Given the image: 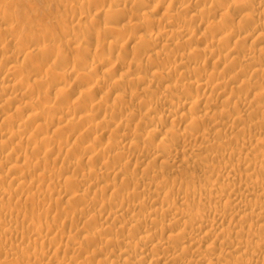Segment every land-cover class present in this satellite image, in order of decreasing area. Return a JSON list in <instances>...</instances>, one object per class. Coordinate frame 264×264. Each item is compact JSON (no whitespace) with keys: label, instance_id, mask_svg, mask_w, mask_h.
<instances>
[{"label":"rangeland","instance_id":"1","mask_svg":"<svg viewBox=\"0 0 264 264\" xmlns=\"http://www.w3.org/2000/svg\"><path fill=\"white\" fill-rule=\"evenodd\" d=\"M2 1V2H1ZM4 1V2H3ZM112 1V2H111ZM119 1V0H118ZM138 1V2H137ZM140 0H132V1H129V0H120L119 1V4H117V0H102V2H101V0H100V2L98 1V0H0V5H2V6H0V18H2V22H0V32H2V30H3V26H4V29H6L8 26H10V28H8V29H6V30H3L4 32H2V33H0V45H2V46H0V76H1V74H2V76L0 77V87H3V86H6V85H9V84H13V82H14V84L17 82V81H19L20 79H19V76H21L22 74H25V75H23L22 77H24V78H21V80H25V82H27L28 81V83H26L25 85L28 87V88H26V86L25 87H23V88H25V90H23L22 88V90H20V88H18V87H16V88H14V90H12L11 92H10V90L9 91H6V93L5 92H1V94H3V96H1V94H0V127L2 128V129H0V131L2 132V133H4L3 135H2V133L0 132V164H1V166H0V184L2 185H0L1 187H0V209H2V208H4L3 210H1L0 211V229H2V230H0V234H1V236H0V261H1V263L3 264V262H4V260H5V262H4V264H62L63 262V264H81L80 262H82V263H84V264H113L114 263V261H115V258H116V260H119V261H116L114 264H170V263H166L165 262V260L164 259H162L161 257H160V254H162L161 253V251H159V249H153V250H148V253L149 254H146V256L145 257H147V258H145L144 260H141V259H139V254L140 253H142V252H144L145 250H140V249H137L136 251H134L135 252V255L133 256V257H135V258H131V260H133V261H125L124 262V257L123 256H121L122 255V251H123V248L125 249L126 247V245L127 244H125V241H126V238H128L130 235H133V233L132 232H134V230H135V233H137V234H135V235H133L132 237H129L130 239L128 240L129 242H131V243H133L134 244V242L136 243L137 241H136V239H137V237H140L141 236V234L143 235L145 232H144V229H142V228H138V227H131V230H132V232H130V224L129 223H127L128 221H125V220H127L130 216H129V214L131 215V212H132V214H135V215H138L139 213H140V215L139 216H143V215H151V214H149V213H153V211H152V209H149V207H151V205H150V203L152 204V203H157L158 201V205L156 206V207H167L166 205H168L169 203L170 204H174V203H176V204H178V206L180 207V204L181 203H185V204H182L181 205V207H183V208H188V210H190V212L191 213H197V210H195L194 208H196V207H198V203H200V200H201V198L199 199V196H203V194L200 192V191H202V192H204V189H200L201 188V185H203V187H210V186H207L208 184H211V183H208L207 184V182H212V184L215 186H217V188L215 187L214 188V186H213V188L214 189H219L220 187H221V189H219L220 191L222 190V186L224 185V186H226L227 187V185H225L226 183L228 184V180H230V178H233L234 176L233 175H236L237 176V180H235L236 182H238V183H240V178L241 179H244V177H246V176H240V174H244V173H241V172H243L244 170H246L247 168L246 167H241V165H242V163L243 162H246V161H257V158L256 157H259L258 159H263V160H261V161H259L258 160V162L260 163H262L261 164V167H260V170L258 169V168H256L257 170L256 171H254L253 170V167H250V170H251V168H252V170L251 171H253L254 172V174L249 170V171H244V172H246L244 175H252L253 176V178H257V173L256 172H258V176L259 177H261V179L262 180H264V166H262V165H264L263 163H264V158H262V156L264 155L263 154V152L261 151L262 150V148L264 149V139H262L263 138V136H264V125H261V127H262V129H259V125L261 124V123H263V121H262V119H264V109L262 110L261 109V107L262 108H264V93L262 94L261 92H264L263 90H264V74H263V72H264V65H263V63H264V52H263V50H264V36H261V35H264V20H263V16H264V0H249V1H252V2H250V3H252L251 4V6H250V4L248 5V7H247V9L246 10H243L241 7H240V5L242 4L241 2H237L236 3V1L235 0H229V1H227V0H225L226 1V6H224L225 4V1L224 0H222V1H224V2H221L220 0L218 1V2H215L214 0H141V2H139ZM160 3H159V2ZM163 1V2H162ZM206 1V2H205ZM208 1V2H207ZM231 1V2H230ZM239 1V0H238ZM263 1V2H262ZM9 2V3H8ZM13 2V3H12ZM82 2V3H81ZM86 2V3H85ZM92 2H94L93 3V5H92ZM115 2H116V4H115ZM126 2V3H125ZM130 2H132V3H130ZM205 2V3H204ZM220 2V3H219ZM229 4H228V3ZM234 2L236 3L235 4V6L233 5L234 4ZM260 2V3H259ZM74 3V4H73ZM84 3V4H83ZM141 3V4H140ZM181 3V4H180ZM185 3L188 5V6H186L185 5ZM191 5H189V4ZM204 3V4H203ZM206 3H208V4H206ZM211 3V4H210ZM230 3H231V5H230ZM240 3V4H239ZM257 3V4H256ZM73 4V5H72ZM78 5V6H75V5ZM96 4V5H95ZM132 4V5H131ZM135 4V5H134ZM186 6L185 8H184V5ZM220 4H221V7H220ZM237 4H238V6H237ZM81 5V6H80ZM97 5H99V6H97ZM115 5H117V7H118V5H121V6H119V7H122L123 9H124V14H122V16L121 15H114V14H111V15H108L107 16V18H106V13L104 14V12H105V10H114V8L116 9V6ZM134 5V6H133ZM142 5V6H141ZM169 5V6H168ZM205 5V6H204ZM222 5L224 6L223 8H222ZM70 6V7H69ZM114 6V7H113ZM168 6V7H167ZM213 6V7H212ZM217 6H219V7H217ZM227 6H228V8H227ZM250 6V7H249ZM67 7V8H66ZM81 7V8H80ZM102 7V8H101ZM125 7H126V9L127 10H125ZM190 7V8H189ZM239 7L241 8V9H239ZM3 8V9H2ZM8 8V9H7ZM10 8H11V10H10ZM13 8V9H12ZM99 8V9H98ZM103 8H105V9H103ZM166 8H168V9H166ZM202 8H207L206 10L205 9H203L202 10ZM210 8H212V9H210L211 11H210V13L208 12V14H205L206 13V11L208 10L209 11V9ZM220 8V9H219ZM226 8V9H225ZM251 8V9H250ZM2 9V10H1ZM184 9V10H183ZM237 9V10H236ZM249 9V10H248ZM167 10V11H166ZM199 12H198V11ZM200 10H202V11H200ZM255 10V11H254ZM14 11V12H13ZM85 11V12H84ZM99 11V12H98ZM5 12V13H4ZM9 12V13H8ZM13 12V16L12 15H10L11 13ZM169 12V15H174L175 17H177L176 18V20H175V18H173V19H168V17H169V15H167V13ZM198 12V13H197ZM201 12V13H200ZM215 13V15H214V13ZM222 12H225V13H222ZM247 12V13H246ZM19 13V14H18ZM97 13H99V14H97ZM195 13L196 14H198V17L195 15ZM204 13V14H203ZM253 13V14H252ZM104 14V15H103ZM199 14H201V16L199 15ZM218 14V15H217ZM123 15H125L124 17H123ZM207 15V16H206ZM209 15V16H208ZM120 16H121V18H120ZM192 16H194V17H192ZM196 16V17H195ZM203 16V17H202ZM243 16V17H242ZM250 16V17H249ZM5 17V18H4ZM10 17V18H9ZM23 17V18H22ZM109 17V18H108ZM249 17V18H248ZM12 18V19H11ZM14 18V19H13ZM117 18H119V19H117ZM123 18V19H122ZM207 18H208V20H207ZM9 19H10V21H9ZM22 19V20H21ZM91 19V20H90ZM95 19V20H94ZM105 19H108L109 21H107V20H105ZM115 19H116V21H115ZM184 19V20H183ZM200 19H202V20H200ZM206 19V20H205ZM210 19V20H209ZM220 19V20H219ZM224 19H225V21L228 23H225V21H224ZM258 19V20H257ZM261 19V20H260ZM5 20V21H4ZM6 20H8V21H6ZM13 20V21H12ZM15 20V21H14ZM93 20L95 21V22H93ZM97 20V21H96ZM112 20V21H111ZM118 20H121V21H118ZM144 20V21H143ZM147 20V21H146ZM171 20V21H170ZM212 20V21H211ZM213 20H215V21H213ZM256 22H255V21ZM17 21V22H16ZM118 21V22H117ZM157 21V22H156ZM203 21V22H202ZM224 23H223V22ZM261 21V22H260ZM8 22V23H7ZM11 22V23H10ZM16 23V24H13V23ZM90 24H89V23ZM138 22V23H137ZM151 22V23H150ZM208 22L210 23V24H208ZM220 22V23H219ZM260 22V23H259ZM4 24V25H2V24ZM69 23V24H68ZM110 23V24H109ZM127 23V24H126ZM142 23V24H141ZM217 23V24H216ZM261 23H263V24H261ZM7 24V25H6ZM9 24V25H8ZM89 24V25H88ZM125 24V25H124ZM184 25L185 26V30H184V26L182 25V27L180 28V26H178V25ZM224 26H223V25ZM2 25V26H1ZM93 25V26H92ZM105 25V26H104ZM108 25V26H107ZM119 25V26H118ZM218 25V26H217ZM229 25H230V27H229ZM11 26H13L12 28H11ZM90 26V27H89ZM126 26V27H125ZM209 26H211V27H209ZM29 27V28H28ZM86 27H87V29H86ZM119 27V28H118ZM121 27V28H120ZM123 27V28H122ZM217 27V28H216ZM220 27V28H219ZM221 27H224V28H221ZM258 27V28H257ZM68 28V29H67ZM72 28V29H71ZM104 28V29H103ZM109 28H110V30H109ZM125 28V29H124ZM128 28H129V30H128ZM169 28L170 29H180L181 30V32H182V29L186 32H182L181 33V35L180 34H177V35H170V34H168V30H169ZM229 28L231 29V30H229ZM2 29V30H1ZM10 29H12L11 31L13 32V33H11L10 32ZM47 29H48V31H47ZM69 31V33H68V31ZM108 31H107V30ZM124 29V30H123ZM72 30H73V32H72ZM79 30V31H78ZM103 30V31H102ZM106 30V31H105ZM151 30V31H150ZM222 30V31H221ZM228 31V33L226 34V32ZM7 31H8V33H9V35L7 34ZM15 31V32H14ZM44 31V32H43ZM78 31V32H77ZM96 31H98L97 33H95ZM124 31H125V34H123L124 33ZM230 31V32H229ZM234 31H235V33H234ZM22 32V33H21ZM42 32V33H41ZM46 32V33H45ZM80 32V33H79ZM82 32V33H81ZM83 32H85V34L83 33ZM88 34H87V33ZM108 32V33H107ZM150 32V33H149ZM222 32V33H221ZM245 32V33H244ZM261 32V33H260ZM5 33V34H4ZM33 33H34V35H33ZM67 33V34H66ZM79 35H78V34ZM93 33V34H92ZM106 35H105V34ZM119 33V34H118ZM130 35H129V34ZM185 33V34H184ZM217 33H218V35H217ZM224 33V34H223ZM234 33V34H233ZM240 33V34H239ZM19 34V35H18ZM24 34V35H23ZM41 34H44V36H42ZM72 34V35H71ZM74 34H75V36H74ZM83 34V35H82ZM96 34V35H95ZM100 34H102V36L100 35ZM122 34V35H121ZM128 34V35H127ZM145 34V35H144ZM149 34H150V36H149ZM152 34V35H151ZM228 34H229V36H228ZM232 36H231V35ZM246 34V35H245ZM260 36H259V35ZM5 35V36H4ZM14 35H16L15 37H14ZM38 35H40V36H38ZM68 35H69V37H68ZM70 35H71V38H72V40H75V37H77V35H78V37L76 38V43H75V41H72V43H71V45H70V41H71V38H70ZM100 35V36H99ZM105 35V36H104ZM108 35V36H107ZM122 37H125V38H122ZM125 35V36H124ZM140 35V36H139ZM157 37H156V36ZM185 35V36H184ZM210 35H211V37H210ZM217 37H216V36ZM229 37L228 38V40H227V36ZM234 35V36H233ZM4 36V37H3ZM7 36V37H6ZM8 36H12V37H8ZM17 36H19L18 38H16ZM32 36H35V37H32ZM67 36V37H66ZM81 36V37H80ZM90 36V37H89ZM93 36H94V38H93ZM129 36V37H128ZM152 37V38H155L156 39V41L158 42V43H156V45H158V46H153V47H147L148 45H144V44H146L145 42H143V40H141V41H139V38L140 37ZM158 36H159V38H158ZM178 36H180V37H178ZM182 36V37H181ZM214 36V37H213ZM222 37V39H221V37ZM223 36H224V38H223ZM225 36H226V38H225ZM237 36V37H236ZM256 36H258L257 37V39H255L256 38ZM6 37V38H5ZM14 37V38H13ZM42 39H41V38ZM98 37H101V38H99V40H98ZM120 37V38H119ZM181 38V39H178V38ZM235 37V38H234ZM262 37V38H261ZM3 38V39H2ZM12 38V39H11ZM24 38V39H23ZM35 38V39H34ZM37 38L39 39V40H37ZM80 40H79V39ZM93 38V39H92ZM134 38V39H133ZM212 38V39H211ZM233 38V39H232ZM259 38H261V39H259ZM1 39H2V41H1ZM9 39H11V40H9ZM13 39H15V41L13 40ZM16 39H18V40H16ZM56 39V40H55ZM67 39V40H66ZM120 39V40H119ZM122 39V40H121ZM130 41H129V40ZM223 39H225V41L223 40ZM238 41H237V40ZM36 40V41H35ZM41 40H42V42H41ZM44 40H45V42H44ZM80 42H79V41ZM88 40V41H87ZM97 40V41H96ZM101 40V41H100ZM128 40V41H127ZM136 40V41H135ZM138 40V41H137ZM241 40V41H240ZM7 41V42H6ZM39 42V44H38V42ZM68 41V42H67ZM115 41H117V44H118V42L119 41H121V43L119 42V44H121L120 46L121 47H119V44H118V46H116L115 47V45H113V43H115ZM126 41V42H125ZM175 41V42H174ZM176 41H177V43H176ZM215 41V42H214ZM219 41H222V44L223 45H221V43H219L218 44V42ZM229 41V42H228ZM260 41V42H259ZM262 41H263V43H262ZM33 42H35V43H33ZM48 42V43H47ZM52 44H55V45H52ZM98 42V43H97ZM127 42H129V44L127 43ZM181 42V43H180ZM211 42H213L214 43V45H213V43H211ZM238 42V43H237ZM8 43V44H7ZM11 43V44H10ZM21 43V44H20ZM41 43V44H40ZM46 43V44H45ZM67 43V44H66ZM88 43V44H87ZM110 43H111V45H110ZM135 43V44H134ZM141 43H144L143 44V47H142V45H140ZM173 43V44H172ZM176 45H175V44ZM260 43V44H259ZM25 44V45H24ZM26 44H27V46H26ZM30 44V45H29ZM42 44H44V45H42ZM64 44V45H63ZM69 44V47L71 48H67L66 46ZM80 44V45H79ZM124 44V45H123ZM138 44H139V46H138ZM162 44H163V46H162ZM164 44H165V46H166V44H169L168 46H166V47H164ZM178 44V45H177ZM241 44H242V46H241ZM11 47H10V46ZM28 45L30 46V47H28ZM45 45H47V46H45ZM175 45V46H174ZM207 45V46H206ZM209 45V46H208ZM237 45V46H236ZM257 45H259V47H262L261 49L257 46ZM15 46V47H14ZM20 46V47H19ZM24 46H25V48H24ZM45 46V48L47 49L48 47V50L50 51V49L52 48V50L50 51V53H52L51 55L48 53L49 51L48 50H46L45 52L43 51V49H45V48H43V47ZM51 46V47H50ZM65 46V47H64ZM146 48H145V47ZM226 46V47H225ZM228 46V47H227ZM239 46V47H238ZM9 47H10V49H9ZM18 47H19V52H18ZM26 49V51L23 49ZM33 47V48H32ZM41 47V48H40ZM56 49V50H54V48ZM74 47V48H73ZM84 47H85V49H84ZM87 47V48H86ZM94 47V48H93ZM98 47V48H97ZM133 49H132V48ZM162 47V48H161ZM170 47H171V49H170ZM213 47H215V48H217V49H215V48H213ZM220 47H221V49H220ZM7 48V49H6ZM28 48V49H27ZM37 48L39 49V50H37ZM128 50H127V49ZM142 48V49H141ZM145 48V49H144ZM151 48V49H150ZM164 48V49H163ZM205 48V49H204ZM210 48V49H209ZM243 48V49H242ZM8 50L9 49V51L7 52L6 50ZM13 49V50H12ZM16 49V50H15ZM33 49H35V50H33ZM41 49H42V51L44 52L42 55V57H41ZM58 49V50H57ZM65 49H66V51H65ZM104 49V50H103ZM110 49H112V51L110 50ZM125 49V50H124ZM143 52H141L140 50ZM148 49V50H147ZM161 49H162V51H161ZM211 50V53L213 52V49H214V51L215 50H217V51H215L214 53H210L209 52V54H207V50ZM233 49V50H232ZM250 49V50H249ZM2 50V51H1ZM22 50V51H21ZM29 50V51H28ZM82 50V51H81ZM99 50V51H98ZM110 50V51H109ZM155 50V51H154ZM166 50V51H165ZM190 50H191V52H192V54H188V52L189 53H191L190 52ZM202 50H204V52L202 51ZM221 52H220V51ZM228 50V51H227ZM231 50H232V52H231ZM244 50V51H243ZM260 50H262V51H260ZM5 51V52H4ZM12 51H13V54H14V56L15 57H12V58H10L12 55H10V53H12ZM27 51L28 52H30V54H31V61H30V59L28 58V60H26V59H24L25 58V56H26V54L25 53H27ZM35 51H37V52H35ZM56 51V52H55ZM122 51V52H121ZM141 53H140V52ZM149 51V52H148ZM198 51H200V52H198ZM206 51V52H205ZM226 51V52H225ZM251 51V52H250ZM257 51V52H256ZM259 51V52H258ZM15 52V53H14ZM33 54H35V55H32V53ZM38 52H40V54L38 53ZM48 54H47V53ZM55 52V53H54ZM69 52V53H68ZM71 52V53H70ZM82 52H83V55H82ZM85 52V53H84ZM146 52V53H145ZM156 52H160L159 54L158 53H156ZM162 52V53H161ZM187 52V54H184V53H186ZM247 54H246V53ZM254 52H256V53H254ZM62 53V54H61ZM65 53V54H64ZM81 53V54H80ZM135 53V54H134ZM139 53H140V55H139ZM151 53V54H150ZM155 53V54H154ZM163 53H165V55L163 56L162 54ZM166 53H169L168 55L169 56H167V54ZM178 53V54H177ZM203 53V54H202ZM206 53V54H205ZM216 53H217V55H216ZM223 53V54H222ZM229 53H230V55H229ZM249 53H250V55H249ZM262 53V54H261ZM7 54V55H6ZM16 54V55H15ZM22 54V55H21ZM24 54V55H23ZM37 54L40 56V58L39 59H37L38 58V56H37ZM45 54H46V56H45ZM62 56H61V55ZM68 54V55H67ZM71 54V55H70ZM73 54V55H72ZM85 54V55H84ZM182 55V57H181V55ZM193 54H195V55H193ZM210 54H211V56H210ZM2 55H3V57H2ZM18 55H20L21 57H19ZM65 55H66V57H65ZM88 55V56H87ZM108 55V56H107ZM127 55V56H126ZM138 55V56H137ZM157 55V56H156ZM161 55V56H160ZM203 55V56H202ZM220 55V56H219ZM228 55V56H227ZM236 55V56H235ZM238 55V56H237ZM240 55H242L243 56V59H242V57L240 56ZM9 58H7V57ZM17 56V57H16ZM33 56H35L34 58H36V59H34V58H32ZM61 56V57H60ZM64 56V58H66V61H65V59L64 58H62ZM70 56V57H69ZM80 56V57H79ZM107 56V57H106ZM126 56V57H125ZM188 56V57H187ZM189 56H190V58L192 57L193 58V61H192V58L190 59L189 58ZM194 56V57H193ZM197 56H199V57H197ZM222 56V57H221ZM241 58H240V57ZM250 58H252V60L250 59V63H251V66H250V64H249V57ZM257 56V57H256ZM259 56H261L260 58H259ZM50 57V58H49ZM71 58V59H69V61H68V58ZM104 57V58H103ZM145 57V58H144ZM181 59H180V58ZM187 57V58H186ZM207 57V58H206ZM229 57V58H228ZM253 57H254V59H253ZM18 60H17V59ZM27 58V57H26ZM41 58L43 59V61H41ZM50 60H49V59ZM61 58H62V60H61ZM84 58V59H83ZM121 58V59H120ZM169 58H171V59H169ZM179 58V59H178ZM183 58V59H182ZM186 58V59H185ZM188 58L190 59V60H188ZM212 58V59H211ZM227 58V59H226ZM1 59H2V61H1ZM12 59V60H11ZM21 61H20V60ZM46 59V60H45ZM98 59V60H97ZM105 59V60H104ZM115 59V60H114ZM118 59V60H117ZM152 59V60H151ZM163 59V60H162ZM186 60V62H185V60ZM235 59H237L236 61H235ZM11 60V61H10ZM27 62H25V61ZM36 60V61H35ZM37 60H39V61H37ZM53 60V61H52ZM60 60V61H59ZM171 60V61H170ZM175 60V61H174ZM179 60V61H178ZM181 60V61H180ZM240 60V61H239ZM246 60H248V61H246ZM259 61V63L260 64H262V65H260V64H257L258 63V61ZM7 62L6 64L4 63V62ZM13 61V62H12ZM33 61H35V62H33ZM52 61V62H51ZM62 61H65V62H62ZM113 61V62H112ZM124 61V62H123ZM133 61H135L136 63H134ZM219 61V62H218ZM252 61V62H251ZM255 61V62H254ZM257 61V62H256ZM261 61V62H260ZM263 61V62H262ZM17 62V63H16ZM33 63V64H31V63ZM44 64H43V63ZM181 62V63H180ZM189 62H190V65H189ZM204 62V63H203ZM226 62V63H225ZM236 62H239V63H236ZM245 62L249 65H247V64H245ZM14 63V67H12V64ZM38 63V64H37ZM41 65H40V64ZM51 63H53V64H51ZM63 63V64H62ZM67 63V64H66ZM84 63V64H83ZM94 63V64H93ZM98 63V64H97ZM134 64V66H133V64ZM170 63V64H169ZM241 63V64H240ZM5 64V65H4ZM16 64V65H15ZM19 64V65H18ZM26 64V65H25ZM36 64H37V66H36ZM43 64V65H42ZM49 64V65H48ZM104 64V65H103ZM123 64V65H122ZM158 64V65H157ZM175 64V65H174ZM180 64V65H179ZM238 64V65H237ZM253 64V65H252ZM257 64V65H256ZM2 65H4V66H2ZM21 65H23V66H21ZM27 65H28V68H25V67H27ZM32 65V66H31ZM33 65H35V66H33ZM93 65V66H92ZM114 65V66H113ZM131 65V66H130ZM141 65V66H140ZM170 65H172L171 67H169ZM174 65V66H173ZM189 65V66H188ZM197 65V66H196ZM240 65V66H239ZM243 65V66H242ZM255 65H256V67H255ZM259 65V66H258ZM11 66V67H10ZM43 66H45V67H43ZM49 66H51L50 68H49ZM53 66V67H52ZM65 66V67H64ZM97 66V67H96ZM100 66V67H99ZM108 66V67H107ZM139 66V67H138ZM166 66H168L167 68H166ZM181 68H179V67ZM191 66H193V67H191ZM203 66V67H202ZM242 66V67H241ZM246 66V67H245ZM252 66H254L253 68H251ZM261 66V67H260ZM4 67V68H3ZM9 67L11 68L10 70H9ZM35 67V68H34ZM39 67H41L42 69H40V70H42V72H41V74L43 73H45L44 75L42 74H40V70H38L39 69ZM99 67V68H98ZM131 67V68H130ZM174 69H173V68ZM184 67V68H183ZM186 67V68H185ZM187 67H191V70L192 69H197L198 70V72H196L195 74L194 73H192L193 72V70L191 71L190 70V68H188V70H187ZM196 67V68H195ZM201 67V68H200ZM21 70V71H19V69ZM24 68V69H23ZM35 70H34V69ZM45 68V69H44ZM63 68H64V70H63ZM84 68V69H83ZM113 68V69H112ZM135 68V69H134ZM175 68H177V70H179V73H178V71H176V69ZM255 68H257V69H255ZM259 68V69H258ZM1 69H3L2 71H1ZM13 69H16V70H18V72H23L24 71V73H22V74H20V73H18L16 70L14 71ZM25 69H26V71L28 72V75H26V71H25ZM29 69H32V71L29 73ZM68 69V70H67ZM92 69V70H91ZM95 69V70H94ZM96 69H98V71L96 70ZM107 69V70H106ZM163 69V70H162ZM171 69V70H170ZM199 69H201V70H199ZM242 69H245L244 71V73H243V70ZM251 69V70H250ZM261 69H262V71H261ZM36 70H38V71H36ZM49 72H48V71ZM66 70V71H65ZM74 71V73H73V71ZM82 70H84V71H82ZM87 70H89V72L87 71ZM159 70V71H158ZM169 71V73H171L172 74V76H171V74H168V75H170L169 76V81L171 82H169L168 80L165 82V80H163V78L161 77L160 78V75L162 74L161 72L163 71ZM176 71V73L174 72L173 73V71ZM181 70H183V71H181ZM204 70V71H203ZM208 70V71H207ZM242 70V71H241ZM255 70H256V72L258 73L259 72V74H257V73H255ZM260 70V71H259ZM7 71H8V73H12L11 74V76H7V75H9L8 73H7ZM10 71V72H9ZM45 71H47V72H45ZM108 71V72H107ZM142 71V72H141ZM153 71H157L156 73L155 72H153ZM168 71H167V73H168ZM184 71H185V73H186V71H187V73L186 74H191V75H189L187 78H186V76L184 77L183 76V74H185L184 73ZM190 73H189V72ZM212 71V72H211ZM254 71V72H253ZM18 74H17V73ZM26 72V73H25ZM39 72V73H38ZM85 72V73H84ZM262 72V73H261ZM5 73H7V75H5ZM15 73V74H14ZM34 73V74H33ZM58 73V74H57ZM66 73H67V75H66ZM75 73H76V75H75ZM84 75H83V74ZM89 73V74H88ZM125 73V74H124ZM157 73L159 74L160 73V75H158L159 77H154V74H155V76L157 75ZM182 73V74H181ZM200 73H202V75L200 74ZM248 73V74H247ZM253 73V74H252ZM32 74V75H31ZM40 74V75H39ZM57 74V75H56ZM85 74H87L88 76L86 77V75ZM139 74V75H138ZM213 74V76L211 77V75ZM251 74V75H250ZM263 76H262V75ZM31 75V76H30ZM79 75V76H78ZM81 75H83V77L85 78H83V77H81ZM92 75V76H91ZM127 75H128V80H127ZM130 75V76H129ZM178 77H177V76ZM201 76L200 78H198V76ZM218 75V76H217ZM5 76V77H4ZM8 77V80H7V77ZM14 76H15V78H14ZM16 76H17V78H16ZM25 76H27L29 79L27 80V79H25V78H27V77H25ZM39 76V77H38ZM40 76H42V78L44 79V80H39V81H42V83H45V85H46V87L44 86V85H41V84H39L40 86H37L36 88H35V84H38L39 83V81H38V79L40 78ZM56 76V77H55ZM124 76H126V77H124ZM153 76V77H152ZM191 76V77H190ZM195 76H197V77H195ZM252 76H257V78L256 77H254V80H253V77ZM3 77H4V79H3ZM9 77H10V80H9ZM78 77H80V78H78ZM91 77V78H90ZM107 77V78H106ZM171 77V78H170ZM179 77H181V78H179ZM211 77V78H210ZM262 77V78H261ZM13 78L15 79L14 81H13ZM60 78V79H59ZM69 78V79H68ZM88 78H90V79H88ZM117 78V79H116ZM126 78V79H125ZM132 78V79H131ZM134 78V79H133ZM142 80H140V79ZM155 78V79H154ZM160 78V79H159ZM189 78V79H188ZM190 78H191V80H193V81H191L190 80ZM196 78H198V79H196ZM202 78L204 79V80H202ZM207 78V79H206ZM215 78V79H214ZM218 78V79H217ZM250 78V80L252 79V81H250V80H248ZM19 79V80H18ZM34 79H37V81H38V83H37V81L35 80L34 81ZM51 79V80H50ZM59 79V80H58ZM66 79V80H65ZM75 79V80H74ZM92 79H93V81H92ZM106 79H108V80H106ZM113 79H115V80H113ZM125 79V80H124ZM130 79V80H129ZM146 79V80H145ZM148 79H149V81H148ZM154 79V80H153ZM184 79V80H183ZM220 79V80H219ZM222 79V80H221ZM244 79V80H243ZM263 79V80H262ZM12 80V81H11ZM30 80V81H29ZM83 80V81H82ZM107 81V82H104V84H102L100 81ZM119 80H121V81H124V82H126V83H124L123 84V86H122V84H121V86H119V87H117V85H116V81H119ZM136 80V81H135ZM163 80V82L161 83V81ZM180 80V81H179ZM183 80V82L182 83H179V82H181ZM186 80H189L190 81V84H192L191 82H194V84L196 83L195 81H197L198 83H199V81H200V84H202V81H203V83H204V81H206V82H210V84L212 83V86H214V83H216V85H218V83H220V81H221V83H223L222 85H219V86H214V90L213 89H211L210 91H208V90H204L203 89V86H201V88H200V85H194V84H192V86H189L188 85V83H189V81H186ZM256 80V81H255ZM52 81V82H51ZM64 81H67V82H64ZM72 81V82H71ZM85 81V82H84ZM100 83H99V82ZM108 81H110L111 82V84H109V82ZM112 81L114 82L113 84H112ZM120 81V82H121ZM151 81V82H150ZM153 81V82H152ZM218 83H217V82ZM223 81V82H222ZM247 81H249L248 83L249 84H247L246 82ZM255 81V82H254ZM5 82L7 83V84H5ZM36 82V83H35ZM54 82H55V84H54ZM61 82H63V83H61ZM129 82H132V83H130L129 84ZM133 82H135V83H133ZM150 82V83H149ZM155 82V83H154ZM159 82V83H158ZM231 84H230V83ZM252 82H254L253 84H252ZM258 82V83H257ZM34 84V85H31V84ZM41 83V82H40ZM59 83V84H58ZM60 83H61V85H60ZM107 83V84H106ZM164 83V84H163ZM175 83V84H174ZM185 85H184V84ZM220 83V84H221ZM226 83H228L227 84V86H225L226 85ZM251 83V84H250ZM261 83V84H260ZM5 84V85H4ZM63 84V85H62ZM68 84H70V85H68ZM89 86H88V85ZM100 84V85H99ZM150 84V85H149ZM152 84V85H151ZM246 84V85H245ZM259 84V85H258ZM32 87H31V86ZM48 85L50 86V87H48ZM59 85V86H58ZM115 85V86H114ZM154 85V86H153ZM160 85V86H159ZM170 86V88L169 89H172L173 87L175 88V90L174 89H172L173 90V92H172V95L174 94L175 95V97H174V99H173V102H171L169 99L168 100H165V99H163V97H164V95H166V93L167 94H169L168 92H167V90L166 89H168V86ZM174 85V86H173ZM178 87H177V86ZM184 85V86H183ZM236 85V86H235ZM238 85V86H237ZM244 85V86H243ZM249 85V86H248ZM257 86V87H253V86ZM261 85L263 86V87H261ZM56 86V87H55ZM75 86V87H74ZM91 87V88H88V87ZM103 86V87H102ZM126 86V87H125ZM167 86V87H166ZM188 86V88H186V87ZM225 86V87H224ZM246 86H247V88H246ZM259 86V87H258ZM30 87V88H29ZM43 88V90H44V94H43V90H42V88ZM48 87V88H47ZM60 87V88H59ZM63 87V88H62ZM70 87H71V89H70ZM114 87V88H113ZM154 87V88H153ZM172 87V88H171ZM193 87V88H192ZM194 87H195V89H194ZM198 87V88H197ZM224 89H223V88ZM249 87V88H248ZM17 88H18V90H17ZM67 88V89H66ZM83 88V89H82ZM88 88V89H87ZM117 88V89H116ZM150 88V89H149ZM166 88V89H165ZM186 88V89H185ZM220 88H221V90H220ZM253 88V89H252ZM257 88H259L258 90H259V92H260V94H259V92H258V90H257ZM261 88V89H260ZM262 88H263V90H262ZM29 89H30V92H29ZM41 89V90H40ZM60 89V92H58V90ZM95 89V90H94ZM126 89V90H125ZM142 89V90H141ZM169 89H168V91H169ZM256 89V90H255ZM26 90H28L27 92L28 93H30L29 95H28V93L26 92ZM46 90V91H45ZM48 90V91H47ZM52 90V91H51ZM56 90H57V92H56ZM66 90H67V92H66ZM76 92H75V91ZM80 90H81V92H80ZM88 90H89V92H88ZM128 90V91H127ZM141 90V91H140ZM151 92H150V91ZM154 92H153V91ZM156 90V91H155ZM213 90V91H212ZM251 90V91H250ZM260 90H262V91H260ZM33 91V92H32ZM36 91V92H35ZM63 91V92H62ZM78 91V92H77ZM87 91V92H86ZM90 91H92V92H90ZM138 91V92H137ZM144 91H145V93H144ZM146 91H147V93H146ZM160 91V92H159ZM166 91V92H165ZM175 91V92H174ZM179 91V92H178ZM7 92H9L8 94H7ZM18 92H19V98L17 97L18 96ZM38 92V93H37ZM53 92V93H52ZM75 92V93H74ZM165 92V93H164ZM206 92V93H205ZM211 94V97L210 96H208V94L209 93ZM252 92V93H251ZM257 92H258V94L260 95L259 97L258 96H255V95H258L257 94ZM5 93V94H4ZM12 93V94H11ZM51 93V94H50ZM54 93H55V95H54ZM66 93V94H65ZM86 93V94H85ZM122 93V94H121ZM142 93V94H141ZM150 93V94H149ZM161 93V94H160ZM162 93H163V97H161L162 96ZM176 93H177V95H176ZM178 93H179V96H180V98H179V96H178ZM221 93V94H220ZM22 94V95H21ZM32 94V95H31ZM53 97H51L50 95ZM64 94V95H63ZM73 94H74V96H73ZM117 94V95H116ZM144 94V95H143ZM205 94H207V95H205ZM214 94V95H213ZM224 94V95H223ZM6 95H8L7 97H6ZM15 95V96H14ZM68 95V96H67ZM89 97H88V96ZM148 95V96H147ZM197 95H198V97H197ZM242 96V97H239V96ZM262 95V96H261ZM23 96V97H22ZM31 96V97H30ZM34 96V97H33ZM44 96V97H43ZM58 96V97H57ZM64 96H65V99H64ZM72 96V97H71ZM80 96V97H79ZM92 96H94V97H92ZM138 96V97H137ZM141 96V97H140ZM176 96H178V98L176 97ZM183 96V97H182ZM204 97V98H202V97ZM246 96H247V98H246ZM27 97V98H26ZM37 97V98H36ZM48 97V98H47ZM71 97V98H70ZM106 97V98H105ZM139 97H140V99H139ZM187 97V98H186ZM191 97H193V98H191ZM218 97V98H217ZM231 97V98H230ZM232 97H234L233 99H232ZM9 98V99H8ZM26 98V99H25ZM39 98V99H38ZM50 98V99H49ZM61 98L64 100H61ZM75 98L77 99V100H75ZM84 98V99H83ZM86 98V99H85ZM89 98V99H88ZM120 98V99H119ZM123 98H124V100H123ZM151 98V99H150ZM186 98V99H185ZM191 98V99H190ZM202 98V100H200V101H202V103L199 101V99H201ZM205 98H212V100L214 99V101H211V103H206L205 101H204V99ZM216 98V99H215ZM223 98L224 99H226L227 98V100L228 101H231V102H227V103H224L225 104V106H227V108H225V106L223 105V103L221 104L220 102H222V100H223ZM230 98V99H229ZM246 98V99H245ZM49 99V101L50 102H48V101H46V100H48ZM53 99V100H52ZM67 99H68V101H67ZM123 101H122V100ZM154 99V100H153ZM171 99V100H172ZM182 99V100H181ZM189 99V100H188ZM222 99V100H221ZM232 99V100H231ZM239 99V100H238ZM241 99H244V104H246L245 102L247 101L248 102V104H249V101H250V104H252V105H249V106H253L254 105V107H256L255 105H257L258 103H260L256 108H258V107H260V108H258V109H256L255 108V110H254V107L253 108H251V109H253V111L250 109V107L247 105H244V104H242V100ZM254 99V100H253ZM9 100H10V102H9ZM11 100H12V102H11ZM21 100V102H22V104L21 103H19V101ZM22 100H24V101H22ZM43 100V101H42ZM54 100H55V102H54ZM82 100V101H81ZM89 100V101H88ZM94 100V101H93ZM119 100H121V101H119ZM130 100V101H129ZM142 100V101H141ZM146 100H148V101H146ZM158 100H161V101H158ZM175 100V101H174ZM179 100H180V102H179ZM216 100V101H215ZM217 100H219V101H217ZM258 100V101H257ZM5 101V102H4ZM8 101V102H7ZM34 101V102H33ZM39 101H40V103H39ZM57 101L59 102V103H57ZM85 101V102H84ZM118 101V102H117ZM125 101V102H124ZM134 101H136V102H134ZM153 101H156V104H155V102H153ZM162 101H164V102H162ZM170 101V102H169ZM191 101L192 102H196V101H198V104H197V106H195V104L194 103H192V105H194L195 107H192V105H191ZM234 101H236V102H234ZM239 101H240V103H239ZM253 101H256V102H253ZM28 104H30V102H32V104H30V106L29 105H27V103ZM45 102V103H44ZM47 102V103H46ZM60 102H62V103H60ZM66 102V103H65ZM73 102H74V104H73ZM82 104H80V103ZM84 102V103H83ZM87 102V103H86ZM96 102V103H95ZM106 102V103H105ZM112 102V103H111ZM128 102H129V105H127L128 104ZM131 102H134L133 104L131 103ZM154 103V106H153V103ZM176 102V103H175ZM183 102H184V105H182L181 106V104H183ZM186 102H187V105H185L186 104ZM11 104L10 106H9V104ZM44 103V104H43ZM48 103H49V105H48ZM50 103H51V105H50ZM70 103V104H69ZM77 103V104H76ZM79 103V104H78ZM93 103V104H92ZM95 103V104H94ZM104 104V106H103V104ZM131 103V104H130ZM161 103V104H160ZM165 103H166V105H165ZM180 104V106H178L179 104ZM190 103V104H189ZM206 103V104H205ZM254 103H256V104H254ZM2 104L4 105L5 104V106H3L2 107ZM6 104H7V107H6ZM58 104H59V106L61 107V105L62 106H64V107H67L68 109H69V107H71V110L69 109H67V108H64V107H59L58 106ZM61 104V105H60ZM64 104H66V105H64ZM72 105V106H69V105ZM97 104V105H96ZM116 104H118V105H116ZM126 104V105H125ZM152 104V105H151ZM159 104V105H158ZM200 104V105H199ZM209 104V105H208ZM227 104V105H226ZM26 105V108L24 107ZM38 107H37V106ZM44 105V106H43ZM54 105H55V107H54ZM68 105V106H67ZM76 105H79L78 107L76 106ZM84 105H85V107H84ZM115 107H113V106ZM148 105V106H147ZM158 105V106H157ZM190 105H191V107L192 108H196L197 110H195V109H191L190 110ZM198 105H199V108H198ZM220 105H222V106H220ZM235 105V106H234ZM20 106L22 107V108H20ZM28 106H29V108H32V109H35L36 110V113L39 115V117L38 118H34L33 116L31 117V116H29V114L30 113H35V110H33L32 112H30L31 111V109L29 110H27V108H28ZM41 106V107H40ZM52 106V107H51ZM86 106H87V108H86ZM93 106V107H92ZM101 107V109H100V107ZM147 106V107H146ZM155 106H157V107H155ZM240 106V107H239ZM243 106H245V107H243ZM44 107V108H43ZM53 107H54V109H53ZM77 107V108H76ZM85 108V110H84V108ZM99 107V108H98ZM160 107H162V108H160ZM179 107V108H178ZM181 107V108H180ZM185 107V108H184ZM224 107V108H223ZM247 107V108H246ZM20 110H19V109ZM25 108V109H24ZM39 108H41V111H40V109ZM58 108V109H57ZM81 108H83V109H81ZM105 108H107V109H105ZM170 108V109H169ZM200 108H201V110L202 111H199L200 110ZM230 108V109H229ZM16 109V110H15ZM77 109V110H76ZM80 111H79V110ZM88 109V110H87ZM116 109V110H115ZM150 109V110H149ZM179 109V110H178ZM189 109V110H188ZM226 109H228V110H230V112L228 111V110H226ZM248 109V110H247ZM261 109V110H260ZM18 110V111H17ZM22 110V111H21ZM55 110H58V111H55ZM62 110H63V112H62ZM86 111L87 110V113L85 112H81V111ZM99 110V111H98ZM149 110V112H147ZM170 110H172V112L170 113ZM220 110L222 111L221 113H220ZM227 111V112H223V111ZM258 110V111H257ZM260 110V111H259ZM10 111V112H9ZM20 111V112H19ZM45 111H46V113H45ZM60 111V112H59ZM66 111V112H65ZM71 111V112H70ZM89 111V112H88ZM94 111V112H93ZM110 111V112H109ZM121 111V112H120ZM132 111V112H131ZM162 111H163V113H162ZM248 111H249V113H248ZM252 111V112H251ZM14 112V113H13ZM16 112V113H15ZM39 112H41V114H39ZM50 112V113H49ZM54 114V113H56V114H54L53 115V117H52V113ZM68 112H70V113H68ZM72 112H74L75 114H72ZM93 112V113H92ZM130 112V113H129ZM137 112V113H136ZM147 113V115H146V113ZM176 112H178V113H176ZM208 113V114H206V113ZM233 112V113H232ZM239 112V113H238ZM244 112V114H242ZM2 113H4V114H2ZM6 113V114H5ZM9 113V114H8ZM24 113H25V115H24ZM59 113V114H58ZM64 115H66V116H64ZM100 113V114H99ZM132 113H133V115H132ZM170 113V114H169ZM186 113V114H185ZM187 113H188V116H187ZM221 115H220V114ZM226 113V114H225ZM231 113H232V115H231ZM248 113V114H247ZM12 114H13V116H12ZM58 114V115H57ZM69 114V115H68ZM77 114V115H76ZM82 114V115H81ZM90 114H93V115H90ZM128 114H131V115H128ZM141 114V115H140ZM143 114H145V116L143 115ZM157 114H159V115H157ZM181 114H183V115H181ZM185 114V115H184ZM202 114V115H201ZM216 114H218V116H216ZM236 114V115H235ZM241 114V115H240ZM252 114V115H251ZM23 115V116H22ZM48 115V116H47ZM60 115H61V117H60ZM63 115V116H62ZM75 115V116H74ZM106 115H107V117H106ZM130 116V117H127V116ZM161 115V116H160ZM174 115V116H173ZM201 115V116H200ZM206 115H208V116H206ZM229 115H231V117L230 118H228L229 117ZM245 116L244 117V119H245V121H242V120H244V119H241L243 116ZM3 116H4V118H3ZM6 116H8V119H11L10 117H13L11 120V122H10V120H9V122L8 123H6L5 124V122H7V121H5L4 122V120H6ZM20 116V117H19ZM41 116V117H40ZM43 116V117H42ZM46 116V117H45ZM83 116V117H82ZM86 116H88L89 117V119L88 118H85ZM92 116V117H91ZM93 116H94V118L96 117V119H94L95 121L93 122V120H91V118L93 119ZM150 116V117H149ZM152 116V117H151ZM159 118H158V117ZM192 116V117H191ZM203 116H204V118H203ZM235 116L236 117H239V118H235ZM242 116V117H241ZM14 117H16L15 119H14ZM29 117H31V118H29ZM71 117H73V118H71ZM106 117V118H105ZM142 117H146V118H143L142 120H141V118ZM160 117H162V118H160ZM167 117V118H166ZM201 117V118H200ZM205 117H207V118H205ZM211 117V118H210ZM28 120V119H30V120H26V119ZM43 118H45V119H43ZM49 118V119H48ZM71 120H70V119ZM74 118H75V120H76V124H75V126H74V123H75V121H74ZM78 118H82L81 120H79ZM126 118V119H125ZM129 120H128V119ZM156 118V119H155ZM174 118V119H173ZM201 119V121H196L197 119ZM202 118H203V121H202ZM218 118V119H217ZM221 118V119H220ZM262 118V119H261ZM4 119V120H3ZM18 119H20V120H18ZM23 119V120H22ZM78 119V120H77ZM100 119V120H99ZM108 119V120H107ZM113 119H114V121L115 122H113ZM121 119V120H120ZM165 119V120H164ZM192 119H194V120H192ZM215 119V120H214ZM224 120V122H223V120ZM14 120V121H13ZM34 122H33V121ZM46 120V121H45ZM50 120H52L53 122H51ZM110 120H112V121H110ZM125 120H127L128 121V123L125 121ZM141 120V121H140ZM168 120V121H167ZM192 120V121H191ZM206 120V121H205ZM215 122H214V121ZM234 120V121H233ZM260 120L262 121L261 123H258V122H260ZM22 121V122H21ZM30 121H32V122H30ZM94 123H92V122ZM103 121V122H102ZM107 121L109 124L107 125V122L105 123V122ZM110 121V122H109ZM123 121H124V123H123ZM130 121V122H129ZM151 121H152V124H151ZM211 121V122H210ZM247 121V122H246ZM2 122V123H1ZM4 122V123H3ZM15 122H16V124H15ZM50 122V123H49ZM87 122H89L88 124H86ZM111 122H112V125H111ZM121 122H122V124H121ZM161 122H162V124H161ZM165 122V123H164ZM192 122V123H191ZM194 122V123H193ZM218 124H217V123ZM221 122V123H220ZM227 122L228 123H230V122H232V123H230L229 125L227 124ZM251 122V123H250ZM256 124H255V123ZM19 123V124H18ZM35 123V124H34ZM44 123V124H43ZM48 123V124H47ZM71 123V124H70ZM84 123V124H83ZM98 123H99V125H98ZM105 123V124H104ZM224 123V124H223ZM226 123V124H225ZM252 123H254V124H252ZM5 126H3V125ZM13 124V125H12ZM41 124H42V126H41ZM45 124H46V126H45ZM50 124V125H49ZM93 124V125H92ZM98 125V126H96L95 127V125ZM102 124H104V125H102ZM117 124L119 125L120 124V127L119 126H117ZM126 124V125H125ZM151 124V125H150ZM251 124V125H250ZM19 125H21L20 126V128H19ZM27 125H33V126H27ZM64 125L66 126V127H64ZM69 125V126H68ZM77 125H80L79 126V128H78V126ZM84 125V126H83ZM87 125V126H86ZM106 125V126H105ZM129 125V126H128ZM131 125V126H130ZM218 126V128H217V126H216V129H214V126ZM222 125V126H221ZM225 125H226V127H225ZM246 125V126H245ZM252 125H255V126H252ZM6 126H7V130H5L6 129ZM13 126V129L12 128H10V127H12ZM23 126V127H22ZM26 126V127H25ZM50 126V127H49ZM60 126V127H59ZM77 126V127H76ZM82 126V127H81ZM111 126H113V127H111ZM126 126H128V127H130V128H128V127H126ZM151 126V127H150ZM153 126H155V128L153 127ZM213 126V127H212ZM228 126H230V127H228ZM238 126H239V128L243 131V129H245V131L246 132H248L249 133V129H252L253 127H258L257 129H255L256 130V132H254V134L256 133L257 135L259 134V132H260V136L258 135L257 136V138H256V134H255V137L253 136V140H252V143H251V140H250V138H251V136H250V134H248V133H246L245 131H243L244 133H242V132H240L241 130L238 128ZM241 126H243V127H241ZM252 126V127H251ZM25 127V128H24ZM28 127V128H27ZM40 127V128H39ZM70 127V128H69ZM73 127V128H72ZM89 127H91V128H89ZM123 127V128H122ZM133 127H135V128H133ZM153 127V128H152ZM160 127V128H159ZM163 127V128H162ZM173 127V128H172ZM209 127V128H208ZM210 127H212V128H210ZM260 127V128H261ZM5 128V129H4ZM21 129V130H19V129ZM33 128V129H32ZM46 128L48 129V130H46ZM60 128H62V129H60ZM65 128V129H64ZM101 128V129H100ZM106 128V129H105ZM118 128V129H117ZM137 128V129H136ZM158 129L159 130V137H157L158 135L156 134H151L152 133V130L151 129ZM237 128V129H236ZM247 128H249V129H247ZM3 129H4V131H3ZM19 131H18V130ZM40 129H42V130H40ZM60 129V130H59ZM76 129V130H75ZM162 131H161V130ZM164 129V130H163ZM167 129V130H166ZM171 130V131H174V130H176V131H174V132H176V133H178V136H177V134H175L174 132H172L173 134H171V131H169V130ZM222 129V130H221ZM226 129V131L224 132V130ZM232 129V130H231ZM236 129V130H235ZM254 129V128H253ZM11 130H12V133L13 132H15V130L17 131V132H22V133H20V134H22L21 136H22V138L23 137H25V138H23V140H21L20 139V135L19 136H17V137H19V139L18 138H16L17 140H12V139H9V134L11 133ZM27 130V131H26ZM31 130H33V131H35V133L33 132V131H31ZM37 130H39V131H37ZM58 132H57V131ZM91 130V131H90ZM94 130V131H93ZM115 130V131H114ZM151 130V131H150ZM214 131V133L217 135V136H215V134L213 133V131ZM217 130H219V132H224V133H226V134H228V135H226L225 136V138L223 139L222 138V135H223V137H224V133L222 134V133H219ZM228 130H230L231 132H232V134L233 135H230L231 133L228 131ZM234 130V131H233ZM237 130H240V131H238L237 132ZM249 130V131H248ZM259 130V131H258ZM7 131L9 132V134L7 133ZM23 131H25L27 134H25V132H23ZM47 131H48V133L49 134H47L48 136L50 135V137H48L47 135H46V133H47ZM76 131V132H75ZM148 131V132H147ZM161 131V132H160ZM166 131H168L167 132V134H166ZM182 131V132H181ZM193 132V133H191V135H190V133L188 134V132ZM209 131H211L210 133H209ZM257 131H258V133H257ZM42 133L43 132V134L41 135L40 133ZM124 132V133H123ZM141 132V133H140ZM165 132V133H164ZM185 132V133H184ZM202 132V133H201ZM206 132H208L209 133V135H208V133H206ZM228 132V133H227ZM8 134V136H6L5 134ZM55 133V134H54ZM61 133H62V135H61ZM139 133V134H138ZM169 133V134H168ZM194 133H198V135L197 134H194ZM207 134L208 135V139L206 138V137H203L204 136V134ZM218 133H219V135H218ZM230 133V134H229ZM236 133V134H235ZM242 133V134H241ZM38 134V136H36V135ZM127 134V135H126ZM133 134V135H132ZM151 134V135H150ZM181 134V135H180ZM183 134L184 135H190L191 136V138H193V139H191L190 141L186 138V136L185 137H182L183 136ZM193 134L194 135H196L197 136V138H196V136H193ZM205 134V136H207ZM214 134V135H213ZM250 136L249 137V139H248V135ZM33 135H35V138H34V136ZM46 135V136H45ZM79 135V136H78ZM123 135V136H122ZM150 137H152L153 135H154V137H152V138H150ZM201 135H203L202 136V138L201 137H199V136H201ZM221 135V136H220ZM236 135H238V137L236 136ZM28 136V137H27ZM30 136H31V138H30ZM43 136H45V137H43ZM65 136V137H64ZM135 136V137H134ZM138 136V137H137ZM164 136V137H163ZM232 136V137H231ZM234 136H236L235 138H234ZM244 136V137H243ZM32 137H33V142L34 143H32L31 142V140L30 139H32ZM55 137V138H54ZM57 137V138H56ZM67 137V138H66ZM72 137V138H71ZM141 137V138H140ZM145 137L147 138V139H145ZM156 137V138H155ZM164 139H163V138ZM168 137V139H170V141H168V139H165V138H167ZM175 137V138H174ZM229 137H231V138H229ZM2 138V139H1ZM29 139L30 140V142L27 140V139ZM45 139V140H47V141H44V140H42V139ZM138 138V139H137ZM140 138V139H139ZM180 138V139H179ZM201 140V142L199 141V139ZM204 138V139H203ZM205 138L207 139V140H205ZM212 138H213V143L215 144V146L212 148V150H214L213 152H214V154L215 155H217V156H215V157H213V152H212V150L211 149H208V147L212 144V145H214L212 142H211V140H212ZM228 138V139H227ZM233 138V139H232ZM242 138H245L244 140L245 141H242L241 139ZM261 140H260V139ZM8 139V140H7ZM35 139H37V140H35ZM55 139H57V140H54ZM75 139V140H74ZM134 139V140H133ZM150 139V140H149ZM161 139H163L164 141L163 142H165L166 140V142L165 143H163L164 145H162V142L160 143L161 145H159L158 146V142H160L161 141ZM187 139V140H186ZM211 139V140H210ZM218 139H219V141H218ZM226 139V141L224 142V140ZM246 139H248V140H250V142L248 141V142H246ZM10 140H12V141H10ZM25 140V141H24ZM27 140V141H26ZM78 140V141H77ZM109 140V141H108ZM122 140V141H121ZM137 140V141H136ZM140 140V141H139ZM142 140H143V142H142ZM180 140H181V143H180ZM185 140V141H184ZM210 140V141H209ZM223 140V141H222ZM238 140H240L239 141V143H238ZM255 140H258V142H259V144H260V146L258 145V143L255 141ZM261 142H260V141ZM19 141V142H18ZM24 143V145L21 143ZM24 141V142H23ZM35 141H39V142H36L35 143ZM43 141H44V143H43ZM69 141H71V142H69ZM107 141V142H106ZM120 141V143H121V145L123 146V144H124V146H126V143H128L127 144V146H130L129 145V142H134V143H132L134 146L131 148L130 147V150H129V147H124L123 148V150H119V151H113V150H115L114 148V145L116 144V143H118ZM124 141V142H123ZM179 141V142H178ZM187 141V142H186ZM197 141V142H196ZM206 143H205V142ZM254 141V142H253ZM262 141H263V143H262ZM7 144H6V143ZM11 142V143H10ZM13 142V143H12ZM26 142H28V143H26ZM59 142V143H58ZM62 142H64V143H62ZM69 142V143H68ZM86 142V143H85ZM145 142V143H144ZM168 142V143H167ZM172 144H171V143ZM173 142H175V144L173 143ZM194 142V143H193ZM205 144H204V143ZM217 142H219V143H216ZM227 142V143H226ZM248 144L249 143V145H247L246 143ZM40 143H41V145H40ZM50 143V144H49ZM82 143V144H81ZM88 143V144H87ZM140 143H142V144H140ZM185 143V144H184ZM198 143V144H197ZM203 143V144H202ZM254 143H257V145H258V147H257V145H256V147L254 146L255 144ZM262 143V144H261ZM10 146H9V145ZM14 144V145H13ZM20 144V145H19ZM61 144V145H60ZM63 144V145H62ZM76 144V145H75ZM79 146H78V145ZM114 144V145H113ZM152 146L151 148H150V145ZM171 144V145H170ZM178 144V145H177ZM204 145V148L207 150V151H204L205 149L202 147H200V145ZM206 144H208V145H206ZM219 144V146H221V145H224L225 144V146H226V148H225V146H221V147H219V146H217ZM221 144V145H220ZM245 144V146H243ZM254 146H252V145ZM2 145H4V146H2ZM22 145H23V148H22ZM48 146V148H44V146ZM71 145V146H70ZM85 145H87V146H85ZM88 145L91 147V149H92V147H93V151L95 152H92L91 151V149H90V147L88 148ZM92 145V146H91ZM108 147H107V146ZM111 145L113 146L112 148H111ZM149 145V146H148ZM173 145H175L174 146V148L175 147H177V148H175V149H173L174 151H176V149H178L177 151L179 152H177L178 153V155L176 154V152H174L171 148H173L172 146ZM177 145V146H176ZM196 145H198L197 147H196ZM206 145V146H205ZM211 145V146H212ZM263 145V146H262ZM51 146V147H50ZM75 146H77V147H75ZM110 146V147H109ZM211 146L209 147V148H211ZM239 146H240V149L241 150H243V151H241V153L240 154H237V152H235L236 151V148L238 149L239 148ZM249 146V147H248ZM251 146H252V148H254V149H252L251 148ZM11 147L14 149H12L11 150ZM37 148V150H36V148ZM40 147V148H39ZM55 147V149H53ZM56 147L57 148H60V150L58 149H56ZM74 147V148H73ZM84 147H86L87 149H85ZM142 147H145V149H144V151L142 150L143 148ZM147 147V148H146ZM162 148V150H164L163 151V158L161 157V158H159V156H162V155H160V154H162V152L160 151V152H158V148ZM165 147V148H164ZM181 147V148H180ZM202 149L201 151H199L200 150V148ZM216 147H219V148H217V152H226L227 153V150H228V148H229V151H228V154L226 155V153H222V154H224V156L226 155V157L228 158L229 157V152H230V158H226L225 159V161L226 160H228V161H224V157H222L223 155L221 154V157L219 156L220 155V153H219V155H218V153L216 154L215 153V150H216ZM246 149H244V148ZM259 147H260V149H259ZM9 148V149H8ZM64 148H66V149H64ZM72 148H73V150H72ZM79 148V149H78ZM100 148V149H99ZM127 148H128V150L129 151H127ZM134 148H136V150L134 149ZM156 148H157V151H156ZM164 148V149H163ZM183 148V149H182ZM193 148H196L195 150L193 149ZM249 149V151H247L248 149ZM256 148H258L259 150L256 152ZM28 149V150H27ZM90 150V151H87V150ZM102 149V150H101ZM135 151H134V150ZM154 149V150H153ZM179 149H180V151H179ZM194 150V152H193V150ZM199 149V150H198ZM23 150V151H22ZM39 150H41V151H39ZM46 150V151H45ZM71 150V151H70ZM79 150H81V152L79 151ZM96 150V151H95ZM139 150V151H138ZM150 152H149V151ZM183 150H184V152H183ZM192 150V151H191ZM199 151V152H197V151ZM210 150H211V152H212V154H210L211 152H210ZM224 150V151H223ZM251 150V151H250ZM2 151V152H1ZM13 151L16 153H13ZM21 151V152H20ZM27 151V152H26ZM33 151V152H32ZM36 151V152H35ZM61 151V152H60ZM68 151L70 152V153H68ZM78 151V152H77ZM121 151H125L126 153H124V152H121ZM133 151H134V153H133ZM151 151H153V152H151ZM156 151V152H155ZM174 153H173V152ZM193 152L194 153V155L192 154V153H190V152ZM202 151H204V156L205 157H203L202 156V154L203 153H201V155H199L200 154V152H202ZM247 151V152H246ZM255 151V152H254ZM11 152H12V154H11ZM24 152V153H23ZM26 152V153H25ZM51 152H53V153H51ZM58 152H59V155H58ZM66 152V153H65ZM73 152V153H72ZM80 152V153H79ZM90 152V153H89ZM98 152L100 153V154H104L107 158H105V159H102L101 158V160L99 161L98 160V157H96V153L98 154ZM104 152V153H103ZM148 152V153H147ZM156 154H155V153ZM157 152L159 153V155L157 154ZM184 154H183V153ZM208 152V153H207ZM210 152V153H209ZM250 152H252L253 153V155H252V153H250ZM262 154H261V153ZM18 153V154H17ZM22 153V154H21ZM62 155H61V154ZM76 153V154H75ZM112 153V154H111ZM115 153V154H114ZM129 153V154H128ZM145 153H146V155H145ZM152 153V154H151ZM189 153V154H188ZM197 153H198V155H197ZM208 155H207V154ZM257 153H259V154H257ZM9 154V155H8ZM65 154V155H64ZM90 155V158L92 159H89V155ZM125 154V155H124ZM131 154V155H130ZM143 154V156H141ZM149 154V155H148ZM180 154H182V155H180ZM211 156H210V155ZM254 154H256V156L255 157H253L254 156ZM261 154V155H260ZM8 155V156H7ZM30 155V156H29ZM110 157V158H108V156ZM114 155V156H113ZM136 155H137V157H136ZM144 155H145V157H144ZM148 155V156H147ZM156 155H158V156H156ZM173 155V156H172ZM178 156V157H176V156ZM183 155H184V157L186 158L187 156V158H188V160H185V158L183 159ZM194 156V158H193V156ZM197 155V156H196ZM234 155H242V156H237V158H236V156H234ZM245 155H246V157H245ZM248 155V156H247ZM250 155V156H249ZM9 156H12V157H9ZM14 156V157H13ZM18 156H19V158H18ZM23 156V157H22ZM27 156H29L28 158H27ZM68 156V157H67ZM94 157V160H93V157ZM126 156H128V157H126ZM140 156V157H139ZM156 156V157H155ZM189 156H191V157H189ZM209 158H208V157ZM252 156V157H251ZM37 157V158H36ZM44 157V158H43ZM60 157V158H59ZM71 157V158H70ZM87 157V158H86ZM117 157V158H116ZM131 157V158H130ZM147 157V158H146ZM157 157H158V159H157ZM174 157V158H173ZM203 157V158H202ZM213 157V158H212ZM249 157V158H248ZM18 158V159H17ZM26 158V159H25ZM32 158H33V160H32ZM34 158H36V159H34ZM65 158V159H64ZM68 160H67V159ZM96 158H97V160H96ZM137 158H139L138 160H136ZM156 160H155V159ZM186 158V159H187ZM193 158V159H192ZM241 158H244V160H242V161H240V160H238V159H241ZM245 158H247V159H245ZM254 158V159H253ZM256 158V159H255ZM43 159V160H42ZM53 159H55V160H53ZM64 159V160H63ZM79 159V160H78ZM100 159V158H99ZM109 160V161H111V162H106L105 160ZM129 159V160H128ZM131 159V160H130ZM143 161H142V160ZM147 159V160H146ZM166 159V160H165ZM174 159H176V160H174ZM178 159V160H177ZM235 159V160H234ZM5 160H6V162H5ZM42 161V163H41V161ZM70 160V161H69ZM75 160V161H74ZM86 160V161H85ZM107 160V161H108ZM125 160V161H124ZM163 160H164V163H162L163 162ZM181 160H184L183 162H185V163H182V161ZM189 160H190V162H189ZM220 160H222V162L220 161ZM33 161V162H32ZM37 161V162H36ZM69 161V162H68ZM99 161V162H98ZM102 161H104V162H106V163H108L107 165L104 163V165H103V163H102ZM134 161V162H133ZM141 161V162H140ZM147 161V162H146ZM172 163H171V162ZM176 163H175V162ZM219 161V162H218ZM235 161V162H234ZM240 161V162H239ZM5 162V163H4ZM24 162V163H23ZM49 162H50V164H49ZM75 162H79V166H78V168L76 167V169H75V167H72L71 165L74 163V164H76ZM81 162H82V167L80 166L81 165ZM88 162V163H87ZM89 162H91V163H89ZM125 162V163H124ZM133 162V163H132ZM189 162V163H188ZM221 162V163H220ZM231 162V163H230ZM234 162V163H233ZM4 163V164H3ZM38 163H40V164H38ZM68 165V163H69V168H68V166L66 165V164ZM71 163V164H70ZM102 163V164H101ZM125 165H124V164ZM139 163V164H138ZM182 163V164H181ZM218 163H220V164H218ZM224 163H226V164H229V165H232V164H235L236 165V163L239 165V169H240V171H239V169H238V173H236V174H232V175H230L229 177V179H225V180H223L224 178H226L227 177V174H226V172H224V174H226V175H224V174H221V172L223 173V171H225V170H220L221 169V167H223L224 166ZM25 164H27V165H25ZM34 164V165H33ZM36 164V165H35ZM48 164V165H47ZM101 164V165H100ZM112 164V165H111ZM149 164V165H148ZM179 164V165H178ZM180 164H181V167L179 168V166H180ZM186 164V165H185ZM223 164V165H222ZM11 165H12V167H11ZM19 165V166H18ZM23 167H22V166ZM25 165V166H24ZM39 165H40V167H39ZM120 165V166H119ZM147 165V166H146ZM184 165H185V167H184ZM206 165L208 166V165H210L209 166V168H212V169H209L208 167H206ZM217 165V166H216ZM220 165H221V167H220ZM9 166V167H8ZM26 166H27V168H26ZM37 166V167H36ZM84 166V167H83ZM103 166L105 167V168H103ZM108 166H110V167H108V170H106V171H108L109 173V175L106 173V171L104 170V171H102V174L104 175V176H101L100 174H99V172L101 173V171H100V169L101 170H103V169H106ZM112 166H114L113 167V169L111 168ZM115 166H116V168H115ZM146 166V167H145ZM152 166V167H151ZM183 166V167H182ZM212 166H216L217 167V169L215 168V167H212ZM5 167V168H4ZM41 169V167H42V170L40 171V169ZM53 167V168H52ZM79 167H81V169L83 170H81ZM145 167V168H144ZM151 167V168H150ZM156 169H155V168ZM174 167V168H173ZM206 167V168H205ZM218 167H220V169L218 168ZM9 168V169H8ZM11 168V169H10ZM24 168V169H23ZM28 169V170H26V169ZM44 168V169H43ZM100 168V169H99ZM103 168V169H102ZM121 168V169H120ZM149 168V169H148ZM224 168V167H223ZM241 168H244V169H241ZM19 169H21V170H19ZM39 169V170H38ZM51 170V172H49L48 170ZM80 169V170H79ZM87 169V170H86ZM117 169V170H116ZM124 169V170H123ZM176 169H178V171L176 170ZM213 169H215V170H213ZM249 169V168H248ZM263 169V170H262ZM34 170V171H33ZM68 170H69V172H68ZM73 170V171H72ZM89 170L91 171V170H99L97 173L98 174H96L94 171H91V175L89 174V177H91L92 175V177H91V179H88V172H89ZM114 172H113V171ZM119 170H121V171H119ZM147 170H151L150 172H148ZM156 170V172H159L158 174L156 173H154V171ZM173 170V171H172ZM21 171V172H20ZM25 171H26V173H25ZM28 171V172H27ZM47 171H48V173H50V175H52L51 177H54V180H53V178L51 179V177H50V179L52 180H50L49 179V177H48V179L50 180V182H49V180L48 179H46L45 177L46 176H48L49 174L47 173ZM52 171H54L53 172V174H52ZM66 171V172H65ZM86 171H88V172H86ZM111 171V172H110ZM262 171V173L260 174L259 172H261ZM20 172V174H17V173H19ZM37 172V173H36ZM41 172H44V173H47L46 174V176H45V174H44V178H45V182L43 183V180L41 179V177H43V173H41ZM83 172V173H82ZM105 172V173H104ZM118 172H120V174L118 173ZM171 172V173H170ZM239 172H240V174H239ZM247 172H249V173H247ZM251 172V173H250ZM2 173H4V174H2ZM28 173H30V174H28ZM39 173V174H38ZM87 174V175H85V174ZM92 173H94V174H96L95 175V178H93L94 177V174H92ZM115 173H117V174H115ZM123 175H122V174ZM173 173V174H172ZM177 174V175H175V174ZM255 173H256V176H254L255 175ZM11 174V175H10ZM13 174V175H12ZM25 174H27V175H25ZM36 175V177H35V175ZM162 174V175H161ZM170 174V175H169ZM221 174V175H220ZM239 174V175H238ZM6 175V176H5ZM10 175V176H9ZM20 175H21V177H20ZM32 175H34V177H35V179L37 180V182H36V180L33 178V176ZM38 175H42L41 177H39V180H38ZM58 175H59V178H58ZM66 175V176H65ZM97 175H99V177H97ZM159 175H161V176H163L164 178L163 179H161V177L159 176ZM9 176V177H8ZM12 176V177H11ZM16 176V177H15ZM32 176V177H31ZM72 176H74L73 177V180L72 181H70L71 179H72ZM80 176H81V178H80ZM118 176V177H117ZM124 176V177H123ZM170 176V177H169ZM172 176V177H171ZM217 176H220V178L222 179H220V178H218L217 180L220 182V183H224L223 185H221L216 179L214 180V178H216ZM222 176H224V177H222ZM236 176H235V178H236ZM263 176V177H262ZM13 177H15V178H13ZM85 177V178H84ZM143 177H145V178H143ZM157 177V178H156ZM258 177V178H259ZM3 180H2V179ZM25 178H28V179H25ZM55 178H56V180H55ZM67 178V179H66ZM84 178V179H83ZM97 178V180H100V181H97V180H95ZM99 178V179H98ZM100 178H102V179H100ZM105 178V179H104ZM124 178V179H123ZM133 178V179H132ZM170 178V179H169ZM228 178V177H227ZM12 179V180H11ZM31 179H32V181H31ZM58 179H60V180H58ZM127 179V180H126ZM130 181H129V180ZM137 179V180H136ZM170 180L171 182H169L168 180ZM172 179V180H171ZM260 179V178H259ZM6 180V181H5ZM25 181L24 183H25V187H24V184L21 186V184L23 183H21V181ZM46 180H47V183H46ZM70 182H69V181ZM77 180V181H76ZM124 180V181H123ZM134 180V181H133ZM141 180H144V181H141ZM213 180V181H212ZM226 180H227V182H226ZM15 181V182H14ZM31 181V182H30ZM54 181V182H53ZM55 181H56V183H55ZM74 181V182H73ZM79 181V182H78ZM110 181V182H109ZM116 181V183H115V185H114V183L113 182H115ZM127 181V182H126ZM146 181V182H145ZM168 181V182H167ZM215 181H216V183H215ZM223 181V182H222ZM231 181H233V184L235 183V181H234V179H231L230 181H229V183L231 184L232 182ZM11 184H10V183ZM28 182V183H27ZM30 182V183H29ZM34 182V183H33ZM38 182H40L39 183V185H38ZM66 182H68L69 183V185H68V183L67 184H65ZM72 182V183H71ZM83 182V183H82ZM108 182V183H107ZM122 182V183H121ZM128 182H129V184H131L130 186H129V184H128ZM131 182V183H130ZM147 183L146 185L148 186L149 184V186H151V187H149V189H150V192H151V188H153V190L152 191H163L165 194H166V196H167V198L166 199H164L163 201H162V199H160V200H156V199H154V198H151V197H149V198H146V197H148V195H147V192H148V194L150 193L149 192V190H148V187L147 186H144V187H141L142 186V183ZM162 182V183H161ZM166 183V186H165V183ZM173 182V183H172ZM19 183V184H18ZM31 183H32V186H33V184H34V186H36L35 188L36 189H38V187L40 188V190L39 191H41V193H43V194H41L40 195V192H37V190L34 188V186L32 187L31 186ZM43 183V184H42ZM61 183V184H60ZM78 183V184H77ZM95 183V184H94ZM108 185H107V184ZM111 183H112V185H111ZM126 183V184H125ZM135 183V185H133V184ZM175 183V184H174ZM217 183H219V184H217ZM238 183H237V185H236V189L238 190L239 189V191H238V193H240L241 192V186L240 185H238ZM27 184L29 185L30 184V187L29 186H27ZM37 184V185H36ZM51 184H53V185H51ZM82 184H84V185H82ZM128 184V185H127ZM156 184V185H155ZM162 184V185H161ZM207 184V185H206ZM211 184V185H212ZM18 185V186H17ZM57 185V187L58 188H55L54 186H56ZM113 187V188H111V186ZM118 185H119V187H120V189L121 190H119L118 189ZM124 185V186H123ZM8 186V187H7ZM38 186V187H37ZM45 186V187H44ZM65 186V187H64ZM75 186V187H74ZM87 186V187H86ZM133 186V187H132ZM154 186H155V188H159L158 190L157 189H155L154 188ZM157 186V187H156ZM161 186H162V189H160L161 188ZM177 186V187H176ZM224 186H223V189H224ZM240 186V187H239ZM3 187V188H2ZM18 187V188H17ZM22 189H21V188ZM30 188V189H32V190H29L28 192H29V196H28V193H27V190H28V188ZM50 187V188H49ZM107 187V188H106ZM122 187V188H121ZM146 187V188H145ZM186 187H187V189H186ZM189 187V188H188ZM194 188L193 190H192V188ZM200 187V188H199ZM202 187V188H203ZM219 187V188H218ZM225 187V188H226ZM238 187V188H237ZM6 188H7V191H6ZM17 188V189H16ZM33 188H34V190H33ZM44 188H46V190L47 189H49V190H45ZM56 189V190H53V189ZM68 188V189H67ZM89 188V189H88ZM142 190H141V189ZM144 188V189H143ZM174 188V189H173ZM211 188V187H210ZM210 188H207V189H210ZM212 188V189H213ZM241 188V189H240ZM3 191H2V190ZM5 189V190H4ZM8 189H9V191H8ZM15 189V190H14ZM41 189H43V190H41ZM52 189V191H50ZM59 189V190H58ZM65 189V190H64ZM68 191H67V190ZM114 189L116 190L115 192H114ZM133 189V190H132ZM141 190V193H139L138 191H140ZM188 189H190V190H188ZM207 189H205V191L207 192ZM213 189V190H214ZM17 190V191H16ZM36 190V191H35ZM69 190L70 191H72V192H69ZM73 190H75L74 192H73ZM128 190V191H127ZM144 190H146V191H144ZM172 192H170V191ZM173 190V191H172ZM175 190H177V191H175ZM186 190V191H185ZM192 190V191H191ZM198 190V192H200V193H198V192H196V191ZM200 190V191H199ZM219 190H214V191H217V192H219ZM237 190H236V192H237ZM43 191V192H42ZM55 191V192H54ZM59 192V196H58V194L56 195H54V193H58ZM60 191H62V194L60 193ZM143 191V192H142ZM22 192V193H21ZM35 192V193H34ZM37 192V193H36ZM46 192V193H45ZM51 192V193H50ZM67 192V193H66ZM76 192V193H75ZM87 194V197H85V198H83V199H79L78 197H79V195H81L80 193H82V194H85V193ZM100 193V194H97V193ZM102 192V193H101ZM114 192V193H113ZM131 192H132V194L134 195L135 194V196L133 197V195L131 194ZM169 192V193H168ZM177 192H178V194H177ZM180 192V193H179ZM191 192V193H190ZM196 192V193H195ZM242 192H243V189H242ZM241 192V193H242ZM2 193H3V195H2ZM8 193V194H7ZM34 193V194H33ZM38 193H39V195H38ZM48 193L50 194V196L48 195ZM68 194V195H66V194ZM79 193V194H78ZM117 193V194H116ZM130 195H129V194ZM188 193V194H187ZM190 193V194H189ZM22 194V195H21ZM33 194V195H32ZM47 194V195H46ZM53 194V195H52ZM75 195V196H73V195ZM85 194V195H86ZM138 194V195H137ZM180 194V195H179ZM199 194V195H198ZM205 194V193H204ZM5 195V196H4ZM31 195H32V198H31ZM36 195H37V197H36ZM89 195V196H88ZM101 195V200H99L100 198H97L99 201V203L97 202V206H96V200L97 199H95L96 198V196L98 197V196H100ZM104 195V196H103ZM130 197H129V196ZM147 195V196H146ZM7 196V197H6ZM21 196H22V198H21ZM46 196V197H45ZM62 196V197H61ZM128 196V200L126 201V200H124L126 203H125V206H124V212H122V214H124V216L125 217H123L124 219H123V221H122V219L120 220V219H113V218H111L107 213H109L110 212V210H114V209H120V207H119V205H120V203L121 202H123V200H122V198H126ZM132 196V197H131ZM188 196L190 197V199L188 198ZM194 198H192V197ZM194 196H196V198L194 197ZM10 197V198H9ZM40 199H39V198ZM50 197V198H49ZM54 197V198H53ZM58 197V198H57ZM139 198V200H138V198ZM173 197V198H172ZM262 197V196H261ZM3 198V199H2ZM31 198V199H30ZM74 199V201H73V199ZM94 198V199H93ZM103 198V199H102ZM106 198V199H105ZM109 200H108V199ZM132 198H134V199H132ZM145 198H146V203H145ZM249 198H255V195H250V197ZM257 199H260V198H258V197H256ZM255 198V199H256ZM27 199V200H26ZM47 199V200H46ZM50 199V200H49ZM69 199V200H68ZM77 199V200H76ZM90 201H89V200ZM149 199V200H148ZM187 199H189V200H187ZM199 199V201H197V204H195V207H194V203H196V200H198ZM223 199H225L226 200V198H223ZM221 200V201H215V202H217V206H216V203L215 202H213V201H210V202H208L207 201V203L206 204H208V203H210V204H208L207 206H212V207H214V206H216L217 208H222L221 206H223V208L222 209H224L225 207V201L224 200ZM20 200V201H19ZM25 200V201H24ZM92 200V201H91ZM113 200V201H112ZM122 200V201H121ZM138 200V201H137ZM179 200H180V202H179ZM194 200V201H193ZM261 200H264V197H262L261 199H260V202H261ZM4 201V202H3ZM19 201V202H18ZM39 201H40V203H39ZM44 203H43V202ZM46 201H49V202H46ZM53 201V202H52ZM67 201V202H66ZM70 201V202H69ZM82 201V202H81ZM84 201V202H83ZM95 203H94V202ZM103 201V202H102ZM106 201V202H105ZM114 201H115V203H114ZM129 201H130V203H129ZM134 201H135V203H134ZM140 201V202H139ZM144 201V202H143ZM150 201V202H149ZM187 201H190V203H191V205H192V202H194L193 203V205L191 206L190 204V206L189 207H194V208H189L187 205H188V202ZM17 202V203H16ZM22 202V203H21ZM30 204H29V203ZM87 202V203H86ZM110 202V203H109ZM136 202H138L139 204L140 203H142V204H146V206H148V208L146 207V210H145V208L143 207L144 205H139L138 203H136ZM149 202V203H148ZM162 202V203H161ZM174 202V203H173ZM180 204H179V203ZM212 202V203H211ZM218 202H219V204H218ZM33 203V204H32ZM58 203V204H57ZM105 203V204H104ZM108 203V204H107ZM147 203H148V205H147ZM222 203V204H221ZM264 202L262 201L261 202V204L264 206V204H263ZM23 204V205H22ZM50 204V205H49ZM53 206H52V205ZM81 204V205H80ZM85 204V205H84ZM94 204V205H93ZM133 204V205H132ZM164 204V205H163ZM213 204H215V205H213ZM228 204V202L226 201V205ZM31 205V206H30ZM34 205V206H33ZM40 205V206H39ZM61 205V206H60ZM71 205V206H70ZM134 205H136V206H138V207H136V206H134ZM197 205V206H196ZM220 205V206H219ZM6 206H8V207H10L11 209L13 208V210H12V212H13V214H10V208H7ZM73 206V207H72ZM76 206V207H75ZM87 206V207H86ZM94 206V207H93ZM96 206V207H95ZM130 206V207H129ZM141 206V207H140ZM177 206V207H178ZM219 206V207H218ZM228 206V205H227ZM15 207V208H14ZM43 207V208H42ZM83 207V208H82ZM104 209H103V208ZM135 207V209L133 210V208ZM139 207L141 208V210L139 209ZM30 208V209H29ZM34 208V209H33ZM69 208V209H68ZM86 208V209H85ZM136 208H138V209H136ZM142 208H143V210H142ZM164 208V209H165ZM228 207H226V209H227ZM6 209H8L7 211H6ZM17 211H16V210ZM18 209H20V211L18 210ZM60 209V210H59ZM62 209V210H61ZM65 209V210H64ZM66 209H67V211H66ZM85 209V210H84ZM130 209V210H129ZM132 209V210H131ZM47 210V211H46ZM70 210V211H69ZM75 210V211H74ZM77 210V211H76ZM79 210H80V212H79ZM90 210V211H89ZM102 210V211H101ZM123 210V209H122ZM125 210H128V211H125ZM192 210V211H191ZM10 211V212H9ZM61 211H63V212H61ZM81 211H82V213H81ZM93 211V212H92ZM99 212V214L100 215H103V216H100L99 217V215H98V212ZM105 211V212H104ZM148 211V212H147ZM8 214H7V213ZM28 212V213H27ZM60 212V213H59ZM71 212H73V213H71ZM86 212V213H85ZM88 212V213H87ZM92 212V213H91ZM134 212V213H133ZM17 213V214H16ZM19 213H21V214H19ZM59 213V214H58ZM61 213H63V214H61ZM75 213V214H74ZM102 213H104V214H102ZM120 213H121V211H120ZM144 213V214H143ZM5 214V215H4ZM10 214V215H9ZM23 214H24V217H23ZM62 215V217L61 216H59V215ZM89 214V215H88ZM91 214H93L92 215V217H91ZM27 215H29L28 217H25V216H27ZM31 215L33 216V217H31ZM35 215V216H34ZM37 215H39V216H37ZM40 215H41V217H40ZM43 215H44V217H43ZM56 215V216H55ZM65 215L67 216V218L65 217ZM78 215V216H77ZM94 215H95V217H94ZM99 217V218H97V216ZM108 215V216H107ZM146 215V216H147ZM158 214H156V216H157ZM7 216V217H6ZM18 217V218H16V217ZM46 216V217H45ZM64 216V217H63ZM87 216V217H86ZM89 216V217H88ZM163 216V217H162ZM167 215H158V220H157V222L156 223H153L152 224V226L149 228V232L152 234L153 232L151 231V230H153L154 231V233L157 235V237H159L161 240H168V235H169V233H170V231H171V229L173 230H175L176 229V227H177V225H172V226H168V225H166V224H168L169 223V218H170V216L168 217H166ZM231 216V213H229L228 214V219H226L227 221H225V222H222V224L220 223L219 224V222L217 223L216 221V223L215 222H213V224L215 225V226H218V224H219V227H228V225H229V222L231 223H233V225H235V223L234 222H236V221H238V220H235V219H237V217H235V218H233V217H231L232 219H230L229 217ZM12 217V218H11ZM22 217V218H21ZM43 217V218H42ZM79 217V218H78ZM84 217V219H81V218H83ZM86 217V218H85ZM96 218V220L94 219V218ZM127 217V218H126ZM166 217V218H165ZM1 218H3V220H4V222H3V220L1 219ZM6 218H7V220H8V222H7V220H6ZM10 218V219H9ZM33 218L35 219V220H33ZM39 218H40V220H39ZM72 218V219H71ZM74 218H76V219H74ZM92 218V219H91ZM12 219V220H11ZM30 219V220H29ZM32 219V220H31ZM43 219H45V220H43ZM77 219L79 220V219H81V220H79V221H77ZM98 219V220H97ZM17 220H19V221H17ZM26 220V222H24ZM39 220V221H38ZM67 220H68V223H67ZM74 220V221H73ZM92 220H94V221H92ZM100 220V221H99ZM117 220V221H116ZM229 220H232V221H229ZM263 220V221H262ZM262 220H259V222L257 221H243L244 223H242V224H244V225H242L241 224V221L240 222H236V225H239V226H241L242 228L244 227L245 228V230L247 229L248 230V228H250L248 231H253L254 230V232H256V233H258L259 235H261V233H262V231H263V234H264V230H260V227L258 226V223H261V224H259V225H262L263 223H264V219H262ZM32 221H36L35 223H36V225L38 226L37 228H36V225L34 224V223H32ZM48 221V222H47ZM51 221V222H50ZM65 221V222H64ZM92 221V222H91ZM105 221V222H104ZM13 222V223H12ZM44 222V223H43ZM49 225H51V227L50 226H47L48 224ZM55 222V223H54ZM73 222V223H72ZM126 222V223H125ZM227 222V223H226ZM247 222V223H246ZM250 222V223H249ZM253 222V223H252ZM255 222V223H254ZM3 223V224H2ZM7 223H9L10 225H8ZM18 223V224H17ZM20 223V224H19ZM25 223V224H24ZM63 223V224H62ZM106 225H105V224ZM231 223V224H232ZM4 224H6V225H4ZM43 224H45L44 225V227H43ZM53 224H54V226L56 225V226H58V228L55 226H53ZM101 224V225H100ZM108 224V225H107ZM114 224V225H113ZM129 226H128V225ZM156 224V225H155ZM230 224V228H232V227H234L233 225H231ZM251 224H255L254 226L253 225H251ZM11 225H13L12 227L14 228H12L11 227ZM19 225V226H18ZM31 225H33V226H35L33 229L31 228ZM121 225H123V226H121ZM9 226V227H8ZM18 226V227H17ZM32 226V227H33ZM65 226V227H64ZM108 226V227H107ZM115 226H116V229H115ZM120 226V227H119ZM125 226V227H124ZM214 226V227H215ZM232 226V227H231ZM17 227V228H16ZM21 227H24V228H21ZM32 229V230H34L33 231V233L32 232H30L31 230H27V229H30V228ZM46 227V228H45ZM48 227H49V229H48ZM52 227H54L53 229H52ZM105 227H107V228H105ZM111 227V228H110ZM118 227V228H117ZM124 227V228H123ZM224 227V228H225ZM5 228H7V229H5ZM16 228V229H15ZM21 228V229H20ZM40 228V229H39ZM55 228L57 229V230H59V231H57V230H55ZM208 228L210 229V227H207L205 230H208ZM229 228V227H228ZM243 228V229H244ZM12 229V230H11ZM20 229V230H19ZM36 229V230H35ZM37 229H38V231H37ZM93 231H91V230ZM121 229H123V230H121ZM164 229V230H163ZM9 230V231H8ZM17 230H19V231H21V233H22V235H21V233L19 232V231H17ZM25 230H27V231H25ZM48 231V233H47V231ZM52 230V231H51ZM83 230V231H82ZM86 230V231H85ZM157 230V231H156ZM160 230H162V232L160 231ZM167 230V231H166ZM178 230H181V228L180 227H178ZM177 229L174 231V232H179ZM256 230V231H255ZM258 230H259V232H258ZM11 231H12V233H11ZM13 231H14V234H13ZM15 231L17 232V233H15ZM25 231V232H24ZM37 231V232H36ZM39 231H41L40 233H42L43 235H41L40 233H38ZM54 231V233H51V232H53ZM58 233L59 232V234L57 235V237H56V232ZM63 231H64V234H63ZM89 231H91V232H89ZM100 232V233H98V232ZM137 231V232H136ZM156 231V232H155ZM260 231H261V233H260ZM27 232V233H26ZM29 232V233H28ZM34 232H35V234H34ZM49 232L51 233V234H49ZM62 232V233H61ZM73 234H72V233ZM80 232V233H79ZM82 232V233H81ZM87 232V233H86ZM89 232V233H88ZM148 232V233H149ZM7 233V234H6ZM20 233V235H18ZM25 233V234H24ZM30 233H32L30 236L32 237H30L28 234H30ZM37 233V234H36ZM91 233H95V234H98V236H97V238L99 237L100 239H101V237H102V239L100 240V239H98V240H100L99 242L97 241V238H96V240H93L92 241V239L90 238V237H92L91 236ZM123 233V234H122ZM128 233H132V234H128ZM153 233V234H154ZM4 234V235H3ZM45 234H46V236L47 235H49V236H51V237H49L50 238V240L51 241H49L48 242V244H47V241L49 240V238H46L45 239ZM61 234V235H60ZM92 234V235H93ZM100 234H101V236H100ZM126 234V235H125ZM154 234V235H155ZM235 233H233L232 234V237H231V239L233 238V240H234V238H235V240L236 239H239V235L238 234H235ZM6 235V236H5ZM18 235V236H17ZM25 235H27V236H25ZM34 235L35 236H37L38 237V235H39V238H37L36 237V240H35V237H34ZM84 235V236H83ZM90 235V237H89V241H86V240H88V236ZM123 235V236H122ZM156 235H155V237H156ZM233 235H234V237H233ZM238 235V236H237ZM16 236V237H15ZM24 236V238H22ZM29 236V237H28ZM53 236H55L56 238H54V239H56V240H54L53 239ZM87 238H86V237ZM112 236V237H111ZM222 236H224V235H221L219 238H211L210 240H209V244H208V242L207 243H205L206 244V246L208 245V246H210V245H212V243H216L215 244V246H214V244L211 246L212 248H214V249H211V247L210 248H206L205 247V244L204 245H202L201 247H203V248H206V249H204V251L203 252H205V253H207V251H209V250H217V251H213V252H211V251H209V253H207V254H205L207 257H209L210 259H213V261H214V264H216L218 261H217V259L220 257L219 255H222L223 257L224 256H226L221 250L222 249H224V248H218L219 247V245L221 244V247H226V246H228L227 244H228V241H227V243H225V245L223 244V246H222V243H224V242H226V237L224 236V237H222ZM263 236V235H262ZM5 237V238H4ZM12 239H11V238ZM26 237V238H25ZM42 237V238H41ZM48 237V236H47ZM61 237V238H60ZM73 239H72V238ZM74 237L76 238V239H74ZM79 237V238H78ZM86 238V240L85 239H83V238ZM2 238H3V240H2ZM53 240H52V239ZM81 238V239H80ZM104 238V239H103ZM117 240V241H122V242H120V244H119V242L118 243H116V244H112V243H110V244H108V241L110 240ZM121 238V239H120ZM221 238V239H220ZM222 238L224 239V240H222ZM230 238V237H229ZM6 239V240H5ZM23 239V240H22ZM29 239V240H28ZM32 239V240H31ZM43 239V240H42ZM61 239H63L64 240V242H63V240L61 241ZM80 239V240H79ZM83 239V240H82ZM123 239H124V242H123ZM133 240V242H132V240ZM216 239V241L214 242V240ZM220 239V240H219ZM226 239V240H225ZM13 240V241H12ZM39 240V241H38ZM41 240H42V242H41ZM74 240V241H73ZM75 240H76V242H75ZM91 240V241H90ZM105 240H108L107 242L105 241ZM224 241V242H222V241ZM15 241V242H14ZM52 241H54L55 242V244H54V242L52 243ZM61 241V242H60ZM72 241H73V243H72ZM83 241V242H82ZM173 241L174 240H172V241H170V242H172L171 244L173 245L174 244V247H176V244H177V248L179 247L178 246V243H175V242H177V241H174V243H173ZM220 241H221V243H220ZM230 241V240H229ZM7 242V243H6ZM9 242V243H8ZM13 242L15 243V244H13ZM32 242V243H31ZM75 242V243H74ZM84 242H86V243H84ZM89 242H90V244H89ZM22 243V244H21ZM60 243H61V245H60ZM63 243V244H62ZM65 243V244H64ZM107 243V244H106ZM218 243V244H217ZM220 243V244H219ZM5 244H8V245H5ZM29 244V245H28ZM30 244H32V245H30ZM57 244V245H56ZM92 244V245H91ZM133 244L131 245V246H133ZM254 244H255V247H254ZM20 247V249L18 248H16V247H18V246ZM25 245V246H24ZM60 245V246H59ZM79 245H81V246H79ZM95 245V246H94ZM113 245V246H112ZM134 245H136V244H134ZM15 246V247H14ZM23 246V247H22ZM32 246V247H31ZM34 246H35V248H37V249H35L34 248ZM64 246V247H63ZM91 246V247H90ZM207 246V247H208ZM248 246H250V247H248V248H250L251 250H248V248H247V246L245 247V248H242L243 246H241V248H239V247H236V249L234 250L235 252H234V255L235 254H237L236 256H234L233 255V257H231V256H229L230 254H227L228 256H226L225 258H227V259H223V257H222V260H221V258L220 259H218L219 260V262H218V264H226V263H228V264H234L235 262H237V260L235 261L234 259L236 258V259H238L239 261H238V263L241 261V260H245L246 258H245V254H247V253H254L255 255H258V257H254V258H252L251 256H249L248 255V257H247V259H246V261H248V262H246L247 264H251L252 262L254 263V264H258V262H260V264L263 262V260H264V258H262V257H264V253H262L263 251H264V245H261V243L260 242H258V240H255V243L253 242V244L251 243V245H248ZM26 247V248H25ZM67 248V250H66V248ZM73 247V248H72ZM76 247H78V248H76ZM85 247V248H84ZM88 249H87V248ZM110 247V248H109ZM200 247V251H201V249H203V248H201ZM253 249H252V248ZM12 248V249H11ZM24 248H25V250H24ZM29 248H31L30 250L31 251H28V249ZM55 248V249H54ZM75 248V249H74ZM80 248V249H79ZM107 248V249H106ZM117 248V249H116ZM139 248V247H138ZM199 248V247H198ZM217 248V249H216ZM238 248H239V250H238ZM256 248H258V249H256ZM11 249V250H10ZM15 249V250H14ZM23 249V250H22ZM43 249V250H42ZM61 249V250H60ZM76 249H77V251H76ZM89 250V252L87 251V250ZM120 249V250H119ZM220 249V250H219ZM240 249H241V252H240ZM246 249V250H245ZM262 249V250H261ZM6 250V251H5ZM16 250H17V252H16ZM28 252H27V251ZM40 251L39 253H40V255L38 256L39 257V259H36V256H35V258L33 257L34 255H36L38 252H36V251ZM50 250V252H48ZM65 250V251H64ZM75 250V251H74ZM97 250H99V251H97ZM110 250V251H109ZM122 250V251H121ZM140 250V251H139ZM260 250L262 251L261 253H260ZM15 251V252H14ZM36 252V254H35V252ZM42 251H44L45 253H47V254H43V253H41ZM54 251H56V252H54ZM72 251V252H71ZM85 251H87V252H85ZM102 251V252H101ZM104 251V252H103ZM116 251V252H115ZM121 251V252H120ZM183 251V250H182ZM240 253H239V252ZM14 252V253H13ZM20 253V254H17V253ZM21 252H23V253H21ZM26 252V253H25ZM58 252V253H57ZM79 254H78V253ZM90 252H92V253H90ZM95 252L97 253V254H95ZM160 252V253H159ZM181 252V251H180ZM202 252V251H201ZM202 252V253H203ZM11 254V256H9L8 254ZM13 253V254H12ZM27 254L26 256H25V254ZM28 253H30L29 254V256H28ZM32 253H34V254H32ZM38 253V254H39ZM81 253V254H80ZM84 253V254H83ZM103 253V254H102ZM105 253V254H104ZM138 253V254H137ZM185 253H186V255H185ZM192 252L190 251V250H188V249H185L184 250V252H181L180 254L182 255V257H184V255H185V257H187V259H191V257H192V259L194 258V256H192V254H191ZM217 253V254H216ZM3 254H4V256H3ZM7 254V255H6ZM24 254V255H23ZM57 256H55V255ZM75 254H77V256H75ZM99 254H100V256H99ZM102 254V255H101ZM120 255V258H119V255ZM204 254V253H203ZM211 254V255H210ZM242 254V255H241ZM15 257H14V256ZM44 255L46 256V257H44ZM59 255V256H58ZM75 256V258H74V256ZM88 255V256H87ZM93 255V257H92V259H91V256ZM240 255V256H239ZM6 256V257H5ZM9 256V257H8ZM28 256V257H27ZM30 256H32L33 257V259H32V257H30ZM41 256V257H40ZM84 256V257H83ZM86 256V257H85ZM95 256V257H94ZM97 256V257H96ZM219 256V257H218ZM259 256H261L260 258H259ZM18 258V259H16L15 260V258ZM99 257V258H98ZM152 257V258H151ZM240 257V258H239ZM241 257H243L242 259H241ZM251 257V258H250ZM7 260H6V259ZM14 258V259H13ZM21 258H23V259H21ZM27 260H26V259ZM66 258V259H65ZM73 258H74V260H73ZM78 258H80V259H78ZM84 259V260H82V259ZM90 258V259H89ZM95 258H96V260H95ZM105 258V259H104ZM215 258H216V261H215ZM257 258H259V259H257ZM4 259V260H3ZM41 259V261H37V260H40ZM52 261H51V260ZM65 259V261H63ZM94 259V260H93ZM103 259V260H102ZM120 259H122L121 261H120ZM229 259V260H228ZM251 259H253L254 261H252V262H250L251 261ZM259 260V261H257V260ZM261 259V260H260ZM9 260H10V262H9ZM20 260V261H19ZM31 260V261H30ZM76 260V261H75ZM102 260V261H101ZM106 260V261H105ZM107 260H108V262H107ZM110 260H111V262H110ZM244 260L242 261V263L243 264H246L245 262H244ZM7 261V262H6ZM13 261V262H12ZM34 261V262H33ZM37 263H36V262ZM51 261V262H50ZM66 261H67V263H66ZM72 261V262H71ZM84 261V262H83ZM92 261V262H91ZM101 261V262H100ZM103 261H105V262H103ZM257 261V262H256ZM262 261V262H261ZM19 262V263H18ZM50 262V263H49ZM119 262V263H118ZM124 262V263H123ZM131 262V263H130ZM194 262V261H193ZM193 262H190V263H188V264H192ZM256 262V263H255ZM252 263V264H253ZM264 263V262H263ZM193 264H195V262L193 263ZM197 264V263H196ZM235 264H237V263H235ZM240 264H241V262H240Z\"/></svg>","mask_w":264,"mask_h":264},{"label":"bare ground","instance_id":"2","mask_svg":"<svg viewBox=\"0 0 264 264\" xmlns=\"http://www.w3.org/2000/svg\"><path fill=\"white\" fill-rule=\"evenodd\" d=\"M91 1H92V0H91ZM94 1H95V0H94ZM98 1L100 2V0H98ZM119 1H120V0H119ZM119 1L117 0V4H119ZM129 1H132V0H129ZM214 1H215V0H214ZM218 1H219V0H216L215 2H218ZM220 1H221V2H224L225 0H224V1L220 0ZM227 1H229V0H227ZM235 1H236V3H237V2H241V3H242V4L240 5V7H241L243 10H246L247 7H248V5L250 4V6H251V4H252V3H250V2H252V1H249V0H239V1H238V0H235ZM1 2H2V1H1ZM3 2H4V1H3ZM101 2H102V0H101ZM111 2H112V1H111ZM137 2H138V1H137ZM139 2H141V0H140ZM158 2H159V1H158ZM162 2H163V1H162ZM205 2H206V1H205ZM205 2H204V3H205ZM207 2H208V1H207ZM230 2H231V1H230ZM262 2H263V1H262ZM8 3H9V2H8ZM12 3H13V2H12ZM81 3H82V2H81ZM85 3H86V2H85ZM93 3H94V2H92V5H93ZM125 3H126V2H125ZM130 3H132V2H130ZM159 3H160V2H159ZM204 3H203V4H204ZM219 3H220V2H219ZM227 3H228V2H227ZM236 3L234 2L233 5L235 6ZM259 3H260V2H259ZM73 4H74V3H73ZM73 4H72V5H73ZM83 4H84V3H83ZM115 4H116V2H115ZM140 4H141V3H140ZM180 4H181V3H180ZM188 4H189V3H188ZM206 4H208V3H206ZM210 4H211V3H210ZM224 4H225L224 6L227 5V4H226V1H225ZM228 4H229V3H228ZM239 4H240V3H239ZM256 4H257V3H256ZM95 5H96V4H95ZM131 5H132V4H131ZM134 5H135V4H134ZM134 5H133V6H134ZM183 5H184V4H183ZM185 5L188 6L186 3H185ZM185 5H184V8L186 7ZM189 5H190V4H189ZM230 5H231V3H230ZM0 6H2V5H0ZM75 6H78V5L76 4ZM80 6H81V5H80ZM93 6H94V5H93ZM97 6H99V5H97ZM115 6H116V9L114 8V10H108V9L105 10L104 14L106 13V15H105L106 18H107L108 15H111V14H114L115 16H116V15H118V16L121 15V16H122V14H124V9H123L122 7H119V6H121V5H118V7H117V5H115ZM141 6H142V5H141ZM168 6H169V5H168ZM168 6H167V7H168ZM190 6H191V5H190ZM204 6H205V5H204ZM224 6L222 5V8H223ZM237 6H238V4H237ZM250 6H249V7H250ZM69 7H70V6H69ZM113 7H114V6H113ZM212 7H213V6H212ZM217 7H219V6H217ZM220 7H221V4H220ZM240 7H239V9H241ZM66 8H67V7H66ZM80 8H81V7H80ZM101 8H102V7H101ZM189 8H190V7H189ZM227 8H228V6H227ZM2 9H3V8H2ZM2 9H1V10H2ZM7 9H8V8H7ZM12 9H13V8H12ZM98 9H99V8H98ZM103 9H105V8H103ZM166 9H168V8H166ZM203 9H205V8H202V10H203ZM206 9H207V8H206ZM206 9H205V10H206ZM208 9H209V8H208ZM210 9H212V8H210ZM210 9H209V11L207 10L205 14H208V12L210 13V11H211ZM219 9H220V8H219ZM225 9H226V8H225ZM250 9H251V8H250ZM10 10H11V8H10ZM125 10H127L126 7H125ZM183 10H184V9H183ZM202 10H200V11H202ZM236 10H237V9H236ZM248 10H249V9H248ZM263 10H264V9H263ZM166 11H167V10H166ZM197 11H198V10H197ZM254 11H255V10H254ZM13 12H14V11H13ZM13 12H12L10 15L13 16V15H14ZM84 12H85V11H84ZM98 12H99V11H98ZM198 12H199V11H198ZM198 12H197V13H198ZM4 13H5V12H4ZM8 13H9V12H8ZM166 13H167V12H166ZM200 13H201V12H200ZM213 13H214V12H213ZM215 13H216V12H215ZM215 13H214V15H215ZM222 13H225V12H222ZM246 13H247V12H246ZM18 14H19V13H18ZM97 14H99V13H97ZM104 14H103V15H104ZM203 14H204V13H203ZM252 14H253V13H252ZM167 15H169V12L167 13ZM195 15L198 17V14L195 13ZM199 15L201 16V14H199ZM217 15H218V14H217ZM121 16H120V18H121ZM124 16H125V15H123V17H124ZM196 16H195V17H196ZM206 16H207V15H206ZM208 16H209V15H208ZM13 17H14V16H13ZM116 17H117V16H116ZM192 17H194V16H192ZM202 17H203V16H202ZM242 17H243V16H242ZM249 17H250V16H249ZM249 17H248V18H249ZM263 17H264V16H263ZM4 18H5V17H4ZM9 18H10V17H9ZM22 18H23V17H22ZM108 18H109V17H108ZM173 18H175V20H176L177 17H175L174 15H169V17H168V19H173ZM11 19H12V18H11ZM13 19H14V18H13ZM117 19H119V18H117ZM122 19H123V18H122ZM21 20H22V19H21ZM90 20H91V19H90ZM94 20H95V19H94ZM94 20H93V22H95ZM105 20L109 21L108 19H105ZM183 20H184V19H183ZM200 20H202V19H200ZM205 20H206V19H205ZM207 20H208V18H207ZM209 20H210V19H209ZM219 20H220V19H219ZM257 20H258V19H257ZM260 20H261V19H260ZM263 20H264V18H263ZM4 21H5V20H4ZM6 21H8V20H6ZM9 21H10V19H9ZM9 21H8V22H9ZM12 21H13V20H12ZM14 21H15V20H14ZM96 21H97V20H96ZM111 21H112V20H111ZM115 21H116V19H115ZM118 21H121V20H118ZM118 21H117V22H118ZM143 21H144V20H143ZM146 21H147V20H146ZM170 21H171V20H170ZM211 21H212V20H211ZM213 21H215V20H213ZM224 21H225V19H224ZM226 21H227V20H226ZM226 21H225V23H227ZM254 21H255V20H254ZM0 22H2V18H0ZM8 22H7V23H8ZM16 22H17V21H16ZM156 22H157V21H156ZM202 22H203V21H202ZM215 22H216V21H215ZM222 22H223V21H222ZM255 22H256V21H255ZM260 22H261V21H260ZM260 22H259V23H260ZM10 23H11V22H10ZM12 23H13V22H12ZM88 23H89V22H88ZM90 23H91V22H90ZM90 23H89V24H90ZM137 23H138V22H137ZM150 23H151V22H150ZM210 23H211V22H210ZM210 23L208 22V24H210ZM219 23H220V22H219ZM223 23H224V22H223ZM1 24H2V23H1ZM13 24H16V23H13ZM68 24H69V23H68ZM89 24H88V25H89ZM109 24H110V23H109ZM126 24H127V23H126ZM141 24H142V23H141ZM216 24H217V23H216ZM227 24H228V23H227ZM261 24H263V23H261ZM2 25H4V24H2ZM2 25H1V26H2ZM6 25H7V24H6ZM8 25H9V24H8ZM124 25H125V24H124ZM177 25H178V24H177ZM182 25H183V24H182ZM182 25H181V26L178 25V26H180V28H181ZM222 25H223V24H222ZM92 26H93V25H92ZM104 26H105V25H104ZM107 26H108V25H107ZM118 26H119V25H118ZM183 26H184V25H183ZM217 26H218V25H217ZM223 26H224V25H223ZM12 27H13V26H11V28H12ZM89 27H90V26H89ZM125 27H126V26H125ZM209 27H211V26H209ZM229 27H230V25H229ZM0 28H1V27H0ZM8 28H10V26H8L6 29H8ZM13 28H14V27H13ZM28 28H29V27H28ZM118 28H119V27H118ZM120 28H121V27H120ZM122 28H123V27H122ZM183 28H184V30H185V26H184ZM216 28H217V27H216ZM219 28H220V27H219ZM221 28H224V27H221ZM257 28H258V27H257ZM6 29H4V26H3V30H6ZM67 29H68V28H67ZM67 29H66V30H67ZM71 29H72V28H71ZM86 29H87V27H86ZM103 29H104V28H103ZM124 29H125V28H124ZM124 29H123V30H124ZM224 29H225V28H224ZM1 30H2V29H1ZM3 30H2V32H4ZM11 30H12V29H10V32L13 33V32H12L13 30H12V31H11ZM106 30H107V29H106ZM106 30H105V31H106ZM109 30H110V28H109ZM128 30H129V28H128ZM184 30L182 29V32H183ZM229 30H231V29L229 28ZM47 31H48V29H47ZM67 31H68V30H67ZM78 31H79V30H78ZM78 31H77V32H78ZM102 31H103V30H102ZM107 31H108V30H107ZM150 31H151V30H150ZM221 31H222V30H221ZM226 31H227V30H226ZM2 32H0V33H2ZM14 32H15V31H14ZM43 32H44V31H43ZM72 32H73V30H72ZM97 32H98V31H96L95 33H97ZM167 32H168V34H170V35H174V36L177 35V34H180V35H181V33H182L180 29H178V30L175 29V30H174V29H170V28H169V30H168ZM184 32H185V31H184ZM229 32H230V31H229ZM21 33H22V32H21ZM41 33H42V32H41ZM45 33H46V32H45ZM68 33H69V31H68ZM79 33H80V32H79ZM81 33H82V32H81ZM83 33L85 34V32H83ZM86 33H87V32H86ZM98 33H99V32H98ZM98 33H97V34H98ZM107 33H108V32H107ZM149 33H150V32H149ZM185 33H186V32H185ZM185 33H184V34H185ZM221 33H222V32H221ZM227 33H228V31L226 32V34H227ZM234 33H235V31H234ZM234 33H233V34H234ZM244 33H245V32H244ZM260 33H261V32H260ZM4 34H5V33H4ZM7 34L9 35L8 31H7ZM66 34H67V33H66ZM69 34H70V33H69ZM77 34H78V33H77ZM87 34H88V33H87ZM92 34H93V33H92ZM104 34H105V33H104ZM118 34H119V33H118ZM123 34H125V31H124ZM128 34H129V33H128ZM128 34H127V35H128ZM223 34H224V33H223ZM235 34H236V33H235ZM239 34H240V33H239ZM18 35H19V34H18ZM23 35H24V34H23ZM33 35H34V33H33ZM41 35L44 36V34H41ZM71 35H72V34H71ZM71 35H70V38H71ZM78 35H79V34H78ZM78 35H77V37H78ZM82 35H83V34H82ZM95 35H96V34H95ZM100 35L102 36V34H100ZM100 35H99V36H100ZM105 35H106V34H105ZM105 35H104V36H105ZM121 35H122V34H121ZM121 35H120V36H121ZM129 35H130V34H129ZM144 35H145V34H144ZM151 35H152V34H151ZM217 35H218V33H217ZM230 35H231V34H230ZM245 35H246V34H245ZM258 35H259V34H258ZM4 36H5V35H4ZM4 36H3V37H4ZM15 36H16V35H14V37H15ZM38 36H40V35H38ZM74 36H75V34H74ZM107 36H108V35H107ZM124 36H125V35H124ZM139 36H140V35H139ZM149 36H150V34H149ZM149 36H148V37H147V36H146V37H142V36H141V37L139 38V41L143 40V42L146 43V44L141 43L140 45H142V47H143V44H144V45H148L147 47H153V46L156 45V43H158V42H157L158 40L156 41L155 38H152L153 36H152V37H149ZM155 36H156V35H155ZM184 36H185V35H184ZM215 36H216V35H215ZM226 36H227V35H226ZM226 36H225V38H226ZM228 36H229V34H228ZM228 36H227V40H228V38H229ZM231 36H232V35H231ZM233 36H234V35H233ZM259 36H260V35H259ZM261 36H264V35H261ZM0 37H1V36H0ZM6 37H7V36H6ZM6 37H5V38H6ZM8 37H12V36H8ZM14 37H13V38H14ZM18 37H19V36H17L16 38H18ZM32 37H35V36H32ZM66 37H67V36H66ZM68 37H69V35H68ZM77 37H75V40H76ZM80 37H81V36H80ZM89 37H90V36H89ZM121 37H122V36H121ZM128 37H129V36H128ZM156 37H157V36H156ZM178 37H180V36H178ZM178 37H177V38H178ZM181 37H182V36H181ZM210 37H211V35H210ZM213 37H214V36H213ZM216 37H217V36H216ZM220 37H221V36H220ZM236 37H237V36H236ZM257 37H258V36H256L255 39H257ZM19 38H20V37H19ZM35 38H36V37H35ZM35 38H34V39H35ZM40 38H41V37H40ZM93 38H94V36H93ZM93 38H92V39H93ZM99 38H101V37H98V40H99ZM119 38H120V37H119ZM122 38H125V37H122ZM158 38H159V36H158ZM223 38H224V36H223ZM234 38H235V37H234ZM261 38H262V37H261ZM261 38H259V39H261ZM2 39H3V38H2ZM2 39H1V41H2ZM11 39H12V38H11ZM11 39H9V40H11ZM23 39H24V38H23ZM41 39H42V38H41ZM78 39H79V38H78ZM101 39H102V38H101ZM133 39H134V38H133ZM178 39H181V38H178ZM211 39H212V38H211ZM221 39H222V37H221ZM232 39H233V38H232ZM13 40L15 41V39H13ZM16 40H18V39H16ZM37 40H39V39L37 38ZM55 40H56V39H55ZM66 40H67V39H66ZM75 40H72V38H71L70 45H71L72 41H75ZM79 40H80V39H79ZM79 40H78V41H79ZM119 40H120V39H119ZM121 40H122V39H121ZM128 40H129V39H128ZM128 40H127V41H128ZM223 40L225 41V39H223ZM236 40H237V39H236ZM35 41H36V40H35ZM76 41H77V40H76ZM76 41H75V43H76ZM87 41H88V40H87ZM96 41H97V40H96ZM100 41H101V40H100ZM129 41H130V40H129ZM135 41H136V40H135ZM137 41H138V40H137ZM237 41H238V40H237ZM240 41H241V40H240ZM6 42H7V41H6ZM37 42H38V41H37ZM41 42H42V40H41ZM44 42H45V40H44ZM67 42H68V41H67ZM79 42H80V41H79ZM119 42L121 43V41H119ZM119 42H118V44H119ZM125 42H126V41H125ZM174 42H175V41H174ZM214 42H215V41H214ZM228 42H229V41H228ZM259 42H260V41H259ZM33 43H35V42H33ZM47 43H48V42H47ZM50 43H51V42H50ZM97 43H98V42H97ZM127 43L129 44V42H127ZM176 43H177V41H176ZM180 43H181V42H180ZM211 43H213V42H211ZM219 43H221V45H223V44H222V41H219L218 44H219ZM237 43H238V42H237ZM262 43H263V41H262ZM0 44H1V43H0ZM7 44H8V43H7ZM10 44H11V43H10ZM20 44H21V43H20ZM38 44H39V42H38ZM40 44H41V43H40ZM45 44H46V43H45ZM51 44H52V43H51ZM66 44H67V43H66ZM87 44H88V43H87ZM118 44H117V41H115V43H113V45H115V47L118 46ZM134 44H135V43H134ZM172 44H173V43H172ZM174 44H175V43H174ZM259 44H260V43H259ZM24 45H25V44H24ZM29 45H30V44H29ZM29 45H28V47H30ZM42 45H44V44H42ZM52 45H55V44H52ZM63 45H64V44H63ZM79 45H80V44H79ZM110 45H111V43H110ZM120 45H121V44H119V47H121ZM123 45H124V44H123ZM158 45H159V44H158ZM158 45H156V46H158ZM168 45H169V44H166V46H168ZM175 45H176V44H175ZM175 45H174V46H175ZM177 45H178V44H177ZM213 45H214V43H213ZM0 46H2V45H0ZM9 46H10V45H9ZM26 46H27V44H26ZM45 46H47V45H45ZM45 46H44V47L42 46V47L45 48ZM55 46H56V45H55ZM138 46H139V44H138ZM162 46H163V44H162ZM166 46H165V44H164V47H166ZM206 46H207V45H206ZM208 46H209V45H208ZM236 46H237V45H236ZM241 46H242V44H241ZM257 46L259 47V45H257ZM10 47H11V46H10ZM10 47H9V49H10ZM14 47H15V46H14ZM19 47H20V46H19ZM19 47H18V52H19ZM50 47H51V46H50ZM64 47H65V46H64ZM66 47L68 48V47H69V44H68ZM144 47H145V46H144ZM225 47H226V46H225ZM227 47H228V46H227ZM238 47H239V46H238ZM22 48H23V47H22ZM24 48H25V46H24ZM24 48H23V49H24ZM32 48H33V47H32ZM40 48H41V47H40ZM40 48H39V49H40ZM48 48H49V47H48ZM48 48H47V49H46V48L43 49V51L45 52L46 50H48ZM53 48H54V47H53ZM69 48H70V47H69ZM69 48H68V49H69ZM73 48H74V47H73ZM86 48H87V47H86ZM93 48H94V47H93ZM97 48H98V47H97ZM131 48H132V47H131ZM145 48H146V47H145ZM145 48H144V49H145ZM161 48H162V47H161ZM213 48H215V47H213ZM259 48L261 49L262 47H259ZM6 49H7V48H6ZM6 49H5V50H6ZM9 49L6 50V51L8 52ZM27 49H28V48H27ZM39 49L37 48V50H39ZM70 49H71V48H70ZM84 49H85V47H84ZM126 49H127V48H126ZM132 49H133V48H132ZM141 49H142V48H141ZM150 49H151V48H150ZM163 49H164V48H163ZM170 49H171V47H170ZM204 49H205V48H204ZM209 49H210V48H209ZM209 49L207 50V51H208L207 54H209V52L211 53V50H209ZM215 49H217V48H215ZM220 49H221V47H220ZM242 49H243V48H242ZM12 50H13V49H12ZM15 50H16V49H15ZM24 50L26 51V49H24ZM33 50H35V49H33ZM51 50H52V48L50 49V51H51ZM54 50H56V49L54 48ZM57 50H58V49H57ZM103 50H104V49H103ZM110 50L112 51V49H110ZM110 50H109V51H110ZM124 50H125V49H124ZM127 50H128V49H127ZM139 50H140V49H139ZM147 50H148V49H147ZM232 50H233V49H232ZM232 50H231V52H232ZM249 50H250V49H249ZM1 51H2V50H1ZM21 51H22V50H21ZM28 51H29V50H28ZM28 51H27V53H25L26 56H25L24 59H26V60H28V58H29V59L31 58V57H30L31 54H30V52H28ZM41 51H42V49H41ZM43 51L41 52V57L43 56V55H42V54L44 53ZM48 51H49V50H48ZM50 51H49L48 53L51 55L53 52L50 53ZM65 51H66V49H65ZM81 51H82V50H81ZM98 51H99V50H98ZM140 51H141V50H140ZM140 51H139V52H140ZM154 51H155V50H154ZM161 51H162V49H161ZM165 51H166V50H165ZM202 51L204 52V50H202ZM215 51H217V50H215ZM215 51H214V49H213V52H212V53H214ZM219 51H220V50H219ZM227 51H228V50H227ZM243 51H244V50H243ZM260 51H262V50H260ZM4 52H5V51H4ZM35 52H37V51H35ZM55 52H56V51H55ZM55 52H54V53H55ZM121 52H122V51H121ZM141 52H142V51H141ZM141 52H140V53H141ZM148 52H149V51H148ZM190 52H191V50H190ZM198 52H200V51H198ZM205 52H206V51H205ZM220 52H221V51H220ZM225 52H226V51H225ZM250 52H251V51H250ZM256 52H257V51H256ZM256 52H254V53H256ZM258 52H259V51H258ZM263 52H264V50H263ZM14 53H15V52H14ZM19 53H20V52H19ZM31 53H32V52H31ZM38 53L40 54V52H38ZM46 53H47V52H46ZM48 53H47V54H48ZM68 53H69V52H68ZM70 53H71V52H70ZM84 53H85V52H84ZM140 53H139V55H140ZM142 53H143V52H142ZM145 53H146V52H145ZM156 53L159 54L160 52H156ZM161 53H162V52H161ZM212 53H211V54H212ZM245 53H246V52H245ZM61 54H62V53H61ZM61 54H60V55H61ZM64 54H65V53H64ZM80 54H81V53H80ZM134 54H135V53H134ZM150 54H151V53H150ZM154 54H155V53H154ZM166 54H167V56H169V55H168L169 53H166ZM177 54H178V53H177ZM184 54H187V52L184 53ZM188 54H192V52H191V53L188 52ZM202 54H203V53H202ZM205 54H206V53H205ZM211 54H210V56H211ZM214 54H215V53H214ZM222 54H223V53H222ZM246 54H247V53H246ZM261 54H262V53H261ZM6 55H7V54H6ZM10 55H12L10 58L15 57L14 54H13V51H12V53H10ZM15 55H16V54H15ZM21 55H22V54H21ZM23 55H24V54H23ZM32 55H35V54L32 53ZM67 55H68V54H67ZM70 55H71V54H70ZM72 55H73V54H72ZM82 55H83V52H82ZM84 55H85V54H84ZM162 55L164 56L165 53H163ZM180 55H181V54H180ZM193 55H195V54H193ZM212 55H213V54H212ZM216 55H217V53H216ZM229 55H230V53H229ZM249 55H250V53H249ZM18 56L21 57L20 55H18ZM35 56H36V55H35ZM35 56H33L32 58H34ZM37 56H38L37 59H39L40 56H39L38 54H37ZM45 56H46V54H45ZM51 56H52V55H51ZM61 56H62V55H61ZM61 56H60V57H61ZM87 56H88V55H87ZM107 56H108V55H107ZM107 56H106V57H107ZM126 56H127V55H126ZM126 56H125V57H126ZM137 56H138V55H137ZM156 56H157V55H156ZM160 56H161V55H160ZM165 56H166V55H165ZM195 56H196V55H195ZM202 56H203V55H202ZM219 56H220V55H219ZM227 56H228V55H227ZM235 56H236V55H235ZM237 56H238V55H237ZM240 56H241L242 59H243V56H242V55H240ZM240 56H239V57H240ZM2 57H3V55H2ZM6 57H7V56H6ZM16 57H17V56H16ZM26 57H27V58H26ZM65 57H66V55H65ZM69 57H70V56H69ZM79 57H80V56H79ZM181 57H182V55H181ZM187 57H188V56H187ZM187 57H186V58H187ZM193 57H194V56H193ZM197 57H199V56H197ZM211 57H212V56H211ZM221 57H222V56H221ZM241 57H240V58H241ZM248 57H249V56H248ZM256 57H257V56H256ZM260 57H261V56H259V58H260ZM7 58H8V57H7ZM49 58H50V57H49ZM49 58H48V59H49ZM62 58H64V56H63ZM62 58H61V60H62ZM67 58H68V57H67ZM71 58H72V57H71ZM71 58H68V61H69V59H71ZM103 58H104V57H103ZM144 58H145V57H144ZM179 58H180V57H179ZM179 58H178V59H179ZM186 58H185V59H186ZM189 58H190V56H189ZM189 58H188V60H190L192 57H191L190 59H189ZM206 58H207V57H206ZM228 58H229V57H228ZM8 59H9V58H8ZM16 59H17V58H16ZM34 59H36V58H34ZM43 59H44V58H43ZM43 59L41 58V61H43ZM64 59H65V61H66V58H64ZM83 59H84V58H83ZM120 59H121V58H120ZM169 59H171V58H169ZM180 59H181V58H180ZM182 59H183V58H182ZM185 59H184V60H185ZM211 59H212V58H211ZM226 59H227V58H226ZM250 59L252 60V58L249 57V64H250V66H251ZM253 59H254V57H253ZM11 60H12V59H11ZM11 60H10V61H11ZM17 60H18V59H17ZM19 60H20V59H19ZM45 60H46V59H45ZM49 60H50V59H49ZM97 60H98V59H97ZM104 60H105V59H104ZM114 60H115V59H114ZM117 60H118V59H117ZM151 60H152V59H151ZM162 60H163V59H162ZM236 60H237V59H235V61H236ZM1 61H2V59H1ZM20 61H21V60H20ZM24 61H25V60H24ZM30 61H31V59H30ZM35 61H36V60H35ZM35 61H33V62H35ZM37 61H39V60H37ZM52 61H53V60H52ZM52 61H51V62H52ZM59 61H60V60H59ZM65 61H62V62H65ZM170 61H171V60H170ZM174 61H175V60H174ZM178 61H179V60H178ZM180 61H181V60H180ZM192 61H193V58H192ZM237 61H238V60H237ZM239 61H240V60H239ZM246 61H248V60H246ZM257 61H258V60H257ZM257 61H256V62H257ZM12 62H13V61H12ZM25 62H26V61H25ZM27 62H28V61H27ZM27 62H26V63H27ZM39 62H40V61H39ZM112 62H113V61H112ZM123 62H124V61H123ZM133 62L136 63L135 61H133ZM185 62H186V60H185ZM218 62H219V61H218ZM251 62H252V61H251ZM254 62H255V61H254ZM260 62H261V61H260ZM262 62H263V61H262ZM0 63H1V62H0ZM4 63L6 64L7 62L5 61ZM16 63H17V62H16ZM30 63H31V62H30ZM35 63H36V62H35ZM42 63H43V62H42ZM180 63H181V62H180ZM203 63H204V62H203ZM225 63H226V62H225ZM236 63H239V62H236ZM5 64H4V65H5ZM31 64H33V63H31ZM37 64H38V63H37ZM37 64H36V66H37ZM39 64H40V63H39ZM43 64H44V63H43ZM43 64H42V65H43ZM51 64H53V63H51ZM62 64H63V63H62ZM66 64H67V63H66ZM83 64H84V63H83ZM93 64H94V63H93ZM97 64H98V63H97ZM132 64H133V63H132ZM169 64H170V63H169ZM240 64H241V63H240ZM245 64H247V63L245 62ZM257 64H260L259 61H258ZM257 64H256V65H257ZM4 65H2V66H4ZM13 65H14V63L12 64V67H14ZM15 65H16V64H15ZM18 65H19V64H18ZM25 65H26V64H25ZM40 65H41V64H40ZM48 65H49V64H48ZM103 65H104V64H103ZM122 65H123V64H122ZM157 65H158V64H157ZM174 65H175V64H174ZM174 65H173V66H174ZM179 65H180V64H179ZM189 65H190V62H189ZM189 65H188V66H189ZM237 65H238V64H237ZM247 65H248V64H247ZM252 65H253V64H252ZM256 65H255V67H256ZM260 65H262V64H260ZM263 65H264V63H263ZM21 66H23V65H21ZM31 66H32V65H31ZM33 66H35V65H33ZM36 66H35V67H36ZM92 66H93V65H92ZM113 66H114V65H113ZM130 66H131V65H130ZM133 66H134V64H133ZM140 66H141V65H140ZM171 66H172V65H170L169 67H171ZM196 66H197V65H196ZM239 66H240V65H239ZM242 66H243V65H242ZM242 66H241V67H242ZM248 66H249V65H248ZM258 66H259V65H258ZM0 67H1V66H0ZM10 67H11V66H10ZM10 67H9V70L11 69ZM35 67H34V68H35ZM43 67H45V66H43ZM50 67H51V66H49V68H50ZM52 67H53V66H52ZM64 67H65V66H64ZM96 67H97V66H96ZM99 67H100V66H99ZM99 67H98V68H99ZM107 67H108V66H107ZM138 67H139V66H138ZM167 67H168V66H166V68H167ZM178 67H179V66H178ZM191 67H193V66H191ZM191 67H187V70H188V68H190V70H191ZM202 67H203V66H202ZM245 67H246V66H245ZM253 67H254V66H252L251 68H253ZM260 67H261V66H260ZM3 68H4V67H3ZM25 68H28V65H27V67H25ZM34 68H33V69H34ZM130 68H131V67H130ZM172 68H173V67H172ZM179 68H180V67H179ZM183 68H184V67H183ZM185 68H186V67H185ZM195 68H196V67H195ZM200 68H201V67H200ZM18 69H19V68H18ZM20 69H21V68H20ZM20 69H19V71H21ZM23 69H24V68H23ZM40 69H42V68L39 67L38 70H40ZM44 69H45V68H44ZM83 69H84V68H83ZM112 69H113V68H112ZM134 69H135V68H134ZM173 69H174V68H173ZM175 69H176V71H178V73H179V70H177V68H175ZM180 69H181V68H180ZM197 69H198V68H197ZM197 69H192V70H193L192 73L195 74L196 72H198ZM253 69H254V68H253ZM255 69H257V68H255ZM258 69H259V68H258ZM2 70H3V69H1V71H2ZM13 70L15 71L16 69H13ZM30 70L32 71V69H29V73L31 72ZM34 70H35V69H34ZM34 70H33V71H34ZM38 70H36V71H38ZM63 70H64V68H63ZM67 70H68V69H67ZM91 70H92V69H91ZM94 70H95V69H94ZM96 70L98 71V69H96ZM106 70H107V69H106ZM162 70H163V69H162ZM170 70H171V69H170ZM192 70H191V71H192ZM199 70H201V69H199ZM242 70H243V73L246 71L245 69H242ZM242 70H241V71H242ZM244 70H245V71H244ZM250 70H251V69H250ZM263 70H264V69H263ZM16 71L18 72V70H16ZM25 71H26V69H25ZM33 71H32V72H33ZM47 71H48V70H47ZM47 71H45V72H47ZM65 71H66V70H65ZM72 71H73V70H72ZM82 71H84V70H82ZM87 71L89 72V70H87ZM158 71H159V70H158ZM167 71H168V70H167ZM167 71H164V72L162 71V72H161V73H162L161 75H160V73H159V74L157 73L156 76H155V74H154V77L156 78V77H159L158 75H160V78L162 77L163 80H165V82H166L167 80L169 81V76H170V75H168V74H171V73H169V71H168V73H167ZM172 71H173V70H172ZM176 71H173V73H174V72L176 73ZM181 71H183V70H181ZM203 71H204V70H203ZM207 71H208V70H207ZM259 71H260V70H259ZM261 71H262V69H261ZM9 72H10V71H9ZM17 72H16V73H17ZM26 72H27V71H26ZM26 72H25V73H26ZM34 72H35V71H34ZM41 72H42V70H40V74H41ZM48 72H49V71H48ZM48 72H47V73H48ZM107 72H108V71H107ZM141 72H142V71H141ZM153 72H155V71H153ZM156 72H157V71H156ZM156 72H155V73H156ZM188 72H189V71H188ZM211 72H212V71H211ZM253 72H254V71H253ZM7 73H8V71H7ZM7 73H5V75H7ZM18 73H20V72H18ZM18 73H17V74H18ZM22 73H24V71L21 72L20 74H22ZM38 73H39V72H38ZM73 73H74V71H73ZM84 73H85V72H84ZM184 73H185V71H184ZM186 73H187V71H186ZM186 73L183 74V76L185 75L186 78H187L189 75L192 74V73H191V74H186ZM189 73H190V72H189ZM255 73H257L256 70H255ZM261 73H262V72H261ZM8 74H9V75H7V76H11L12 73L10 72V73H8ZM14 74H15V73H14ZM33 74H34V73H33ZM40 74H39V75H40ZM42 74H43V73H42ZM42 74H41V75H42ZM44 74H45V73H44ZM44 74H43V75H44ZM57 74H58V73H57ZM57 74H56V75H57ZM82 74H83V73H82ZM88 74H89V73H88ZM124 74H125V73H124ZM176 74H177V73H176ZM181 74H182V73H181ZM196 74H197V73H196ZM196 74H195V75H196ZM200 74L202 75V73H200ZM247 74H248V73H247ZM252 74H253V73H252ZM257 74H259V72H258ZM263 74H264V72H263ZM23 75H25V74H22L21 76H19V79H20V80L18 79L19 81H17L15 84H14V82H13V84L11 83V84H9V85H6V86H3V87H0V94H1L2 91L6 93V91H9V90H10V92H11V91L14 90V88H16V87L20 88V90H22V89L25 90V88H23V87H25V86L27 85L26 83H28V81L25 82V80H21V78H24V77H22ZM26 75H28V72L26 73ZM31 75H32V74H31ZM31 75H30V76H31ZM66 75H67V73H66ZM75 75H76V73H75ZM83 75H84V74H83ZM83 75H81V77H83ZM85 75H86V77L88 76L87 74H85ZM138 75H139V74H138ZM197 75H198V74H197ZM250 75H251V74H250ZM261 75H262V74H261ZM1 76H2V74H1ZM1 76H0V77H1ZM7 76H6V77H7ZM44 76H45V75H44ZM78 76H79V75H78ZM91 76H92V75H91ZM129 76H130V75H129ZM171 76H172V74H171ZM176 76H177V75H176ZM185 76H184V77H185ZM212 76H213V74L211 75V77H212ZM217 76H218V75H217ZM262 76H263V75H262ZM4 77H5V76H4ZM4 77H3V79H4ZM25 77H27V76H25ZM38 77H39V76H38ZM55 77H56V76H55ZM84 77H85V76H84ZM84 77H83V78H84ZM88 77H89V76H88ZM124 77H126V76H124ZM152 77H153V76H152ZM177 77H178V76H177ZM190 77H191V76H190ZM195 77H197V76H195ZM200 77H201V76L199 75L198 78H200ZM211 77H210V78H211ZM252 77H253V80H254V77L257 78V76H252ZM14 78H15V76H14ZM14 78H13V81L15 80ZM16 78H17V76H16ZM78 78H80V77H78ZM90 78H91V77H90ZM90 78H88V79H90ZM106 78H107V77H106ZM155 78H154V79H155ZM160 78H159V79H160ZM170 78H171V77H170ZM179 78H181V77H179ZM198 78H196V79H198ZM261 78H262V77H261ZM25 79L28 80L29 78L27 77V78H25ZM40 79H41V80H44V79L42 78V76H40V78L38 79V81H39ZM59 79H60V78H59ZM59 79H58V80H59ZM68 79H69V78H68ZM84 79H85V78H84ZM116 79H117V78H116ZM125 79H126V78H125ZM125 79H124V80H125ZM131 79H132V78H131ZM133 79H134V78H133ZM139 79H140V78H139ZM154 79H153V80H154ZM188 79H189V78H188ZM206 79H207V78H206ZM214 79H215V78H214ZM217 79H218V78H217ZM7 80H8V77H7ZM9 80H10V77H9ZM35 80L37 81V79H34V81H35ZM50 80H51V79H50ZM65 80H66V79H65ZM74 80H75V79H74ZM106 80H108V79H106ZM113 80H115V79H113ZM127 80H128V75H127ZM129 80H130V79H129ZM140 80H141V79H140ZM142 80H143V79H142ZM142 80H141V81H142ZM145 80H146V79H145ZM163 80L161 81V83L163 82ZM183 80H184V79H183ZM183 80H182L181 82H179V83H182ZM190 80H191V78H190ZM198 80H199V79H198ZM202 80H204V79L202 78ZM219 80H220V79H219ZM221 80H222V79H221ZM243 80H244V79H243ZM248 80H250V78H249ZM262 80H263V79H262ZM11 81H12V80H11ZM29 81H30V80H29ZM38 81H37V83H38ZM82 81H83V80H82ZM92 81H93V79H92ZM120 81H121V80L115 82L116 85H117V87L121 86V84H122V86H123V84L126 83V82H124V81H121V82H120ZM135 81H136V80H135ZM148 81H149V79H148ZM179 81H180V80H179ZM186 81H189V80H186ZM191 81H193V80H191ZM206 81H207V80H206ZM206 81H204V83H203V81H202V84H200V81H199V83H198L197 81H195V82H196L195 84H194V82H191V83L194 84V85H197V86L200 85V88H201V86H203V89H204L205 91H206V90L210 91L211 89L214 88V86L216 85V83H214V86H212V83L210 84V82L208 83V82H206ZM250 81H252V79H251ZM255 81H256V80H255ZM255 81H254V82H255ZM40 82H41V83H40ZM51 82H52V81H51ZM64 82H67V81H64ZM71 82H72V81H71ZM84 82H85V81H84ZM93 82H94V81H93ZM98 82H99V81H98ZM100 82H101L102 84H104V82H107V81H102V80H101ZM100 82H99V83H100ZM108 82H109V84H111L110 81H108ZM123 82H124V83H123ZM150 82H151V81H150ZM150 82H149V83H150ZM152 82H153V81H152ZM169 82H170V81H169ZM216 82H217V81H216ZM218 82H219V81H218ZM218 82H217V83H218ZM222 82H223V81H222ZM248 82H249V81H247L246 83L249 84ZM254 82H252V84H253ZM35 83H36V82H35ZM45 83H46V82H45ZM45 83H42V81H39L38 84H35L36 86H35L33 83H32L31 85H34L35 88H36L37 86H40L39 84L44 85V86L46 87ZM61 83H63V82H61ZM61 83H60V85H61ZM67 83H68V82H67ZM113 83H114V82L112 81V84H113ZM130 83H132V82H129V84H130ZM133 83H135V82H133ZM154 83H155V82H154ZM158 83H159V82H158ZM170 83H171V82H170ZM220 83H221V81H220ZM220 83H218V85H216V86H219V85H222V84H223V83H221V84H220ZM229 83H230V82H229ZM257 83H258V82H257ZM0 84H1V83H0ZM5 84H7V83L5 82ZM5 84H4V85H5ZM25 84H26V85H25ZM54 84H55V82H54ZM58 84H59V83H58ZM106 84H107V83H106ZM163 84H164V83H163ZM174 84H175V83H174ZM183 84H184V83H183ZM192 84H190V81H189L188 85H189V86H192ZM227 84H228V83H226L225 86H227ZM230 84H231V83H230ZM250 84H251V83H250ZM254 84H255V83H254ZM260 84H261V83H260ZM31 85H30V86H31ZM62 85H63V84H62ZM68 85H70V84H68ZM87 85H88V84H87ZM99 85H100V84H99ZM149 85H150V84H149ZM151 85H152V84H151ZM184 85H185V84H184ZM184 85H183V86H184ZM223 85H224V84H223ZM245 85H246V84H245ZM258 85H259V84H258ZM58 86H59V85H58ZM88 86H89V85H88ZM88 86H87V87H88ZM114 86H115V85H114ZM153 86H154V85H153ZM159 86H160V85H159ZM167 86H168V85H167ZM167 86H166V87H167ZM173 86H174V85H173ZM176 86H177V85H176ZM225 86H224V87H225ZM235 86H236V85H235ZM237 86H238V85H237ZM243 86H244V85H243ZM248 86H249V85H248ZM31 87H32V86H31ZM48 87H50V86L48 85ZM48 87H47V88H48ZM55 87H56V86H55ZM74 87H75V86H74ZM102 87H103V86H102ZM123 87H124V86H123ZM125 87H126V86H125ZM177 87H178V86H177ZM185 87H186V86H185ZM212 87H213V88H212ZM253 87L255 88V87H257V86L255 85V86H253ZM258 87H259V86H258ZM261 87H263V86L261 85ZM18 88H17V90H18ZM21 88H22V89H21ZM26 88H28V87L26 86ZM29 88H30V87H29ZM41 88H42V87H41ZM59 88H60V87H59ZM62 88H63V87H62ZM88 88H91V87H88ZM88 88H87V89H88ZM113 88H114V87H113ZM119 88H120V87H119ZM153 88H154V87H153ZM169 88H170V86H168V89H169ZM171 88H172V87H171ZM175 88H176V87H175ZM175 88L173 87L172 89L175 90ZM186 88H188V86H187ZM186 88H185V89H186ZM192 88H193V87H192ZM197 88H198V87H197ZM222 88H223V87H222ZM246 88H247V86H246ZM248 88H249V87H248ZM66 89H67V88H66ZM70 89H71V87H70ZM82 89H83V88H82ZM116 89H117V88H116ZM120 89H121V88H120ZM149 89H150V88H149ZM165 89H166V88H165ZM168 89H166V90H167V92H168L169 94L166 93V95H164V97H163V93H162V96H161V97H163V99H165V100H168V99H169L171 102H173V99H174L175 95H174V94L172 95V92H173L172 89H169V91H168ZM188 89H189V88H188ZM194 89H195V87H194ZM223 89H224V88H223ZM252 89H253V88H252ZM258 89H259V88H257V90H258ZM260 89H261V88H260ZM40 90H41V89H40ZM42 90H43V88H42ZM94 90H95V89H94ZM125 90H126V89H125ZM141 90H142V89H141ZM141 90H140V91H141ZM213 90H214V89H213ZM213 90H212V91H213ZM220 90H221V88H220ZM255 90H256V89H255ZM262 90H263V88H262ZM262 90H260V91H262ZM27 91H28V90H26V92H27ZM45 91H46V90H45ZM47 91H48V90H47ZM51 91H52V90H51ZM74 91H75V90H74ZM127 91H128V90H127ZM149 91H150V90H149ZM152 91H153V90H152ZM155 91H156V90H155ZM175 91H176V90H175ZM175 91H174V92H175ZM250 91H251V90H250ZM263 91H264V90H263ZM3 92H2V93H3ZM29 92H30V89H29ZM32 92H33V91H32ZM35 92H36V91H35ZM56 92H57V90H56ZM58 92H60V89L58 90ZM62 92H63V91H62ZM66 92H67V90H66ZM75 92H76V91H75ZM75 92H74V93H75ZM77 92H78V91H77ZM80 92H81V90H80ZM86 92H87V91H86ZM88 92H89V90H88ZM90 92H92V91H90ZM137 92H138V91H137ZM150 92H151V91H150ZM153 92H154V91H153ZM159 92H160V91H159ZM165 92H166V91H165ZM165 92H164V93H165ZM178 92H179V91H178ZM258 92H259V90H258ZM258 92H257V94H258ZM5 93H4V94H5ZM8 93H9V92H7V94H8ZM27 93H28V92H27ZM37 93H38V92H37ZM44 93H45V92H44V90H43V94H44ZM52 93H53V92H52ZM144 93H145V91H144ZM146 93H147V91H146ZM205 93H206V92H205ZM208 93H209V92H208ZM210 93H211V92H210ZM210 93L208 94V96L211 97V94H210ZM251 93H252V92H251ZM261 93L263 94L264 92H261ZM11 94H12V93H11ZM29 94H30V93H28V95H29ZM50 94H51V93H50ZM50 94H49V95H50ZM65 94H66V93H65ZM85 94H86V93H85ZM121 94H122V93H121ZM141 94H142V93H141ZM149 94H150V93H149ZM160 94H161V93H160ZM220 94H221V93H220ZM259 94H260V92H259ZM259 94H258V95H255V96H258V97H259V96H260ZM21 95H22V94H21ZM31 95H32V94H31ZM54 95H55V93H54ZM63 95H64V94H63ZM116 95H117V94H116ZM143 95H144V94H143ZM176 95H177V93H176ZM205 95H207V94H205ZM213 95H214V94H213ZM223 95H224V94H223ZM1 96H3V94H1ZM7 96H8V95H6V97H7ZM14 96H15V95H14ZM50 96H51V95H50ZM67 96H68V95H67ZM73 96H74V94H73ZM87 96H88V95H87ZM147 96H148V95H147ZM178 96H179V93H178ZM178 96H176V97L178 98ZM238 96H239V95H238ZM261 96H262V95H261ZM3 97H4V96H3ZM17 97H18V98L20 97V96H19V92H18V96H17ZM22 97H23V96H22ZM30 97H31V96H30ZM33 97H34V96H33ZM43 97H44V96H43ZM51 97H52V96H51ZM57 97H58V96H57ZM71 97H72V96H71ZM71 97H70V98H71ZM79 97H80V96H79ZM88 97H89V96H88ZM92 97H94V96H92ZM137 97H138V96H137ZM140 97H141V96H140ZM140 97H139V99H140ZM182 97H183V96H182ZM197 97H198V95H197ZM201 97H202V96H201ZM239 97H242V96H239ZM26 98H27V97H26ZM26 98H25V99H26ZM36 98H37V97H36ZM47 98H48V97H47ZM52 98H53V97H52ZM105 98H106V97H105ZM172 98H173V99H172ZM179 98H180V96H179ZM179 98H178V99H179ZM186 98H187V97H186ZM186 98H185V99H186ZM191 98H193V97H191ZM191 98H190V99H191ZM202 98H204V97H202ZM202 98L199 99V101L202 100ZM217 98H218V97H217ZM230 98H231V97H230ZM230 98H229V99H230ZM233 98H234V97H232V99H233ZM246 98H247V96H246ZM246 98H245V99H246ZM8 99H9V98H8ZM19 99H20V98H19ZM38 99H39V98H38ZM49 99H50V98H49ZM49 99L46 100V101L50 102ZM64 99H65V96H64ZM83 99H84V98H83ZM85 99H86V98H85ZM88 99H89V98H88ZM119 99H120V98H119ZM150 99H151V98H150ZM171 99H172V100H171ZM215 99H216V98H215ZM232 99H231V100H232ZM52 100H53V99H52ZM61 100H63V99L61 98ZM65 100H66V99H65ZM75 100H77V99L75 98ZM121 100H122V99H121ZM121 100H119V101H121ZM123 100H124V98H123ZM123 100H122V101H123ZM153 100H154V99H153ZM181 100H182V99H181ZM188 100H189V99H188ZM221 100H222V99H221ZM238 100H239V99H238ZM241 100H242V104H244V99H241ZM253 100H254V99H253ZM22 101H24V100H22ZM42 101H43V100H42ZM63 101H64V100H63ZM67 101H68V99H67ZM81 101H82V100H81ZM88 101H89V100H88ZM93 101H94V100H93ZM129 101H130V100H129ZM141 101H142V100H141ZM146 101H148V100H146ZM158 101H161V100H158ZM170 101H169V102H170ZM174 101H175V100H174ZM202 101H203V100H202ZM202 101H200V102L202 103ZM204 101H205L206 103H208V102L211 103V101H214V99L212 100V98H205ZM215 101H216V100H215ZM217 101H219V100H217ZM226 101H227V102H231V101H228L227 98H226V99L223 98L222 102H220V103H221V104H222L223 102H224V103H227ZM250 101H251V100H250ZM250 101H249V104H248V102L246 101V102H245L246 104H244V105H246V106H247V105H248V106H249V105H252V104H250ZM257 101H258V100H257ZM4 102H5V101H4ZM7 102H8V101H7ZM9 102H10V100H9ZM11 102H12V100H11ZM33 102H34V101H33ZM54 102H55V100H54ZM68 102H69V101H68ZM84 102H85V101H84ZM84 102H83V103H84ZM117 102H118V101H117ZM124 102H125V101H124ZM134 102H136V101H134ZM134 102H131V103L133 104ZM153 102H155V104H156V101H153ZM153 102H152V103H153ZM162 102H164V101H162ZM179 102H180V100H179ZM234 102H236V101H234ZM251 102H252V101H251ZM253 102H256V101H253ZM19 103L22 104L21 100L19 101ZM26 103H27V102H26ZM39 103H40V101H39ZM44 103H45V102H44ZM44 103H43V104H44ZM46 103H47V102H46ZM57 103H59V102L57 101ZM60 103H62V102H60ZM65 103H66V102H65ZM79 103H80V102H79ZM79 103H78V104H79ZM81 103H82V102H81ZM81 103H80V104H81ZM86 103H87V102H86ZM95 103H96V102H95ZM95 103H94V104H95ZM105 103H106V102H105ZM111 103H112V102H111ZM131 103H130V104H131ZM175 103H176V102H175ZM192 103H194V104L196 103L195 106H197L198 101H196V102H192V101H191V105H192ZM206 103H205V104H206ZM224 103H223V105L225 106ZM231 103H232V102H231ZM239 103H240V101H239ZM256 103H257V102H256ZM256 103H254V104H256ZM8 104H9V103H8ZM30 104H32V102H30ZM30 104L27 103V105H29V106H30ZM40 104H41V103H40ZM69 104H70V103H69ZM69 104H68V105H69ZM73 104H74V102H73ZM76 104H77V103H76ZM92 104H93V103H92ZM102 104H103V103H102ZM160 104H161V103H160ZM178 104H179V103H178ZM180 104H181V103H180ZM180 104H179L178 106H180ZM189 104H190V103H189ZM259 104H260V103H258V104L255 105V106L257 107ZM10 105H11V104H9V106H10ZM22 105H23V104H22ZM32 105H33V104H32ZM48 105H49V103H48ZM50 105H51V103H50ZM60 105H61V104H60ZM62 105H63V104H62ZM62 105H61V107H64V106H62ZM64 105H66V104H64ZM68 105H67V106H68ZM81 105H82V104H81ZM96 105H97V104H96ZM116 105H118V104H116ZM125 105H126V104H125ZM127 105H129V102H128ZM151 105H152V104H151ZM158 105H159V104H158ZM158 105H157V106H158ZM165 105H166V103H165ZM182 105H184V102H183V104H181V106H182ZM185 105H187V102H186ZM191 105H190V107H191ZM199 105H200V104H199ZM199 105H198V108H199ZM208 105H209V104H208ZM226 105H227V104H226ZM3 106H5V104H4V105L2 104V107H3ZM29 106H28L27 110H28V109H29V110L31 109L30 112H32L33 110L36 109V108H35V109L29 108ZM36 106H37V105H36ZM43 106H44V105H43ZM58 106H59V104H58ZM69 106H72V105H69ZM76 106L78 107L79 105H76ZM103 106H104V104H103ZM112 106H113V105H112ZM147 106H148V105H147ZM147 106H146V107H147ZM153 106H154V103H153ZM157 106H155V107H157ZM195 106L192 105V107H195ZM220 106H222V105H220ZM234 106H235V105H234ZM6 107H7V104H6ZM24 107L26 108V105H25ZM30 107H31V106H30ZM37 107H38V106H37ZM40 107H41V106H40ZM51 107H52V106H51ZM54 107H55V105H54ZM54 107H53V109H54ZM59 107H60V106H59ZM61 107H60V108H61ZM77 107H76V108H77ZM84 107H85V105H84ZM84 107H83V108H84ZM92 107H93V106H92ZM99 107H100V106H99ZM99 107H98V108H99ZM113 107H114V106H113ZM192 107L190 108V110H191V109H195V110H197L196 108H192ZM239 107H240V106H239ZM243 107H245V106H243ZM249 107H250V109H251V108L254 107V105H253V106H249ZM256 107H254V110H255ZM260 107H261V106H260ZM260 107H258V108H260ZM0 108H1V107H0ZM3 108H4V107H3ZM20 108H22V107L20 106ZM25 108H24V109H25ZM43 108H44V107H43ZM64 108H67V107H64ZM83 108H81V109H83ZM86 108H87V106H86ZM114 108H115V107H114ZM160 108H162V107H160ZM178 108H179V107H178ZM180 108H181V107H180ZM184 108H185V107H184ZM223 108H224V107H223ZM225 108H227V106H225ZM246 108H247V107H246ZM258 108H256V109H258ZM18 109H19V108H18ZM39 109H40V111H41V108H39ZM57 109H58V108H57ZM67 109H68V108H67ZM69 109L71 110V107H69ZM69 109H68V110H69ZM100 109H101V107H100ZM105 109H107V108H105ZM169 109H170V108H169ZM229 109H230V108H229ZM261 109L263 110L264 108L261 107ZM261 109H260V110H261ZM15 110H16V109H15ZM19 110H20V109H19ZM36 110H37V109H36ZM36 110H35V113H30L29 116H31V117L33 116L35 119L38 118L39 115L37 114L38 112L36 113ZM76 110H77V109H76ZM78 110H79V109H78ZM84 110H85V108H84ZM87 110H88V109H87ZM87 110L85 111L86 113H87ZM115 110H116V109H115ZM149 110H150V109H149ZM149 110H148L147 112H149ZM178 110H179V109H178ZM188 110H189V109H188ZM226 110H228V109H226ZM226 110L223 111V112H227ZM247 110H248V109H247ZM251 110L253 111V109H251ZM260 110H259V111H260ZM17 111H18V110H17ZM21 111H22V110H21ZM55 111H58V110H55ZM79 111H80V110H79ZM98 111H99V110H98ZM199 111H202L201 108H200ZM228 111L230 112V110H228ZM252 111H251V112H252ZM257 111H258V110H257ZM9 112H10V111H9ZM19 112H20V111H19ZM33 112H34V111H33ZM59 112H60V111H59ZM62 112H63V110H62ZM65 112H66V111H65ZM70 112H71V111H70ZM70 112H68V113H70ZM81 112L83 113L84 111L82 110ZM85 112H84V113H85ZM88 112H89V111H88ZM93 112H94V111H93ZM93 112H92V113H93ZM109 112H110V111H109ZM120 112H121V111H120ZM131 112H132V111H131ZM171 112H172V110H170V113H171ZM221 112H222V111L220 110V113H221ZM13 113H14V112H13ZM15 113H16V112H15ZM45 113H46V111H45ZM49 113H50V112H49ZM51 113H52V112H51ZM129 113H130V112H129ZM136 113H137V112H136ZM145 113H146V112H145ZM162 113H163V111H162ZM170 113H169V114H170ZM176 113H178V112H176ZM205 113H206V112H205ZM220 113H219V114H220ZM232 113H233V112H232ZM232 113H231V115H232ZM238 113H239V112H238ZM248 113H249V111H248ZM248 113H247V114H248ZM2 114H4V113H2ZM5 114H6V113H5ZM8 114H9V113H8ZM39 114H41V112H39ZM54 114H56V113H54ZM54 114L52 113V117H53ZM58 114H59V113H58ZM58 114H57V115H58ZM62 114H63V113H62ZM70 114H71V113H70ZM72 114H75V113L72 112ZM99 114H100V113H99ZM185 114H186V113H185ZM185 114H184V115H185ZM206 114H208V113H206ZM225 114H226V113H225ZM242 114H244V112H243ZM24 115H25V113H24ZM63 115H64V114H63ZM63 115H62V116H63ZM68 115H69V114H68ZM76 115H77V114H76ZM81 115H82V114H81ZM90 115H93V114H90ZM128 115H131V114H128ZM132 115H133V113H132ZM140 115H141V114H140ZM143 115L145 116V114H143ZM146 115H147V113H146ZM157 115H159V114H157ZM181 115H183V114H181ZM201 115H202V114H201ZM201 115H200V116H201ZM220 115H221V114H220ZM231 115H229L228 118H230ZM235 115H236V114H235ZM240 115H241V114H240ZM244 115H245V114H244ZM251 115H252V114H251ZM12 116H13V114H12ZM22 116H23V115H22ZM47 116H48V115H47ZM54 116H55V115H54ZM64 116H66V115H64ZM74 116H75V115H74ZM126 116H127V115H126ZM160 116H161V115H160ZM173 116H174V115H173ZM187 116H188V113H187ZM206 116H208V115H206ZM216 116H218V114H216ZM242 116H243V115H242ZM242 116H241V117H242ZM0 117H1V116H0ZM6 117H7L6 120H4L5 118H4V116H3V118H4V119H3L4 122L7 121V122H5V124L8 123L9 120H10V122L12 121L11 119H12L13 117H10L11 119H8V116H6ZM19 117H20V116H19ZM31 117H29V118H31ZM40 117H41V116H40ZM42 117H43V116H42ZM45 117H46V116H45ZM60 117H61V115H60ZM82 117H83V116H82ZM91 117H92V116H91ZM96 117H97V116H96ZM96 117L94 118V116H93V119L91 118V120H93V122H94V121H95L94 119H96ZM106 117H107V115H106ZM106 117H105V118H106ZM127 117H130V116H127ZM149 117H150V116H149ZM151 117H152V116H151ZM157 117H158V116H157ZM191 117H192V116H191ZM244 117H245V116H243L241 119H244ZM15 118H16V117H14V119H15ZM61 118H62V117H61ZM71 118H73V117H71ZM85 118H88V119H89L88 116H86ZM143 118H146V117H142L141 120H142ZM158 118H159V117H158ZM160 118H162V117H160ZM166 118H167V117H166ZM200 118H201V117H200ZM203 118H204V116H203ZM203 118H202V121H203ZM205 118H207V117H205ZM210 118H211V117H210ZM235 118H239V117H236V116H235ZM25 119H26V118H25ZM43 119H45V118H43ZM48 119H49V118H48ZM69 119H70V118H69ZM78 119L81 120L82 118H81V119L78 118ZM78 119H77V120H78ZM125 119H126V118H125ZM127 119H128V118H127ZM155 119H156V118H155ZM173 119H174V118H173ZM196 119H197V118H196ZM217 119H218V118H217ZM220 119H221V118H220ZM261 119H262V118H261ZM18 120H20V119H18ZM22 120H23V119H22ZM26 120H27V119H26ZM28 120H30V119H28ZM28 120H27V121H28ZM36 120H37V119H36ZM70 120H71V119H70ZM99 120H100V119H99ZM107 120H108V119H107ZM120 120H121V119H120ZM128 120H129V119H128ZM141 120H140V121H141ZM164 120H165V119H164ZM192 120H194V119H192ZM192 120H191V121H192ZM214 120H215V119H214ZM214 120H213V121H214ZM222 120H223V119H222ZM263 120H264V119H262V121H263ZM13 121H14V120H13ZM32 121H33V120H32ZM32 121H30V122H32ZM45 121H46V120H45ZM50 121L53 122L52 120H50ZM74 121H75V123H74V126H75V124H76V120H75V118H74ZM110 121H112V120H110ZM110 121H109V122H110ZM125 121L128 123L127 120H125ZM167 121H168V120H167ZM196 121L199 122V121H201V119H197ZM205 121H206V120H205ZM233 121H234V120H233ZM242 121H245V119L242 120ZM262 121L260 120V122H258V123H261ZM4 122H3V123H4ZM21 122H22V121H21ZM33 122H34V121H33ZM91 122H92V121H91ZM93 122H92V123H93ZM102 122H103V121H102ZM104 122H105V121H104ZM106 122H107V121H106ZM106 122H105V123H106ZM113 122H115L114 119H113ZM129 122H130V121H129ZM210 122H211V121H210ZM214 122H215V121H214ZM223 122H224V120H223ZM246 122H247V121H246ZM1 123H2V122H1ZM49 123H50V122H49ZM85 123H86V122H85ZM88 123H89V122H87L86 124H88ZM105 123H104V124H105ZM123 123H124V121H123ZM164 123H165V122H164ZM191 123H192V122H191ZM193 123H194V122H193ZM216 123H217V122H216ZM218 123H219V122H218ZM218 123H217V124H218ZM220 123H221V122H220ZM230 123H232V122H230ZM230 123L227 122L228 125H229ZM250 123H251V122H250ZM254 123H255V122H254ZM254 123H252V124H254ZM15 124H16V122H15ZM18 124H19V123H18ZM34 124H35V123H34ZM43 124H44V123H43ZM47 124H48V123H47ZM70 124H71V123H70ZM83 124H84V123H83ZM89 124H90V123H89ZM93 124H94V123H93ZM93 124H92V125H93ZM104 124H102V125H104ZM108 124H109V123L107 122V125H108ZM121 124H122V122H121ZM151 124H152V121H151ZM151 124H150V125H151ZM161 124H162V122H161ZM223 124H224V123H223ZM225 124H226V123H225ZM232 124H233V123H232ZM255 124H256V123H255ZM2 125H3V124H2ZM12 125H13V124H12ZM49 125H50V124H49ZM98 125H99V123H98ZM98 125L96 124L95 127L98 126ZM111 125H112V122H111ZM125 125H126V124H125ZM250 125H251V124H250ZM261 125H264V121H263V123H261L259 126L261 127ZM3 126H4V125H3ZM20 126H21V125H19V128H20ZM27 126H29V125H27ZM30 126H33V125H30ZM30 126H29V127H30ZM41 126H42V124H41ZM45 126H46V124H45ZM68 126H69V125H68ZM77 126H78V128H79L80 125H77ZM77 126H76V127H77ZM83 126H84V125H83ZM86 126H87V125H86ZM105 126H106V125H105ZM117 126L120 127V124H119V125L117 124ZM128 126H129V125H128ZM128 126H126V127H128ZM130 126H131V125H130ZM213 126H214V125H213ZM213 126H212V127H213ZM216 126H217V125H216ZM216 126H214V129H216ZM218 126H219V125H218ZM218 126H217V128H218ZM221 126H222V125H221ZM245 126H246V125H245ZM252 126H255V125H252ZM252 126H251V127H252ZM4 127H5V126H4ZM22 127H23V126H22ZM25 127H26V126H25ZM25 127H24V128H25ZM42 127H43V126H42ZM49 127H50V126H49ZM59 127H60V126H59ZM64 127H66V126L64 125ZM81 127H82V126H81ZM111 127H113V126H111ZM150 127H151V126H150ZM153 127L155 128V126H153ZM153 127H152V128H153ZM212 127H210V128H212ZM225 127H226V125H225ZM228 127H230V126H228ZM241 127H243V126H241ZM260 127H259V129H262V127H261V128H260ZM10 128L13 129V126L10 127ZM19 128H18V129H19ZM27 128H28V127H27ZM39 128H40V127H39ZM69 128H70V127H69ZM72 128H73V127H72ZM89 128H91V127H89ZM122 128H123V127H122ZM128 128H130V127H128ZM133 128H135V127H133ZM159 128H160V127H159ZM162 128H163V127H162ZM172 128H173V127H172ZM208 128H209V127H208ZM238 128H239V126H238ZM253 128H254V129H253ZM253 128H252V129L247 128V129L250 130V131L248 130L249 133L246 132L247 130L245 131L246 128L243 129V131H245L246 133L250 134V136H251L250 140L253 138V136L255 137V134H256V133L254 134V132H256L255 129H257L258 127H256V128L253 127ZM0 129H2V128L0 127ZM4 129H5V128H4ZM4 129H3V131H4ZM18 129H17V130H18ZM32 129H33V128H32ZM60 129H62V128H60ZM60 129H59V130H60ZM64 129H65V128H64ZM100 129H101V128H100ZM105 129H106V128H105ZM117 129H118V128H117ZM136 129H137V128H136ZM236 129H237V128H236ZM236 129H235V130H236ZM239 129H240V128H239ZM5 130H7V126H6V129H5ZM19 130H21V129H19ZM19 130H18V131H19ZM40 130H42V129H40ZM46 130H48V129L46 128ZM59 130H58V131H59ZM75 130H76V129H75ZM151 130H152V133H151V134H155V135H156V134H157V135L159 134V130H158L157 128H156V129H151ZM151 130H150V131H151ZM160 130H161V129H160ZM163 130H164V129H163ZM166 130H167V129H166ZM168 130H169V129H168ZM221 130H222V129H221ZM231 130H232V129H231ZM240 130H241V129H240ZM240 130H237V132L240 131ZM26 131H27V130H26ZM31 131H33V130H31ZM37 131H39V130H37ZM56 131H57V130H56ZM58 131H57V132H58ZM90 131H91V130H90ZM93 131H94V130H93ZM114 131H115V130H114ZM161 131H162V130H161ZM161 131H160V132H161ZM169 131H171V130H169ZM174 131H176V130H174ZM174 131H171V134H173L172 132H174ZM212 131H213V130H212ZM214 131H215V130H214ZM214 131H213V133H214ZM217 131L219 132V130H217ZM225 131H226V129L224 130V132H225ZM228 131L231 133V134L229 133L230 135H233L232 132H231L230 130H228ZM233 131H234V130H233ZM243 131L241 130L240 132L244 133ZM258 131H259V130H258ZM258 131H257V133H258ZM0 132H1V131H0ZM23 132H25V131H23ZM33 132L35 133V131H33ZM75 132H76V131H75ZM147 132H148V131H147ZM167 132H168V131H166V134H167ZM181 132H182V131H181ZM187 132H188V131H187ZM210 132H211V131H209V133H210ZM224 132L221 131V132H219V133H222V134H223ZM1 133H2V132H1ZM7 133L9 134L8 131H7ZM7 133L5 134L6 136H8ZM20 133H22V132H21V131H20V132H17L16 130H15V132L12 133V130H11V133L9 134V139L17 140L16 138L19 139V137H20V139L23 140V138H25V137L22 138L21 135H22L23 133H22V134H20ZM39 133H40V132H39ZM123 133H124V132H123ZM140 133H141V132H140ZM164 133H165V132H164ZM174 133L177 134V136H178V133H179V132H178V133L174 132ZM184 133H185V132H184ZM189 133H190V135H191V133H193V132H188V134H189ZM201 133H202V132H201ZM206 133H208V132H206ZM206 133H205V134H206ZM209 133H208V135H209ZM219 133H218V135H219ZM227 133H228V132H227ZM242 133H241V134H242ZM3 134H4V133H2V135H3ZM25 134H27V133L25 132ZM40 134L42 135L43 132L40 133ZM47 134H49L48 131H47L46 135H47ZM54 134H55V133H54ZM138 134H139V133H138ZM151 134H150V135H151ZM168 134H169V133H168ZM194 134H197V135H198V133H194ZM194 134H193V136H196V135H194ZM205 134H204V136L201 135V136H199V137L202 138V136H203V137H206V138L208 139V138H209L208 135L206 134L207 136H205ZM210 134H211V133H210ZM214 134H215V133H214ZM214 134H213V135H214ZM216 134H217V133H216ZM216 134H215V136H217ZM225 134H226V133H224V137H223V135H222V138H223V139L225 138L226 135H228V134H226V135H225ZM235 134H236V133H235ZM244 134H245V133H244ZM248 134H247V135H248ZM19 135H20V136H19ZM35 135H36V134H35ZM35 135H33L34 138H35ZM46 135H45V136H46ZM61 135H62V133H61ZM126 135H127V134H126ZM132 135H133V134H132ZM159 135H160V134H159ZM159 135H158L157 137H159ZM180 135H181V134H180ZM190 135H187V134L184 135V134H183L182 137H185V136H186V138H187V139L189 138L188 140L190 141L191 139H193V138H191ZM258 135L260 136V132H259ZM258 135L256 134V138H257ZM17 136H19V137H17ZM36 136H38V134H37ZM45 136H43V137H45ZM47 136H48V135H47ZM78 136H79V135H78ZM122 136H123V135H122ZM148 136H149V135H148ZM220 136H221V135H220ZM228 136H229V135H228ZM236 136L238 137V135H236ZM236 136H234V138H235ZM250 136L248 135V139H249ZM27 137H28V136H27ZM38 137H39V136H38ZM48 137H50V135H49ZM64 137H65V136H64ZM134 137H135V136H134ZM137 137H138V136H137ZM149 137H150V136H149ZM152 137H154V135H153ZM152 137H150V138H152ZM163 137H164V136H163ZM163 137H162V138H163ZM231 137H232V136H231ZM231 137H229V138H231ZM243 137H244V136H243ZM260 137H261V136H260ZM30 138H31V136H30ZM30 138H29V139H30ZM54 138H55V137H54ZM56 138H57V137H56ZM66 138H67V137H66ZM71 138H72V137H71ZM140 138H141V137H140ZM140 138H139V139H140ZM155 138H156V137H155ZM174 138H175V137H174ZM190 138H191V139H190ZM196 138H197V136H196ZM206 138H205V140H207ZM1 139H2V138H1ZM26 139H27V138H26ZM29 139H27L29 142H30V140H31V142L34 143V142H33V141H34V140H33V137H32V139H30V140H29ZM41 139H42V138H41ZM137 139H138V138H137ZM145 139H147V138L145 137ZM163 139H164V138H163ZM163 139H161V141L158 142V143H159L158 146L161 145V144H160L161 142H162V145H164L163 143H165V142L167 141V140H166L165 142H163V141H164ZM165 139H168V137L165 138ZM179 139H180V138H179ZM187 139H186V140H187ZM198 139H199V138H198ZM203 139H204V138H203ZM227 139H228V138H227ZM232 139H233V138H232ZM240 139H241V138H240ZM244 139H245V138H242L241 140H242V141H245ZM248 139H246V142H248V141L250 142V140H248ZM259 139H260V138H259ZM262 139H264V136H263ZM7 140H8V139H7ZM12 140H10V141H12ZM27 140H26V141H27ZM35 140H37V139H35ZM42 140L47 141V140H45V139H42ZM53 140H54V139H53ZM55 140H57V139H55ZM55 140H54V141H55ZM74 140H75V139H74ZM133 140H134V139H133ZM149 140H150V139H149ZM210 140H211V139H210ZM210 140H209V141H210ZM247 140H248V141H247ZM252 140H253V139H252ZM252 140H251V143H252ZM260 140H261V139H260ZM260 140H259V141H260ZM24 141H25V140H24ZM24 141H23V142H24ZM44 141H43V143H44ZM77 141H78V140H77ZM108 141H109V140H108ZM121 141H122V140H121ZM136 141H137V140H136ZM139 141H140V140H139ZM168 141H170V139H168ZM184 141H185V140H184ZM199 141L201 142L200 139H199ZM212 141H213V138H212L211 142H212ZM218 141H219V139H218ZM222 141H223V140H222ZM225 141H226V139L224 140V142H225ZM239 141H240V140H238V143H239ZM255 141H256V142L258 143V145L260 146L258 140H255ZM263 141H264V140H263ZM263 141H262V143H263ZM18 142H19V141H18ZM20 142H21V141H20ZM36 142H39V141H35V143H36ZM55 142H56V141H55ZM69 142H71V141H69ZM69 142H68V143H69ZM106 142H107V141H106ZM123 142H124V141H123ZM142 142H143V140H142ZM178 142H179V141H178ZM186 142H187V141H186ZM196 142H197V141H196ZM204 142H205V141H204ZM204 142H203V143H204ZM246 142H245V143H246ZM253 142H254V141H253ZM260 142H261V141H260ZM5 143H6V142H5ZM10 143H11V142H10ZM12 143H13V142H12ZM21 143H22V142H21ZM26 143H28V142H26ZM58 143H59V142H58ZM62 143H64V142H62ZM85 143H86V142H85ZM132 143H134V142H132ZM132 143L129 142V145H130V146H127L128 143H126V146L129 147V150H130V147L132 148V147L134 146ZM144 143H145V142H144ZM167 143H168V142H167ZM170 143H171V142H170ZM173 143L175 144V142H173ZM180 143H181V140H180ZM193 143H194V142H193ZM203 143H202V144H203ZM205 143H206V142H205ZM205 143H204V144H205ZM212 143H213V142H212ZM215 143H216V142H215ZM217 143H219V142H217ZM217 143H216V144H217ZM226 143H227V142H226ZM257 143H254V144H255V145H254L255 147H256ZM262 143H261V144H262ZM6 144H7V143H6ZM22 144L24 145V143H22ZM49 144H50V143H49ZM81 144H82V143H81ZM87 144H88V143H87ZM134 144H135V143H134ZM140 144H142V143H140ZM171 144H172V143H171ZM171 144H170V145H171ZM184 144H185V143H184ZM197 144H198V143H197ZM202 144L200 145V147H201V148H202V147L204 148V145H202ZM213 144H214V143H213ZM246 144H247V143H246ZM8 145H9V144H8ZM13 145H14V144H13ZM19 145H20V144H19ZM23 145H22V148H23ZM40 145H41V143H40ZM60 145H61V144H60ZM62 145H63V144H62ZM75 145H76V144H75ZM77 145H78V144H77ZM113 145H114V144H113ZM135 145H136V144H135ZM149 145H150V144H149ZM149 145H148V146H149ZM162 145H161V146H162ZM177 145H178V144H177ZM177 145H176V146H177ZM206 145H208V144H206ZM206 145H205V146H206ZM211 145H212V144H211ZM211 145H210V146H211ZM220 145H221V144H220ZM247 145H249V143H248ZM251 145H252V144H251ZM258 145H257V147H258ZM2 146H4V145H2ZM9 146H10V145H9ZM43 146H44V145H43ZM70 146H71V145H70ZM78 146H79V145H78ZM85 146H87V145H85ZM91 146H92V145H91ZM106 146H107V145H106ZM126 146H124V144H123V146H122L121 143H120V141H119L118 143H116V144L114 145V147H115L114 149H115V150H113V151L116 152V151H119V150H123V148L126 147ZM174 146H175V145L172 146V147H173V148H171L172 150L175 149V148H177V147L174 148ZM197 146H198V145H196V147H197ZM208 146H209V145H208ZM210 146H209V147H210ZM214 146H215V144L212 145L211 148L208 147V149H211V150H212V148H213ZM217 146H219V144H218ZM221 146H225V144H224V145H221ZM221 146H219V147H221ZM243 146H245V144H244ZM249 146H250V145H249ZM249 146H248V147H249ZM252 146H253V145H252ZM252 146H251V148H252ZM254 146H253V147H254ZM262 146H263V145H262ZM45 147L48 148V146H44V148H45ZM50 147H51V146H50ZM75 147H77V146H75ZM89 147H90V146L88 145V148H89ZM107 147H108V146H107ZM109 147H110V146H109ZM112 147H113V146L111 145V148H112ZM151 147H152V146L150 145V148H151ZM200 147H199V148H200ZM206 147H207V146H206ZM206 147H205V148H206ZM219 147H216L215 153L217 152V148H219ZM0 148H1V147H0ZM35 148H36V147H35ZM39 148H40V147H39ZM73 148H74V147H73ZM73 148H72V150H73ZM84 148L87 149L86 147H84ZM142 148H143L142 150L144 151L145 147H142ZM146 148H147V147H146ZM157 148H158V147H157ZM157 148H156V151H157ZM164 148H165V147H164ZM164 148H163V149H164ZM180 148H181V147H180ZM201 148H200V150H199V149H198V150L201 151V150H202ZM205 148H204V149H205ZM225 148H226V146H225ZM243 148H244V147H243ZM8 149H9V148H8ZM12 149H13V148L11 147V150H12ZM53 149H55V147H54ZM56 149H57V150H58V149L60 150V148H57V147H56ZM64 149H66V148H64ZM78 149H79V148H78ZM90 149H91V147H90ZM94 149H95V148H94ZM94 149H93V147H92L91 151L94 152V151H93ZM99 149H100V148H99ZM112 149H113V148H112ZM134 149L136 150V148H134ZM134 149H133V150H134ZM182 149H183V148H182ZM193 149L195 150L196 148H193ZM193 149H192V150H193ZM206 149H207V148H206ZM206 149H205L204 151H207ZM241 149H242V148H241ZM241 149H240V146H239L238 149L236 148V151H235V152H237V154H240L241 151H243V150H241ZM244 149H245V148H244ZM247 149H248V148H247ZM252 149H254V148H252ZM256 149H257V150H256V152H257V151L260 149V147H259V149H258V148H256ZM13 150H14V149H13ZM27 150H28V149H27ZM36 150H37V148H36ZM101 150H102V149H101ZM129 150H128V148H127V151H129ZM135 150H134V151H135ZM153 150H154V149H153ZM177 150H178V149H176V151H174V150H173V151L176 152V154L178 155L179 152H178ZM192 150H191V151H192ZM194 150H193V152H194ZM211 150H210V152H211ZM245 150H246V149H245ZM22 151H23V150H22ZM37 151H38V150H37ZM39 151H41V150H39ZM45 151H46V150H45ZM70 151H71V150H70ZM73 151H74V150H73ZM79 151L81 152V150H79ZM87 151H90V150L88 149ZM95 151H96V150H95ZM134 151H133V153H134ZM138 151H139V150H138ZM148 151H149V150H148ZM156 151H155V152H156ZM160 151L162 152V154H160V155H162V156H159V158H161V157L163 158V155L165 154V153L163 154V151H164V150H162V148H158V152H160ZM173 151H172V152H173ZM179 151H180V149H179ZM196 151H197V150H196ZM199 151H197V152H199ZM204 151L200 152L199 155H201V153H203L202 156L205 157V156H204V155H205V154H204ZM213 151H214V150H212V152H213ZM223 151H224V150H223ZM228 151H229V148H228V150H227V153H226V152H217V153H218V155H219V153H220L219 156L221 157V154H222V153H226V155H227V154H228ZM247 151H249V149H248ZM247 151H246V152H247ZM250 151H251V150H250ZM261 151L263 152L264 149L262 148ZM1 152H2V151H1ZM20 152H21V151H20ZM26 152H27V151H26ZM26 152H25V153H26ZM32 152H33V151H32ZM35 152H36V151H35ZM60 152H61V151H60ZM77 152H78V151H77ZM80 152H79V153H80ZM119 152H120V151H119ZM121 152L126 153L125 151H121ZM149 152H150V151H149ZM151 152H153V151H151ZM155 152H154V153H155ZM158 152H157V154L159 155ZM164 152H165V151H164ZM174 152H173V153H174ZM177 152H178V153H177ZM183 152H184V150H183ZM183 152H182V153H183ZM189 152H190V151H189ZM193 152H190V153H192V154L194 155ZM210 152H209V153H210ZM212 152H211L210 154H212ZM243 152H244V151H243ZM254 152H255V151H254ZM13 153H15V152L13 151ZM23 153H24V152H23ZM51 153H53V152H51ZM65 153H66V152H65ZM68 153H70V152L68 151ZM72 153H73V152H72ZM89 153H90V152H89ZM94 153H95V152H94ZM100 153H101V152H100ZM100 153L98 152V154H97V153L95 154L96 157H98V160H99V161L101 160V158H102V159L107 158V157L104 155V154H105L104 152H103V153H104L103 155L100 154ZM147 153H148V152H147ZM184 153H185V152H184ZM184 153H183V154H184ZM207 153H208V152H207ZM207 153H206V154H207ZM217 153H216V154H217ZM250 153H252V152H250ZM260 153H261V152H260ZM11 154H12V152H11ZM15 154H16V153H15ZM17 154H18V153H17ZM21 154H22V153H21ZM60 154H61V153H60ZM75 154H76V153H75ZM111 154H112V153H111ZM114 154H115V153H114ZM126 154H127V153H126ZM128 154H129V153H128ZM151 154H152V153H151ZM155 154H156V153H155ZM188 154H189V153H188ZM210 154H209V155H210ZM257 154H259V153H257ZM261 154H262V153H261ZM261 154H260V155H261ZM263 154H264V152H263ZM8 155H9V154H8ZM8 155H7V156H8ZM12 155H13V154H12ZM58 155H59V152H58ZM61 155H62V154H61ZM64 155H65V154H64ZM88 155H89V154H88ZM124 155H125V154H124ZM130 155H131V154H130ZM145 155H146V153H145ZM145 155H144V157H145ZM148 155H149V154H148ZM148 155H147V156H148ZM158 155H156V156H158ZM180 155H182V154H180ZM193 155H192V156H193ZM197 155H198V153H197ZM197 155H196V156H197ZM207 155H208V154H207ZM212 155H213V157L217 156V155L214 154V152H213ZM214 155H215V156H214ZM222 155H223L222 157H224L223 159H224V161H225V159H226L227 157H226V155L224 156V154H222ZM252 155H253V153H252ZM29 156H30V155H29ZM29 156H27V158H28ZM107 156H108V155H107ZM109 156H110V155H109ZM109 156H108V158H110ZM113 156H114V155H113ZM141 156H143V154H142ZM156 156H155V157H156ZM172 156H173V155H172ZM175 156H176V155H175ZM210 156H211V155H210ZM234 156H236V155H234ZM237 156H242V155H237ZM237 156H236V158H237ZM247 156H248V155H247ZM249 156H250V155H249ZM255 156H256V154H254L253 157H255ZM9 157H12V156H9ZM13 157H14V156H13ZM22 157H23V156H22ZM67 157H68V156H67ZM92 157H93V156H92ZM94 157H95V156H94ZM94 157H93V160H94ZM126 157H128V156H126ZM136 157H137V155H136ZM139 157H140V156H139ZM176 157H178V156H176ZM187 157H188V156H187ZM187 157H186V158H187ZM189 157H191V156H189ZM203 157H202V158H203ZM207 157H208V156H207ZM213 157H212V158H213ZM225 157H226V158H225ZM245 157H246V155H245ZM251 157H252V156H251ZM18 158H19V156H18ZM18 158H17V159H18ZM36 158H37V157H36ZM36 158H34V159H36ZM43 158H44V157H43ZM59 158H60V157H59ZM70 158H71V157H70ZM86 158H87V157H86ZM99 158H100V159H99ZM116 158H117V157H116ZM130 158H131V157H130ZM146 158H147V157H146ZM173 158H174V157H173ZM184 158H185V157H184V155H183V159H184ZM186 158H185V160H188V158H187V159H186ZM193 158H194V156H193ZM193 158H192V159H193ZM208 158H209V157H208ZM228 158H230V152H229V157H228ZM228 158H227V159H228ZM248 158H249V157H248ZM256 158H257V161H255V160H254V161H252V160L249 161V160H248V161H246V162H243L242 165H241V167H246V168H247V169H246L247 171L250 170V167H253V170H254V171L257 170L256 168H258V169L260 170V167H261V164H262V163H261V162L259 163L258 160L261 161V160H263V159L260 160V159H258L259 157H256ZM256 158H255V159H256ZM262 158H264V155L262 156ZM25 159H26V158H25ZM64 159H65V158H64ZM64 159H63V160H64ZM66 159H67V158H66ZM89 159H91V158H90V155H89ZM138 159H139V158H137L136 160H138ZM154 159H155V158H154ZM157 159H158V157H157ZM245 159H247V158H245ZM253 159H254V158H253ZM32 160H33V158H32ZM42 160H43V159H42ZM53 160H55V159H53ZM67 160H68V159H67ZM78 160H79V159H78ZM91 160H92V159H91ZM96 160H97V158H96ZM107 160H108V159H107ZM107 160H105V161H106V162H111V161H109V160L107 161ZM128 160H129V159H128ZM130 160H131V159H130ZM139 160H140V159H139ZM141 160H142V159H141ZM146 160H147V159H146ZM155 160H156V159H155ZM165 160H166V159H165ZM174 160H176V159H174ZM177 160H178V159H177ZM234 160H235V159H234ZM238 160L242 161V160H244V158H241V159H238ZM33 161H34V160H33ZM33 161H32V162H33ZM40 161H41V160H40ZM69 161H70V160H69ZM69 161H68V162H69ZM74 161H75V160H74ZM85 161H86V160H85ZM99 161H98V162H99ZM124 161H125V160H124ZM142 161H143V160H142ZM181 161H182V163H185V162H183L184 160H181ZM220 161L222 162V160H220ZM226 161H228V160H226ZM226 161H225V162H226ZM240 161H239V162H240ZM244 161H245V160H244ZM5 162H6V160H5ZM5 162H4V163H5ZM36 162H37V161H36ZM106 162L102 161L103 165H104V163L107 165L108 163H106ZM133 162H134V161H133ZM133 162H132V163H133ZM140 162H141V161H140ZM146 162H147V161H146ZM170 162H171V161H170ZM174 162H175V161H174ZM189 162H190V160H189ZM189 162H188V163H189ZM218 162H219V161H218ZM221 162H220V163H221ZM234 162H235V161H234ZM234 162H233V163H234ZM4 163H3V164H4ZM23 163H24V162H23ZM41 163H42V161H41ZM75 163H76V164L73 163L71 166H72V167H75V169H76V167L78 168V166H79V162H75ZM87 163H88V162H87ZM89 163H91V162H89ZM102 163H101V164H102ZM111 163H112V162H111ZM124 163H125V162H124ZM124 163H123V164H124ZM162 163H164V160H163ZM171 163H172V162H171ZM175 163H176V162H175ZM182 163H181V164H182ZM220 163H218V164H220ZM230 163H231V162H230ZM38 164H40V163H38ZM49 164H50V162H49ZM65 164H66V163H65ZM70 164H71V163H70ZM101 164H100V165H101ZM138 164H139V163H138ZM181 164H180L179 168L181 167ZM238 164H239V163H238ZM238 164L236 163V165H235V164L229 165V164L224 163V166H223L224 168L221 167V165H220L221 169H220V167H218V168H219L220 170H222V169L225 170V171H223V173L221 172V174H224V172L227 171L226 174H227V177H228V178L226 177V178H224V179L222 178V179H223V180H225V179H229V178H230V177H229L230 175L238 173V169L240 168V167H239L240 164H239V165H238ZM263 164H264V163H263ZM25 165H27V164H25ZM25 165H24V166H25ZM33 165H34V164H33ZM35 165H36V164H35ZM47 165H48V164H47ZM66 165H67V164H66ZM68 165H69V163H68ZM68 165H67V166H68ZM82 165H83V164H82V162H81V165H80V166L82 167ZM108 165H109V164H108ZM111 165H112V164H111ZM124 165H125V164H124ZM148 165H149V164H148ZM178 165H179V164H178ZM185 165H186V164H185ZM185 165H184V167H185ZM222 165H223V164H222ZM0 166H1V164H0ZM2 166H3V165H2ZM2 166H1V167H2ZM18 166H19V165H18ZM21 166H22V165H21ZM104 166H105V165H104ZM104 166H103V168H105ZM119 166H120V165H119ZM146 166H147V165H146ZM146 166H145V167H146ZM209 166H210V165H208V166L206 165V167H208V168H209ZM216 166H217V165H216ZM216 166H212V167H215V168L217 169ZM262 166H264V165H262ZM8 167H9V166H8ZM11 167H12V165H11ZM22 167H23V166H22ZM36 167H37V166H36ZM39 167H40V165H39ZM39 167H38V168H39ZM81 167H79V168L81 169ZM83 167H84V166H83ZM106 167H107V166H106ZM108 167H110V166H108ZM108 167H107L106 169H103V168H102L103 170H101V169L99 168L100 171H101V173L99 172V174H100L101 176H104V175L102 174V171H104V170H105V171L108 170ZM113 167H114V166H112L111 168L113 169ZM145 167H144V168H145ZM151 167H152V166H151ZM151 167H150V168H151ZM182 167H183V166H182ZM206 167H205V168H206ZM210 167H211V166H210ZM4 168H5V167H4ZM26 168H27V166H26ZM26 168H25V169H26ZM52 168H53V167H52ZM68 168H69V166H68ZM115 168H116V166H115ZM154 168H155V167H154ZM173 168H174V167H173ZM248 168H249V169H248ZM8 169H9V168H8ZM10 169H11V168H10ZM23 169H24V168H23ZM39 169H40V168H39ZM39 169H38V170H39ZM43 169H44V168H43ZM80 169H79V170H80ZM120 169H121V168H120ZM148 169H149V168H148ZM155 169H156V168H155ZM209 169H212V168H209ZM241 169H244V168H241ZM19 170H21V169H19ZM26 170H28V169H26ZM41 170H42V167H41L40 171H41ZM47 170H48V169H47ZM81 170H82V169H81ZM86 170H87V169H86ZM116 170H117V169H116ZM123 170H124V169H123ZM176 170L178 171V169H176ZM213 170H215V169H213ZM246 170H244V171H246ZM251 170H252V168H251ZM251 170H250V171H251ZM262 170H263V169H262ZM33 171H34V170H33ZM48 171L51 172V170H48ZM48 171H47V173H48ZM72 171H73V170H72ZM82 171H83V170H82ZM91 171H94L96 174H98L97 172H98L99 170H98V171L96 170L97 172H96L95 170H91ZM91 171H90V170H89V172L86 171V172H88V173H87L88 175L84 173L85 175L88 176V179H91V177L93 176V175H92L91 177H89V174L91 175ZM112 171H113V170H112ZM119 171H121V170H119ZM147 171L150 172L151 170H150V171L147 170ZM153 171H154V170H153ZM172 171H173V170H172ZM239 171H240V169H239ZM241 171H242V170H241ZM241 171H240V172H241ZM244 171L241 172V173H244V174H245L246 172H244ZM263 171H264V170H263ZM0 172H1V171H0ZM20 172H21V171H20ZM20 172L17 173V174H20ZM27 172H28V171H27ZM53 172H54V171H52V174H53ZM65 172H66V171H65ZM68 172H69V170H68ZM110 172H111V171H110ZM113 172H114V171H113ZM240 172H239V174H240ZM251 172L254 174L253 171H251ZM251 172H250V173H251ZM25 173H26V171H25ZM36 173H37V172H36ZM41 173H43V177H41L42 175H41V176L38 175V180H39V177H41V179L43 178V179H44V180L42 179V180H43V183L45 182V178L48 179V177H49V179H50V177L52 176V175H50V173H48L49 175H48L47 173H44V172H41ZM82 173H83V172H82ZM104 173H105V172H104ZM106 173L108 174L109 172L106 171ZM118 173L120 174V172H118ZM154 173H155V174H156V173L158 174L159 172H156V170H155ZM170 173H171V172H170ZM231 173H232V174H231ZM247 173H249V172H247ZM256 173H257V178H256V177L253 178L252 175H244V174H240V176H242V175H243V176H246V177H244V179H241L242 177L240 178V183H238L239 181H238V182L235 181V180H237V176H236V175H233L234 177H233V178H230V180H231V179H234L235 183L233 184V181H231L232 183L230 184V183H229L230 180H228V184H227V183L225 184V185H227V187L223 185L224 183L222 184V183H220V182L218 181V180H219L218 178H220V176H217L216 178H214V180H215V179H216V180L218 179L217 181H218L221 185L224 186V189H223V186H222V190H221V191L219 190V189H221V187H220V188L218 187L219 189H214L215 187L217 188V186H216V185L214 186V185L212 184V182H207V184H208V183H211L212 185H211V184H208V185L206 184L207 186H210L211 188H210V187H206V186L203 187V185H201V188L199 187L201 190L204 189V188H205V189L210 188V189H207V192L205 191V189H204V192H202V191L199 190V191L203 194V196H202V197L199 196V199L201 198V200H200V203H198V207L194 208V207H195V204H197V201H199V199L196 200V203L192 202V205H193V203H194V207H189V206L191 205V203H190V201H187V202H188V205H187V206H188L190 209H191V208H194L195 210L198 209V210H197V213H191L190 210H188V208H183V207H181V205H182V204H185V203H181L180 200H179V202H180L181 204L178 202V203L180 204V207L178 206V204H176V203H174V202H173V203H174L173 205L170 204V203H169L168 205H166V206H167L166 208H165V207H156V206L158 205L157 203L159 202L158 200L162 199V201H163L164 199L167 198L166 194H165L163 191H161V190L159 191V190H158L159 188L157 189V188H155V186H154V188L157 189L158 191H155V190L152 191L153 188H151V192H150V189H149V187H151V186H149L150 184L148 185V186H149V187H148V186L146 185L147 183H145L146 181H145L144 183H142V186H141V187L147 186V187H148V190H149V192H150V193L148 194V192H147L146 190H144V191L147 192V195H148V197H146V198L151 197V198H154V199H156V200L158 201L157 203H156V202H155V203H152V204L150 203L151 207H149V209H152V211H153V213H152V212L149 213V214H151V215H147V214H146L147 216H146V215L139 216L140 213H139L138 215H135L136 213H135V214H132V212H131V215L129 214L130 217H129L127 220H125V219L123 218V217H125V216H124V214H122V212H124V209H125L124 206H125V203H126V202H125L124 200H126V199L128 198V196L130 195L129 193H128L129 195H128L126 198H122V200H123V199H124V200H123V202H121L120 205H119L120 209L110 210V212L107 213V214H108L111 218H113V219H120V220L122 219V221H123V219H124L125 221H128L127 223H129V224L131 225V226H130V232H132L131 227H134V228H135V227H138V228H142V229H144V232H145V233H144L143 235L141 234L140 237H137V239H136L137 242H136V243L134 242V244H136V245H134L133 243H131V242L128 241V240L130 239L129 237H132L133 235L137 234V233H135V230H134V232H132L133 235H130L128 238H126V241H125V244H127V245L125 246L126 248H125V249L123 248V251L121 250V251H122V255H121V256L124 257V258H123V259H124V262H125V261L127 262V261H129V260H130V261H133V260H134L133 258L136 257V256L133 257V256L135 255V252H134V251H136L137 249H140V250H145V249H146L144 252H142V253H140V254L138 255V256H139V259H141V260H144L145 258H147V257H145V256H146V254H149V253H148V250L150 251V250H153V249H159V251H161V253H162V254H160V257H161L162 259H164L166 263H170V264H188V263L194 261L195 264H196V263H197V264H214V261H213L214 258H213V259H210L209 257H207V256L205 255V254L209 253V251L213 252L214 250H213V251H212V250H209V251H207V253H205V252H203V251H204V249H206V248H210V247L214 244V243H212V245H210V246L207 245V246H208V247H207L205 243L208 242V244H209V240H210L211 238H216V239H217V238H219L221 235H224V236L226 237V239H227V240L225 239L226 242H224V241H222V240H224V239L222 238L221 241L224 242V243H222V246H223V244L225 245V243H227V241H228V244H227L228 246H226V247H225V246H224V247H221V244H220L221 241H220V243H219L220 245H219L218 248H224V249H222L221 251H222L226 256H228L227 254H230L229 256L233 257L234 252H235L234 250L236 249V247L241 248V246H243L242 248H245V247L247 246V248H248V247H250V246H248V245H251V243L253 244V242L255 243V240H258V242H260L261 245H264V234H263V231H262V233H261V231H260L261 235H259L258 233L254 232V230H253L252 232H251V231H248L251 227L248 228V230H247V229L245 230V228H244L245 226L243 227V228H244V229H243L241 226L236 225V222H240V221H241V224H242V223H244L243 221H247V220H248V221H249V220H250V221H251V220H252V221L255 220L256 222H257V221L259 222V220L264 219V206L261 204V202H262V201L264 202V200H261V202H260V199H261L262 197H264V180H262L263 178L261 179V177L258 176V172H256ZM256 173H255L254 176H256ZM259 173L261 174L262 171L259 172ZM263 173H264V172H263ZM2 174H4V173H2ZM28 174H30V173H28ZM38 174H39V173H38ZM44 174H45V176H46V174H47L48 176H46V177L44 178ZM92 174H94V173H92ZM96 174H94V177H93V178H95V175H96ZM115 174H117V173H115ZM121 174H122V173H121ZM172 174H173V173H172ZM174 174H175V173H174ZM221 174H220V175H221ZM226 174H224V175H226ZM239 174H238V175H239ZM10 175H11V174H10ZM10 175H9V176H10ZM12 175H13V174H12ZM25 175H27V174H25ZM34 175H35V174H34ZM34 175H32V176H33V178L35 179L36 175H35V177H34ZM108 175H109V174H108ZM122 175H123V174H122ZM161 175H162V174H161ZM161 175H159V176L161 177V179H163L164 177L161 176ZM169 175H170V174H169ZM175 175H177V174H175ZM5 176H6V175H5ZM9 176H8V177H9ZM32 176H31V177H32ZM65 176H66V175H65ZM235 176H236V178H235ZM0 177H1V176H0ZM11 177H12V176H11ZM15 177H16V176H15ZM15 177H13V178H15ZM20 177H21V175H20ZM73 177H74V176H72V179H71L70 181L73 180ZM97 177H99V175H97ZM117 177H118V176H117ZM123 177H124V176H123ZM169 177H170V176H169ZM171 177H172V176H171ZM222 177H224V176H222ZM258 177H259L260 179H259ZM262 177H263V176H262ZM52 178H53V180H54V177H51V179H52ZM58 178H59V175H58ZM80 178H81V176H80ZM84 178H85V177H84ZM84 178H83V179H84ZM143 178H145V177H143ZM156 178H157V177H156ZM1 179H2V178H1ZM25 179H28V178H25ZM49 179H48V180H49ZM51 179H50V180H51ZM66 179H67V178H66ZM98 179H99V178H98ZM100 179H102V178H100ZM104 179H105V178H104ZM123 179H124V178H123ZM132 179H133V178H132ZM145 179H146V178H145ZM169 179H170V178H169ZM220 179H221V178H220ZM222 179H221V180H222ZM2 180H3V179H2ZM11 180H12V179H11ZM35 180H36V179H35ZM50 180H49V182H50ZM55 180H56V178H55ZM58 180H60V179H58ZM95 180H97V178H96ZM126 180H127V179H126ZM128 180H129V179H128ZM136 180H137V179H136ZM146 180H147V179H146ZM167 180H168V179H167ZM171 180H172V179H171ZM5 181H6V180H5ZM20 181H21V180H20ZM31 181H32V179H31ZM31 181H30V182H31ZM51 181H52V180H51ZM60 181H61V180H60ZM68 181H69V180H68ZM70 181H69V182H70ZM76 181H77V180H76ZM97 181H100V180H97ZM123 181H124V180H123ZM129 181H130V180H129ZM133 181H134V180H133ZM141 181H144V180H141ZM168 181L171 182L170 180H168ZM168 181H167V182H168ZM212 181H213V180H212ZM14 182H15V181H14ZM22 182H23V181H21V183H22ZM24 182H25V181H24ZM24 182L21 184V186L24 184V187H25L26 185H25ZM30 182H29V183H30ZM36 182H37V180H36ZM53 182H54V181H53ZM73 182H74V181H73ZM78 182H79V181H78ZM109 182H110V181H109ZM126 182H127V181H126ZM167 182H166V183H167ZM222 182H223V181H222ZM226 182H227V180H226ZM9 183H10V182H9ZM27 183H28V182H27ZM33 183H34V182H33ZM39 183H40V182H38V185H39ZM43 183H42V184H43ZM46 183H47V180H46ZM55 183H56V181H55ZM67 183H68V182H66L65 184H67ZM71 183H72V182H71ZM82 183H83V182H82ZM107 183H108V182H107ZM107 183H106V184H107ZM113 183H114V185H115L116 181L113 182ZM121 183H122V182H121ZM130 183H131V182H130ZM161 183H162V182H161ZM164 183H165V182H164ZM166 183H165V186H166ZM172 183H173V182H172ZM215 183H216V181H215ZM219 183H217V184H219ZM237 183H238V185H240L241 188L243 189V192H242V189L240 188L242 193H241V192L238 193L239 189H238V190L236 189V185H237ZM1 184H2V183H1ZM1 184H0V185H1ZM10 184H11V183H10ZM18 184H19V183H18ZM40 184H41V183H40ZM60 184H61V183H60ZM77 184H78V183H77ZM94 184H95V183H94ZM125 184H126V183H125ZM128 184H129V182H128ZM128 184H127V185H128ZM132 184H133V183H132ZM174 184H175V183H174ZM36 185H37V184H36ZM51 185H53V184H51ZM68 185H69V183H68ZM82 185H84V184H82ZM107 185H108V184H107ZM111 185H112V183H111ZM111 185H110V186H111ZM130 185H131V184H129V186H130ZM133 185H135V183H134ZM155 185H156V184H155ZM161 185H162V184H161ZM1 186H2V185H1ZM1 186H0V187H1ZM17 186H18V185H17ZM27 186L30 187V184H29V185L27 184ZM31 186H32V183H31ZM33 186H34V184H33ZM33 186H32V187H33ZM39 186H40V185H39ZM123 186H124V185H123ZM213 186H214V188H213ZM240 186H239V187H240ZM7 187H8V186H7ZM35 187H36V186H34V188H35ZM37 187H38V186H37ZM44 187H45V186H44ZM54 187H55V188H58L57 185L54 186ZM64 187H65V186H64ZM74 187H75V186H74ZM86 187H87V186H86ZM132 187H133V186H132ZM156 187H157V186H156ZM176 187H177V186H176ZM202 187H203V188H202ZM225 187H226V188H225ZM2 188H3V187H2ZM17 188H18V187H17ZM17 188H16V189H17ZM20 188H21V187H20ZM22 188H23V187H22ZM22 188H21V189H22ZM27 188H28V187H27ZM30 188H31V187H30ZM30 188H28V190H27L28 196H29V192H28V191H29V190H32V189H30ZM34 188H33V190H34ZM49 188H50V187H49ZM106 188H107V187H106ZM111 188H113V187L111 186ZM121 188H122V187H121ZM145 188H146V187H145ZM188 188H189V187H188ZM191 188H192V187H191ZM212 188H213L214 190H219V192L214 191ZM237 188H238V187H237ZM35 189H36V188H35ZM38 189L40 190L39 187H38ZM38 189H36V190H37V192H40V195L44 193L43 191H42L43 193H41V191H39ZM44 189L46 190V188H44ZM52 189H53V188H52ZM52 189H51L50 191H52ZM67 189H68V188H67ZM67 189H66V190H67ZM88 189H89V188H88ZM118 189L121 190L120 187H119V185H118ZM140 189H141V188H140ZM140 189H139V190H140ZM143 189H144V188H143ZM160 189H162V186H161ZM173 189H174V188H173ZM186 189H187V187H186ZM193 189H194V188H192V190H193ZM1 190H2V189H1ZM4 190H5V189H4ZM14 190H15V189H14ZM36 190H35V191H36ZM41 190H43V189H41ZM47 190H49V189H47ZM47 190H46V191H47ZM53 190H56V189H53ZM58 190H59V189H58ZM64 190H65V189H64ZM132 190H133V189H132ZM141 190H142V189H141ZM141 190L138 191V192L141 193ZM188 190H190V189H188ZM192 190H191V191H192ZM236 190H237V192H236ZM2 191H3V190H2ZM6 191H7V188H6ZM8 191H9V189H8ZM16 191H17V190H16ZM67 191H68V190H67ZM74 191H75V190H73V192H74ZM115 191H116V190L114 189V192H115ZM127 191H128V190H127ZM169 191H170V190H169ZM172 191H173V190H172ZM175 191H177V190H175ZM185 191H186V190H185ZM195 191H196V190H195ZM0 192H1V191H0ZM37 192H36V193H37ZM54 192H55V191H54ZM57 192H58V191H57ZM69 192H72V191L69 190ZM114 192H113V193H114ZM142 192H143V191H142ZM170 192H171V191H170ZM196 192H198V190H197ZM196 192H195V193H196ZM200 192H198V193H200ZM21 193H22V192H21ZM34 193H35V192H34ZM34 193H33V194H34ZM45 193H46V192H45ZM50 193H51V192H50ZM60 193L62 194V191H60ZM66 193H67V192H66ZM66 193H65V194H66ZM75 193H76V192H75ZM84 193H85V192H84ZM101 193H102V192H101ZM168 193H169V192H168ZM171 193H172V192H171ZM179 193H180V192H179ZM190 193H191V192H190ZM190 193H189V194H190ZM201 193H200V194H201ZM204 193H205V194H204ZM7 194H8V193H7ZM33 194H32V195H33ZM55 194H56V195L58 194V196H59V192H58V193H54V195H55ZM68 194H69V193H68ZM68 194H66V195H68ZM78 194H79V193H78ZM80 194H81V195H79V197H78L80 200L83 199V198H85V197H87V194H86V193H85L86 195H85V194H82V193H80ZM97 194H100V193L98 192ZM116 194H117V193H116ZM131 194H132V192H131ZM177 194H178V192H177ZM187 194H188V193H187ZM2 195H3V193H2ZM21 195H22V194H21ZM32 195H31V198H32ZM38 195H39V193H38ZM46 195H47V194H46ZM48 195L50 196L49 193H48ZM52 195H53V194H52ZM72 195H73V194H72ZM75 195H76V194H75ZM75 195H73V196H75ZM132 195H133V194H132ZM137 195H138V194H137ZM147 195H146V196H147ZM179 195H180V194H179ZM198 195H199V194H198ZM250 195H255V198L258 197V198H260V199H257V198H256V199H255V198H249ZM4 196H5V195H4ZM88 196H89V195H88ZM103 196H104V195H103ZM134 196H135V194L133 195V197H134ZM261 196H262V197H261ZM6 197H7V196H6ZM36 197H37V195H36ZM45 197H46V196H45ZM61 197H62V196H61ZM100 197H101V195L98 196V197L96 196L95 199L100 198ZM129 197H130V196H129ZM131 197H132V196H131ZM135 197H136V196H135ZM191 197H192V196H191ZM194 197L196 198V196H194ZM9 198H10V197H9ZM21 198H22V196H21ZM31 198H30V199H31ZM38 198H39V197H38ZM49 198H50V197H49ZM53 198H54V197H53ZM57 198H58V197H57ZM137 198H138V197H137ZM146 198H145V200H144L145 203H146ZM172 198H173V197H172ZM188 198L190 199L189 196H188ZM192 198H193V197H192ZM223 198H226V200L223 199ZM2 199H3V198H2ZM39 199H40V198H39ZM72 199H73V198H72ZM93 199H94V198H93ZM102 199H103V198H102ZM105 199H106V198H105ZM107 199H108V198H107ZM132 199H134V198H132ZM149 199H150V198H149ZM149 199H148V200H149ZM189 199H187V200H189ZM193 199H194V198H193ZM222 199L225 201V204H224V205H225V206H224L225 208L222 209L223 206H221L222 208H217V207H216V206H217V202H215V201H221ZM26 200H27V199H26ZM46 200H47V199H46ZM49 200H50V199H49ZM68 200H69V199H68ZM76 200H77V199H76ZM88 200H89V199H88ZM99 200H101V198H100ZM99 200H98V199L96 200V206H97V202H98ZM108 200H109V199H108ZM122 200H121V201H122ZM127 200H128V199H127ZM127 200H126V201H127ZM138 200H139V198H138ZM138 200H137V201H138ZM0 201H1V200H0ZM19 201H20V200H19ZM19 201H18V202H19ZM24 201H25V200H24ZM73 201H74V199H73ZM89 201H90V200H89ZM91 201H92V200H91ZM112 201H113V200H112ZM144 201H143V202H144ZM160 201H161V200H160ZM193 201H194V200H193ZM207 201H208V202H210V201L215 202V203H216V206L212 207V206H210V205H211L210 203H208V204H210V205L207 206V205H208V204H206ZM226 201L228 202V204H227L228 206L226 205ZM3 202H4V201H3ZM42 202H43V201H42ZM46 202H49V201H46ZM52 202H53V201H52ZM66 202H67V201H66ZM69 202H70V201H69ZM81 202H82V201H81ZM83 202H84V201H83ZM93 202H94V201H93ZM102 202H103V201H102ZM105 202H106V201H105ZM139 202H140V201H139ZM149 202H150V201H149ZM149 202H148V203H149ZM16 203H17V202H16ZM21 203H22V202H21ZM28 203H29V202H28ZM30 203H31V202H30ZM30 203H29V204H30ZM39 203H40V201H39ZM43 203H44V202H43ZM86 203H87V202H86ZM94 203H95V202H94ZM98 203H99V202H98ZM109 203H110V202H109ZM114 203H115V201H114ZM116 203H117V202H116ZM116 203H115V204H116ZM129 203H130V201H129ZM134 203H135V201H134ZM136 203H138V202H136ZM145 203H144V204H145ZM148 203H147V205H148ZM161 203H162V202H161ZM211 203H212V202H211ZM32 204H33V203H32ZM40 204H41V203H40ZM57 204H58V203H57ZM104 204H105V203H104ZM107 204H108V203H107ZM126 204H127V203H126ZM138 204H139V203H138ZM144 204L140 203L139 205H144ZM189 204H190V205H189ZM218 204H219V202H218ZM221 204H222V203H221ZM263 204H264V203H263ZM22 205H23V204H22ZM49 205H50V204H49ZM51 205H52V204H51ZM80 205H81V204H80ZM84 205H85V204H84ZM93 205H94V204H93ZM132 205H133V204H132ZM163 205H164V204H163ZM192 205H191V206H192ZM213 205H215V204H213ZM30 206H31V205H30ZM33 206H34V205H33ZM39 206H40V205H39ZM52 206H53V205H52ZM60 206H61V205H60ZM70 206H71V205H70ZM96 206H95V207H96ZM134 206H136V205H134ZM145 206H146V204L143 206V207L145 208V210H146V207L148 208L149 205L146 206V207H145ZM177 206H178V207H177ZM196 206H197V205H196ZM219 206H220V205H219ZM219 206H218V207H219ZM6 207H7V208H10V207H8V206H6ZM72 207H73V206H72ZM75 207H76V206H75ZM86 207H87V206H86ZM93 207H94V206H93ZM129 207H130V206H129ZM136 207H138V206H136ZM140 207H141V206H140ZM140 207H139V209L141 210ZM226 207H228V208L226 209ZM14 208H15V207H14ZM42 208H43V207H42ZM82 208H83V207H82ZM102 208H103V207H102ZM164 208H165V209H164ZM3 209H4V208L0 209V211L3 210ZM29 209H30V208H29ZM33 209H34V208H33ZM68 209H69V208H68ZM85 209H86V208H85ZM85 209H84V210H85ZM103 209H104V208H103ZM122 209H123V210H122ZM134 209H135V207L133 208V210H134ZM136 209H138V208H136ZM7 210H8V209H6V211H7ZM9 210L11 211V212L9 211L10 214H13V212H12L13 208H12V209L10 208ZM15 210H16V209H15ZM18 210L20 211V209H18ZM59 210H60V209H59ZM61 210H62V209H61ZM64 210H65V209H64ZM129 210H130V209H129ZM131 210H132V209H131ZM142 210H143V208H142ZM3 211H4V210H3ZM16 211H17V210H16ZM46 211H47V210H46ZM66 211H67V209H66ZM69 211H70V210H69ZM74 211H75V210H74ZM76 211H77V210H76ZM89 211H90V210H89ZM101 211H102V210H101ZM120 211H121V213H120ZM125 211H128V210H125ZM191 211H192V210H191ZM7 212H8V211H7ZM7 212H6V213H7ZM61 212H63V211H61ZM67 212H68V211H67ZM79 212H80V210H79ZM92 212H93V211H92ZM92 212H91V213H92ZM97 212H98V211H97ZM104 212H105V211H104ZM147 212H148V211H147ZM27 213H28V212H27ZM59 213H60V212H59ZM59 213H58V214H59ZM71 213H73V212H71ZM81 213H82V211H81ZM85 213H86V212H85ZM87 213H88V212H87ZM124 213H125V212H124ZM133 213H134V212H133ZM229 213H231V216L229 217L230 219H232L231 217L234 216L233 218L237 217V219H235V220H238V221L234 222L235 225H233L232 222H231L232 224L229 222V225H228L229 228H228V227H225V226H224L225 228L222 227V226L219 227V224H220V223L222 224V222L227 221L226 219H228L227 217H228V214H229ZM7 214H8V213H7ZM10 214H9V215H10ZM16 214H17V213H16ZM19 214H21V213H19ZM61 214H63V213H61ZM61 214H60L59 216L62 217ZM74 214H75V213H74ZM100 214H101V213H100ZM100 214H99V212H98L99 217H100V216H103V215H100ZM102 214H104V213H102ZM143 214H144V213H143ZM156 214H158V215H167L168 217L170 216V218H169V223L166 224V225H168L169 227L172 226V225H177L176 229L178 230V227H180L181 230H178L179 232H177V231L174 232L176 229H175V230H174V229H173V230L171 229V231H170V233H169V235H168V240H161L159 237H157V235L154 233V231L151 230V231L156 235V237H155V235H154L153 233L151 234V233L149 232V228L152 226L153 223H156L157 220L159 219V218H158V215L156 216ZM4 215H5V214H4ZM63 215H64V214H63ZM88 215H89V214H88ZM92 215H93V214H91V217H92ZM108 215H107V216H108ZM232 215H233V216H232ZM28 216H29V215H27V216H25V217H28ZM34 216H35V215H34ZM37 216H39V215H37ZM55 216H56V215H55ZM77 216H78V215H77ZM96 216H97V215H96ZM167 216H166V217H167ZM6 217H7V216H6ZM15 217H16V216H15ZM23 217H24V214H23ZM31 217H33V216L31 215ZM40 217H41V215H40ZM43 217H44V215H43ZM43 217H42V218H43ZM45 217H46V216H45ZM63 217H64V216H63ZM65 217L67 218L66 215H65ZM86 217H87V216H86ZM86 217H85V218H86ZM88 217H89V216H88ZM94 217H95V215H94ZM94 217H93V218H94ZM99 217L97 216V218H99ZM162 217H163V216H162ZM166 217H165V218H166ZM11 218H12V217H11ZM16 218H18V217H16ZM21 218H22V217H21ZM28 218H29V217H28ZM78 218H79V217H78ZM126 218H127V217H126ZM157 218H158V219H157ZM1 219L3 220V218H1ZM9 219H10V218H9ZM35 219H36V218H35ZM35 219L33 218V220H35ZM71 219H72V218H71ZM74 219H76V218H74ZM81 219H84V217L81 218ZM81 219H79V220H81ZM91 219H92V218H91ZM94 219L96 220V218H94ZM6 220H7V218H6ZM11 220H12V219H11ZM29 220H30V219H29ZM31 220H32V219H31ZM39 220H40V218H39ZM39 220H38V221H39ZM43 220H45V219H43ZM79 220L77 219V221H79ZM97 220H98V219H97ZM17 221H19V220H17ZM40 221H41V220H40ZM73 221H74V220H73ZM92 221H94V220H92ZM92 221H91V222H92ZM99 221H100V220H99ZM116 221H117V220H116ZM155 221H156V222H155ZM215 221H216L217 223L219 222L218 226H215V225L213 224V222H215ZM229 221H232V220H229ZM262 221H263V220H262ZM3 222H4V220H3ZM7 222H8V220H7ZM24 222H26V220H25ZM35 222H36V221H35ZM35 222L32 221V223H34V224L36 225L37 222H36V223H35ZM47 222H48V221H47ZM47 222H46V223H47ZM50 222H51V221H50ZM64 222H65V221H64ZM104 222H105V221H104ZM216 222H215V223H216ZM4 223H5V222H4ZM12 223H13V222H12ZM43 223H44V222H43ZM54 223H55V222H54ZM67 223H68V220H67ZM72 223H73V222H72ZM125 223H126V222H125ZM226 223H227V222H226ZM246 223H247V222H246ZM249 223H250V222H249ZM252 223H253V222H252ZM254 223H255V222H254ZM2 224H3V223H2ZM7 224L10 225L9 223H7ZM17 224H18V223H17ZM19 224H20V223H19ZM24 224H25V223H24ZM37 224H38V223H37ZM47 224H48V223H47ZM62 224H63V223H62ZM104 224H105V223H104ZM230 224L233 225L234 227L231 226L232 228H230ZM244 224H245V223H244ZM244 224H242V225H244ZM259 224H261V223H258V226L260 227V230H264V223H263L262 225H259ZM4 225H6V224H4ZM44 225H45V224H43V227H44ZM51 225H52V224H51ZM51 225L48 224L47 226H50V227H51ZM100 225H101V224H100ZM105 225H106V224H105ZM107 225H108V224H107ZM113 225H114V224H113ZM127 225H128V224H127ZM155 225H156V224H155ZM251 225H253V224H251ZM254 225H255V224H254ZM254 225H253V226H254ZM12 226H13V225H11V227H12ZM18 226H19V225H18ZM18 226H17V227H18ZM32 226H33V225H31V228L33 229L35 226H33V227H32ZM53 226H54V224H53ZM55 226H56V225H55ZM55 226H54V227H55ZM121 226H123V225H121ZM128 226H129V225H128ZM214 226H215V227H214ZM8 227H9V226H8ZM17 227H16V228H17ZM37 227H38V226L36 225V228H37ZM54 227H52V229H53ZM56 227L58 228V226H56ZM64 227H65V226H64ZM107 227H108V226H107ZM107 227H105V228H107ZM119 227H120V226H119ZM124 227H125V226H124ZM124 227H123V228H124ZM207 227H210V229L208 228V230H205ZM254 227H255V226H254ZM12 228H13V227H12ZM16 228H15V229H16ZM21 228H24V227H21ZM21 228H20V229H21ZM29 228H30V227H29ZM31 228H30V229H27V230H28V231L31 230L30 232L33 233L34 230H32ZM45 228H46V227H45ZM59 228H60V227H59ZM59 228H58V229H59ZM110 228H111V227H110ZM117 228H118V227H117ZM5 229H7V228H5ZM13 229H14V228H13ZM20 229H19V230H20ZM39 229H40V228H39ZM48 229H49V227H48ZM50 229H51V228H50ZM50 229H49V230H50ZM60 229H61V228H60ZM115 229H116V226H115ZM0 230H2V229H0ZM11 230H12V229H11ZM19 230H17V231H19ZM27 230H25V231H27ZM35 230H36V229H35ZM49 230H48V231H49ZM55 230H57V229L55 228ZM90 230H91V229H90ZM121 230H123V229H121ZM163 230H164V229H163ZM8 231H9V230H8ZM25 231H24V232H25ZM37 231H38V229H37ZM37 231H36V232H37ZM46 231H47V230H46ZM48 231H47V233H48ZM51 231H52V230H51ZM57 231H59V230H57ZM82 231H83V230H82ZM85 231H86V230H85ZM91 231H92V230H91ZM91 231H89V232H91ZM156 231H157V230H156ZM156 231H155V232H156ZM160 231L162 232V230H160ZM166 231H167V230H166ZM255 231H256V230H255ZM19 232L21 233V231H19ZM40 232H41V231H39L38 233H40ZM55 232H56V231H55ZM89 232H88V233H89ZM92 232H93V231H92ZM97 232H98V231H97ZM136 232H137V231H136ZM148 232H149V233H148ZM258 232H259V230H258ZM11 233H12V231H11ZM15 233H17V232L15 231ZM20 233H19L18 235H20ZM26 233H27V232H26ZM28 233H29V232H28ZM32 233H30V234H28V235L30 236ZM51 233H54V231L51 232ZM51 233L49 232V234H51ZM61 233H62V232H61ZM71 233H72V232H71ZM79 233H80V232H79ZM81 233H82V232H81ZM86 233H87V232H86ZM98 233H100V232H98ZM132 233H128V234H132ZM233 233L238 234V235H239V239H236V240H235V238H234V240H233V238L231 239ZM6 234H7V233H6ZM13 234H14V231H13ZM24 234H25V233H24ZM34 234H35V232H34ZM36 234H37V233H36ZM40 234L43 235L42 233H40ZM58 234H59V232H58V233L56 232V237H57ZM63 234H64V231H63ZM72 234H73V233H72ZM92 234H93V233H91V236H92V237H90V235L88 236V240H86V238H87L86 236H85L86 238L84 237L83 239H85L86 241H89V237H90V238L92 239V241H93V240H96L98 234H95V233H94L93 235H92ZM122 234H123V233H122ZM235 234H234V235H235ZM3 235H4V234H3ZM18 235H17V236H18ZM21 235H22V233H21ZM60 235H61V234H60ZM125 235H126V234H125ZM234 235H233V237H234ZM238 235H237V236H238ZM262 235H263V236H262ZM0 236H1V234H0ZM5 236H6V235H5ZM25 236H27V235H25ZM29 236H28V237H29ZM31 236H32V235H31ZM31 236H30V237H31ZM45 236H46V234H45ZM47 236H48V237H47ZM47 236L45 237V239L51 237V236H49V235H47ZM83 236H84V235H83ZM100 236H101V234H100ZM122 236H123V235H122ZM224 236H222V237H224ZM15 237H16V236H15ZM34 237H35V240H36V237H37V236L34 235ZM56 237L53 236V239L56 238ZM111 237H112V236H111ZM229 237H230V238H229ZM4 238H5V237H4ZM10 238H11V237H10ZM22 238H24V236H23ZM25 238H26V237H25ZM31 238H32V237H31ZM37 238H39V235H38ZM41 238H42V237H41ZM60 238H61V237H60ZM71 238H72V237H71ZM78 238H79V237H78ZM11 239H12V238H11ZM51 239H52V238H51ZM53 239H52V240H53ZM72 239H73V238H72ZM74 239H76V238L74 237ZM80 239H81V238H80ZM80 239H79V240H80ZM83 239H82V240H83ZM98 239H100V238H99V237L97 238V241L99 242V241L102 239V237H101L100 240H98ZM103 239H104V238H103ZM109 239H110V238H109ZM120 239H121V238H120ZM216 239L214 240V242L216 241ZM220 239H221V238H220ZM220 239H219V240H220ZM2 240H3V238H2ZM5 240H6V239H5ZM22 240H23V239H22ZM28 240H29V239H28ZM31 240H32V239H31ZM42 240H43V239H42ZM42 240H41V242H42ZM46 240H47V239H46ZM54 240H56V239H54ZM62 240H63V239H61V241H62ZM131 240H132V239H131ZM172 240L177 241V242H175V243H178V246H179L178 248H177V244H176V247H174V244H173V245L171 244L172 242H170V241H172ZM211 240H212V239H211ZM229 240H230V241H229ZM12 241H13V240H12ZM38 241H39V240H38ZM49 241H51L50 238H49V240L47 241V244H48ZM61 241H60V242H61ZM73 241H74V240H73ZM73 241H72V243H73ZM90 241H91V240H90ZM105 241L107 242L108 240H105ZM174 241H173V243H174ZM14 242H15V241H14ZM14 242H13V244H15ZM53 242H54V241H52V243H53ZM63 242H64V240H63ZM75 242H76V240H75ZM75 242H74V243H75ZM82 242H83V241H82ZM118 242H119V241H117V240H114V239L111 240V239H110V240L108 241V244H110V243H112V244H116V243H118ZM120 242H122V241H120ZM120 242H119V244H120ZM123 242H124V239H123ZM132 242H133V240H132ZM216 242H217V241H216ZM6 243H7V242H6ZM8 243H9V242H8ZM31 243H32V242H31ZM84 243H86V242H84ZM21 244H22V243H21ZM54 244H55V242H54ZM62 244H63V243H62ZM64 244H65V243H64ZM89 244H90V242H89ZM106 244H107V243H106ZM132 244H133V246H131ZM204 244H205V247H206V248L201 247V246L204 245ZM215 244H216V243H215ZM215 244H214V246H215ZM217 244H218V243H217ZM5 245H8V244H5ZM28 245H29V244H28ZM30 245H32V244H30ZM56 245H57V244H56ZM60 245H61V243H60ZM60 245H59V246H60ZM91 245H92V244H91ZM116 245H117V244H116ZM17 246H18V245H17ZM24 246H25V245H24ZM79 246H81V245H79ZM94 246H95V245H94ZM112 246H113V245H112ZM244 246H245V247H244ZM14 247H15V246H14ZM22 247H23V246H22ZM31 247H32V246H31ZM63 247H64V246H63ZM90 247H91V246H90ZM138 247H139V248H138ZM198 247H199V248H198ZM200 247L203 248V249H201V251H202L204 254L200 251ZM254 247H255V244H254ZM16 248H17V249H18V248L20 249L19 246L16 247ZM25 248H26V247H25ZM25 248H24V250H25ZM34 248H35V246H34ZM65 248H66V247H65ZM72 248H73V247H72ZM76 248H78V247H76ZM84 248H85V247H84ZM86 248H87V247H86ZM109 248H110V247H109ZM239 248H238V250H239ZM251 248H252V247H251ZM263 248H264V247H263ZM11 249H12V248H11ZM11 249H10V250H11ZM27 249H28V248H27ZM30 249H31V248H29L28 251H31ZM35 249H37V248H35ZM54 249H55V248H54ZM74 249H75V248H74ZM79 249H80V248H79ZM87 249H88V248H87ZM87 249H86V250H87ZM106 249H107V248H106ZM116 249H117V248H116ZM185 249H188V250H190V251L192 252L191 254H192V256H194L193 259H192V257H191V259H187V257H185L186 253H185L184 257H182V255H181L180 253H181V252H184ZM211 249H214V248L211 247ZM216 249H217V248H216ZM252 249H253V248H252ZM256 249H258V248H256ZM14 250H15V249H14ZM22 250H23V249H22ZM42 250H43V249H42ZM60 250H61V249H60ZM66 250H67V248H66ZM119 250H120V249H119ZM140 250H139V251H140ZM182 250H183V251H182ZM217 250H218V249H217ZM217 250H215V251H217ZM219 250H220V249H219ZM245 250H246V249H245ZM248 250H251V249L248 248ZM261 250H262V249H261ZM261 250H260V253L262 252ZM5 251H6V250H5ZM26 251H27V250H26ZM28 251H27V252H28ZM35 251H36V250H35ZM35 251H34V252H35ZM64 251H65V250H64ZM74 251H75V250H74ZM76 251H77V249H76ZM87 251L89 252V250H87ZM87 251H85V252H87ZM97 251H99V250H97ZM109 251H110V250H109ZM121 251H120V252H121ZM180 251H181V252H180ZM215 251H214V252H215ZM0 252H1V251H0ZM14 252H15V251H14ZM14 252H13V253H14ZM16 252H17V250H16ZM36 252H38V251H36ZM36 252H35V254H36ZM39 252H40V251H39ZM39 252H38V253H39ZM43 252H44V251H42L41 253H43ZM48 252H50V250H49ZM48 252H47V253H48ZM54 252H56V251H54ZM71 252H72V251H71ZM99 252H100V251H99ZM101 252H102V251H101ZM103 252H104V251H103ZM115 252H116V251H115ZM238 252H239V251H238ZM240 252H241V249H240ZM240 252H239V253H240ZM13 253H12V254H13ZM21 253H23V252H21ZM25 253H26V252H25ZM25 253H24V254H25ZM38 253H37L36 255H34L33 257L35 258V256H36V259H39L38 256L40 255V253H39V254H38ZM47 253L44 252L43 254H47ZM57 253H58V252H57ZM77 253H78V252H77ZM90 253H92V252H90ZM159 253H160V252H159ZM241 253H242V252H241ZM262 253H264V251H263ZM7 254H8V253H7ZM7 254H6V255H7ZM17 254H20V253L18 252ZM24 254H23V255H24ZM29 254H30V253H28V256H29ZM32 254H34V253H32ZM48 254H49V253H48ZM78 254H79V253H78ZM80 254H81V253H80ZM83 254H84V253H83ZM95 254H97V253L95 252ZM102 254H103V253H102ZM102 254H101V255H102ZM104 254H105V253H104ZM137 254H138V253H137ZM216 254H217V253H216ZM8 255L11 256V254H8ZM20 255H21V254H20ZM26 255H27V254H25V256H26ZM37 255H38V256H37ZM54 255H55V254H54ZM118 255H119V254H118ZM210 255H211V254H210ZM222 255H223V254H222ZM222 255H219L220 257L218 256V257H219L218 259L221 258V260H222V257H223ZM236 255H237V254H235L234 256H236ZM241 255H242V254H241ZM245 255H246L247 257H248V255H249V256H251L252 258H254V257H258V255H255L253 252H252V253H247V254H245ZM3 256H4V254H3ZM9 256H8V257H9ZM13 256H14V255H13ZM28 256H27V257H28ZM46 256H47V255H46ZM46 256L44 255V257H46ZM55 256H56V255H55ZM58 256H59V255H58ZM73 256H74V255H73ZM75 256H77V254H75ZM75 256H74V258H75ZM87 256H88V255H87ZM99 256H100V254H99ZM226 256H224L223 259H227V258H225ZM237 256H238V255H237ZM239 256H240V255H239ZM246 256H245V258L247 259ZM5 257H6V256H5ZM14 257H15V256H14ZM30 257H32V256H30ZM33 257H32V259H33ZM40 257H41V256H40ZM56 257H57V256H56ZM77 257H78V256H77ZM83 257H84V256H83ZM85 257H86V256H85ZM92 257H93V255L91 256V259H92ZM94 257H95V256H94ZM96 257H97V256H96ZM251 257H250V258H251ZM260 257H261V256H259V258H260ZM74 258H73V260H74ZM98 258H99V257H98ZM119 258H120V255H119ZM131 258H132L133 260H131ZM151 258H152V257H151ZM236 258H237V257H236ZM236 258L234 259L235 261L237 260V262H235V263L240 264V262H241V264H243L242 261H243L244 259L241 260V261L238 263L239 260L236 259ZM239 258H240V257H239ZM242 258H243V257H241V259H242ZM248 258H249V257H248ZM259 258H257V259H259ZM262 258H264V257H262ZM0 259H1V258H0ZM5 259H6V258H5ZM13 259H14V258H13ZM16 259H18V258L16 257L15 260H16ZM21 259H23V258H21ZM25 259H26V258H25ZM65 259H66V258H65ZM65 259H64L63 261H65ZM75 259H76V258H75ZM78 259H80V258H78ZM81 259H82V258H81ZM89 259H90V258H89ZM104 259H105V258H104ZM218 259H217V261L219 262ZM246 259L244 260V262L246 261ZM257 259H256V260H257ZM3 260H4V259H3ZM6 260H7V259H6ZM26 260H27V259H26ZM50 260H51V259H50ZM82 260H84V259H82ZM93 260H94V259H93ZM95 260H96V258H95ZM102 260H103V259H102ZM102 260H101V261H102ZM121 260H122V259H120V261H121ZM228 260H229V259H228ZM247 260H248V259H247ZM260 260H261V259H260ZM19 261H20V260H19ZM30 261H31V260H30ZM37 261H41V259H40V260H37ZM51 261H52V260H51ZM51 261H50V262H51ZM75 261H76V260H75ZM101 261H100V262H101ZM105 261H106V260H105ZM105 261H103V262H105ZM116 261H119V260H116V258H115L114 263H115ZM134 261H135V260H134ZM215 261H216V258H215ZM252 261H254V260L251 259L250 262H252ZM257 261H259V260H257ZM257 261H256V262H257ZM4 262H5V260H4ZM4 262H3V264H4ZM6 262H7V261H6ZM9 262H10V260H9ZM12 262H13V261H12ZM33 262H34V261H33ZM35 262H36V261H35ZM50 262H49V263H50ZM71 262H72V261H71ZM83 262H84V261H83ZM91 262H92V261H91ZM107 262H108V260H107ZM110 262H111V260H110ZM124 262H123V263H124ZM194 262H193V263H194ZM218 262H217L216 264H218ZM246 262H248V261H246ZM246 262H245V263H246ZM256 262H255V263H256ZM261 262H262V261H261ZM263 262H264V260H263ZM263 262H262L261 264H264ZM18 263H19V262H18ZM36 263H37V262H36ZM63 263H64V262H63ZM63 263H62V264H63ZM66 263H67V261H66ZM80 263H81V264H84V263H82V262H80ZM114 263H113V264H114ZM118 263H119V262H118ZM130 263H131V262H130ZM193 263H192V264H193ZM235 263H234V264H235ZM252 263H253V262H252ZM252 263H251V264H252ZM0 264H2L1 261H0ZM39 264H40V263H39ZM60 264H61V263H60ZM110 264H111V263H110ZM119 264H120V263H119ZM150 264H151V263H150ZM226 264H228V263H226ZM246 264H247V263H246ZM253 264H254V263H253ZM258 264H260V262H258Z\"/></svg>","mask_w":264,"mask_h":264}]
</instances>
